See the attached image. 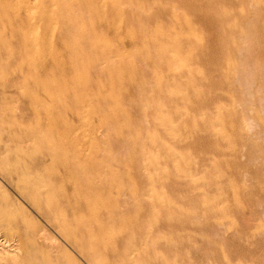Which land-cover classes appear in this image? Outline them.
Segmentation results:
<instances>
[{
	"label": "rangeland",
	"instance_id": "1",
	"mask_svg": "<svg viewBox=\"0 0 264 264\" xmlns=\"http://www.w3.org/2000/svg\"><path fill=\"white\" fill-rule=\"evenodd\" d=\"M32 1V2H31ZM34 1V2H33ZM39 1V4H40V2H42L40 5L38 4L37 5V2ZM45 0H0V11H4L3 13H0V21L2 20L3 21V23H2V21L0 22V39L2 40H0V44H2V46L0 45V54L2 55H4V56H1L0 57V82H1V84H0V106L2 105V108L0 107V111H2V112H0V114H2V115H0V121H1V119H2V122H0V131L2 132V134H0V136L2 135L3 137L2 138H0V155H1V153H2V155H1V157H0V163L2 164V163H4V164H2V166H3V169H1L0 168V258H3L4 259V261H3V259H1L2 260V263L3 264H7V262H8V264H29L30 262V264H37V263H39V264H93V261H92V259L94 258V260H96L97 259V261H98V259L99 258H101V259H99V261L101 260V262L99 263V264H108V263H110L111 264V261H112V264H122L123 262V264H125L126 262V264H130V262H131V264H144V262H142V261H145V263L146 264H264V81H262V80H264V63L262 64L261 63V61L262 62H264V59L262 60V56H263V58H264V51H263V49H264V47H260V44L261 45H263L264 46V18H263V16H264V0H261L260 2L259 1H257L256 3H255V1L254 0H242L243 2H241V0H193V1H191V0H152V2H151V0H136L137 1V3H136V1L135 0H131V3H133L134 1V3L131 5V3H129L130 2V0H116V2L114 1V3L112 4V3H110L112 0H91L90 2H88L87 0H84L85 2H83V0H72V2H71V0L69 1V0H48V1H45ZM60 1V2H59ZM64 1V2H63ZM66 1V2H65ZM67 1H69V2H67ZM121 2V4L122 3H124L125 1L127 2V3H129L130 5H129V7H128V4L127 3H124V4H116V3H118V2ZM139 1V2H138ZM156 1V3L158 4H156V3H154ZM158 1V2H157ZM168 1H170L171 2V4H170V2H168ZM179 1V2H178ZM205 1V2H204ZM217 3H216V2ZM220 1V2H219ZM225 1V2H224ZM237 3H236V2ZM248 1V4H249V6H248V8H247V6L245 5V4H247L246 2ZM249 1H250V3H249ZM51 2V3H50ZM60 4H59V3ZM62 2V3H61ZM75 2H77V3H79L80 2V4H77L76 3V5H75ZM87 2V3H86ZM96 2V3H95ZM97 2L99 3V5L97 4ZM140 2H142L143 4H141ZM149 2V3H148ZM160 2V3H159ZM175 2V3H174ZM182 2H183V4H182ZM185 2V3H184ZM188 3V5H187V3ZM200 2V3H199ZM208 2H210L208 5H207V3ZM228 2V4H225V3H227ZM239 2V3H238ZM2 3V4H1ZM7 3V4H6ZM9 3H11V4H9ZM25 3V4H24ZM70 3H71V5H70ZM84 3H86V4H84ZM88 3H90L89 5H88ZM163 3H164V5H163ZM180 3V4H179ZM233 3V4H232ZM237 5H236V4ZM254 3V5H252ZM17 4V5H16ZM49 6H48V5ZM73 4V5H72ZM82 4H84V5H82ZM94 4V5H93ZM115 4V5H114ZM126 4V5H125ZM137 4V5H136ZM139 4V5H138ZM140 4H141V6H142V9H141V6H140ZM153 4V5H152ZM175 4V5H174ZM185 4V5H184ZM201 4V5H200ZM215 4H217V5H215ZM223 4V6H221ZM241 4H243V6L241 5ZM247 4V5H248ZM251 4V5H250ZM2 5H3V8H2ZM8 5H9V8H8ZM18 5H20V6H18ZM30 5V6H29ZM34 5V6H33ZM35 5H36V7H35ZM45 5H47V7H48V9H47V7L45 6ZM58 5V6H57ZM60 5V6H59ZM63 5V6H62ZM67 5V6H66ZM70 5V6H69ZM85 5H86V7H85ZM102 5V6H101ZM112 5V6H111ZM115 7H114V6ZM135 5V6H134ZM146 5V6H145ZM167 5L168 6H170V7H167ZM172 5H174L173 7H172ZM185 6L184 8H183V6ZM186 5H187V8H186ZM190 5V6H189ZM193 5V6H192ZM213 5L215 6V7H213ZM226 5H229V6H226ZM233 5V6H232ZM234 5H235V7L236 8H233L234 7ZM240 5V9H238V10H240L241 11V9H243L241 12L240 11H237V7ZM257 5H259V6H257V7H260V9H258L256 6ZM262 5V6H261ZM13 6H15V7H13ZM17 6V7H16ZM23 6H25V7H27L26 8V10H24L25 12H23V10H21V9H24L23 8ZM43 6V7H42ZM71 6H73L70 10L68 9V7L70 8ZM76 6H77V8L78 9H76ZM81 6H82V8H81ZM85 8H84V7ZM96 6V7H95ZM100 6V7H99ZM109 6H110V8H109ZM117 6V7H116ZM121 6V7H120ZM131 6V7H130ZM132 6H133V8H132ZM137 6V7H136ZM138 6H140V7H138ZM144 6H145V8L147 9H145L144 8ZM149 6V7H148ZM154 6V7H153ZM157 8H156V7ZM182 6V7H181ZM197 7V8H195V7ZM202 8H201V7ZM208 6V7H207ZM45 8V9H42V8ZM60 7V8H59ZM80 7V8H79ZM91 7H93V8H91ZM99 9H98V8ZM115 8V9H112V8ZM118 7H120V9H118ZM152 7V8H151ZM161 7V8H160ZM164 7V8H163ZM192 7H194V8H192ZM207 7V8H206ZM210 7V8H209ZM214 8V9H212V8ZM218 7H219V9L220 8H224V9H221L220 11H219V9H218ZM230 7H232V8H229ZM253 7V8H252ZM255 7H256V9H255ZM13 10H11V9ZM30 8V9H29ZM59 8V9H58ZM62 8H64V9H62ZM65 8H66V11H65ZM90 8V9H89ZM122 8V9H121ZM144 8V9H143ZM172 8V9H171ZM186 8V9H185ZM189 8H190V10H189ZM199 8V9H198ZM204 8H206V10L204 9ZM210 9V12H209V9ZM218 10H217V9ZM227 8V9H226ZM239 8V7H238ZM3 9V10H2ZM41 9V10H40ZM51 9V10H50ZM59 11H58V10ZM73 9H74V11H73ZM81 9V10H80ZM84 9H86V10H84ZM94 9H95V11H94ZM98 9V10H97ZM102 9H103V11H102ZM109 9H111V10H109ZM118 9V10H117ZM124 9V10H123ZM133 9V10H132ZM143 10V11H147L146 13H144L143 11H141V10ZM149 9V10H148ZM157 9V10H156ZM161 10V11H163V12H161V11H158V10ZM167 11L168 10V12L170 13V15H172L171 17H170V15H169V13H165V11ZM187 9L189 10V11H191L190 13H189V11H188V13H186V11H187ZM196 9H198L197 11H196ZM202 9V10H201ZM203 9H204V11H203ZM216 9V10H215ZM226 9V10H225ZM233 9V11H232V13L229 15V13L231 12V10ZM245 9H247V10H245ZM254 9V10H253ZM5 10H6V12H5ZM9 10V11H8ZM21 10V11H20ZM49 10V11H48ZM60 10H64L65 11V15L63 14V12L64 11H60ZM70 12H69V11ZM76 10V11H75ZM77 10H79V12L81 13V15H79V13L77 12ZM83 10H84V13H82L83 12ZM89 10V11H88ZM90 10L92 11V12H90ZM112 10H114L113 11V14H112ZM129 12L128 14H126L127 12ZM158 12V13H156V11ZM170 10V11H169ZM178 10V11H177ZM180 10V11H179ZM186 10V11H185ZM216 12H215V11ZM252 10V11H251ZM261 10H263V12H261ZM51 11V12H50ZM82 11V12H81ZM87 11H88V14H87ZM105 11V12H104ZM111 12V14H110V12ZM116 11L118 12L117 13V15L119 16V15H121V17L119 16H117L116 14H114V12L116 13ZM119 11H120V14H119ZM123 11H124V13H123ZM138 11L140 12V13H138ZM149 11H152V12H155L156 14H153L152 12H149ZM172 11H174L173 13H172ZM176 11V12H175ZM248 11V13H246V12ZM256 11H257V13H256ZM8 12H9V14H8ZM10 12H11V14H10ZM19 12H22V13H20L19 14ZM36 12V13H35ZM38 12V13H37ZM40 12V13H39ZM45 12V13H44ZM47 12H48V14H49V16H48V14H47ZM59 12H61V13H58ZM68 12V13H67ZM85 12H86V14H85ZM98 12V13H97ZM100 12V13H99ZM107 12H108V14H107ZM137 14H136V13ZM180 12V13H179ZM199 12H200V14H199ZM201 12H204L205 13V15H204V13H202V15H201ZM207 12V13H206ZM213 12V13H212ZM227 13V15L225 14V16H224V14H221V13ZM240 13L241 14V16H243V17H240L238 14H236V13ZM245 12V13H244ZM44 13V14H43ZM56 13H57V15H56ZM73 13H75V14H72ZM77 13V14H76ZM91 13L93 14L92 16H94V17H92L91 16ZM98 15V17L100 18H98L97 17V15ZM132 15H131V14ZM152 14L151 15V17H150V15L149 14ZM162 15H161V14ZM172 13V14H171ZM175 13V14H174ZM178 13H179V15H178ZM195 13H197V14H195ZM210 13H211V15H210ZM234 13L236 14V15H234ZM251 13V14H250ZM259 13H262V14H260L259 15ZM1 14H3V15H1ZM6 14L8 15V16H6ZM28 14V15H27ZM41 14H42V16H41ZM52 14V15H51ZM96 16H95V15ZM143 16H142V15ZM177 14V15H176ZM186 14V15H185ZM195 14V15H194ZM218 14H220V15H218ZM248 14V15H247ZM251 16H250V15ZM254 14V15H253ZM256 14V15H255ZM11 15V16H10ZM17 15V16H16ZM20 15V16H19ZM21 15H23V16H21ZM50 15H51V17L53 16V19L50 17ZM78 15V18H76V16ZM86 15H89V16H86ZM110 15H111V17H110ZM112 15H113V17H112ZM125 15H128L127 17L125 16ZM134 15V16H133ZM144 15H148L149 17H147V16H144ZM154 15V16H153ZM156 15V16H155ZM174 15V16H173ZM183 17H182V16ZM196 16V18L194 17V16ZM203 15L204 16H206V18L204 19V18H202L203 17ZM216 15H218V17H219V19L220 20H223V21H221V23H223L222 25H221V23H220V21H218L219 19L218 18H216L217 16ZM231 15L232 16H234V18H235V16L237 17L236 19H233L234 21H235V23L233 22V20H232V18H231ZM261 15H262V17H261ZM4 16V17H3ZM7 18H6V17ZM10 16V17H9ZM28 16H32L31 17V19H32V21H31V19H30V17H28ZM47 16V17H46ZM54 16H55V18H54ZM58 16H59V19H58ZM60 16H61V18H60ZM69 16V17H68ZM70 16H72V18H73V22H76V23H72V18L70 17ZM79 16H80V19H79ZM88 17V18H92L91 20L93 21V19L94 18H96V19H94V21L93 22H95L96 24H97V26H98V22H99V26L101 25L100 23H102V25H101V27H95V23L93 24V22H91V20L89 19V22L87 21L88 19L87 18H83V20L81 19L82 17ZM91 16V17H90ZM103 18H102V17ZM138 16H139V18H138ZM167 16H169V17H167ZM199 16V17H198ZM200 16H201V18H200ZM211 16V17H210ZM213 16H214V18H216V20L213 18ZM230 17V19H228L227 17ZM244 16H245V19H244ZM246 16H248V17H246ZM252 16H254V17H252ZM20 17V18H19ZM23 19H22V18ZM45 17V18H44ZM50 17V18H49ZM64 17V18H63ZM67 17V18H66ZM107 17H108V20H107ZM115 17H116V19L117 18H119V19H117L118 20V22L116 21V19H115ZM124 17L126 18L125 20H124ZM157 19H156V18ZM165 18V20H164V18ZM178 17H182V18H180V20L182 21H180L179 19H177ZM250 17V18H249ZM257 17V18H256ZM261 17V18H260ZM3 18H4V20L6 19L7 21H4L3 20ZM12 20H11V19ZM14 18V19H13ZM25 18H27L26 20L27 21H25ZM36 18V19H35ZM69 18V19H68ZM75 18V19H74ZM112 18V19H111ZM136 19L135 21H133V19ZM143 19L144 20V22H143V20L142 21H139V20H141V19ZM154 18V19H153ZM158 18H160V20L162 21H160V20H158ZM168 18V19H167ZM190 18V19H189ZM211 18L213 19V20H211ZM222 18V19H221ZM228 20H227V19ZM238 18H240L239 20H238ZM249 18V19H248ZM256 18V20H254V19ZM258 18H260V19H258ZM8 19H10V20H8ZM28 19H29V21H28ZM39 19H43L42 21H39ZM45 19V20H44ZM63 19V20H62ZM66 21H65V20ZM71 22H68V20ZM77 19V21H75ZM87 19V20H86ZM102 19L105 21V26H104V21H102ZM114 19H115V23H114ZM129 19H131V20H129ZM139 19V20H138ZM173 19V20H172ZM185 19H186V21H185ZM192 19V20H191ZM195 19V20H194ZM203 19H204V21H203ZM227 21H226V20ZM246 19H247V21H246ZM252 19L254 20V22L252 21ZM14 20L18 23V22H20V23H18V25H17V23L16 22H14ZM46 20H48V22L46 21ZM49 20H52V22H50ZM57 20V21H56ZM98 20V21H97ZM127 20H129V21H127ZM167 20V21H166ZM232 21V23H234L233 25L231 24V21ZM244 20V21H243ZM9 21V22H8ZM60 21V22H59ZM61 21H63V22H61ZM80 21H82L83 23H81ZM85 21H87V22H85ZM108 21V22H107ZM125 21H127V22H125ZM147 21H150V24H148L147 25ZM154 23H156V24H160V23H162L163 24V22H164V24H163V26H162V24H160L159 26L158 25H156V24H154ZM157 21V22H156ZM159 21H160V23H159ZM169 21H170V23L171 24H169ZM178 21V22H177ZM184 21L186 22V23H184ZM191 21V22H190ZM196 23H195V22ZM208 21H209V23L211 24H216L215 26L214 25H210L209 23H208ZM211 21V22H210ZM228 21H230V22H228ZM239 21H243L242 23H240ZM246 21V22H245ZM9 24H7V23ZM11 22V23H10ZM25 22H27V25H28V23L30 24L29 26H27V25H25L26 23ZM32 22H33V24H32ZM39 22V23H38ZM45 22V23H44ZM47 22V23H46ZM50 22V23H49ZM85 22V23H84ZM133 22V23H132ZM135 22V23H134ZM177 22V23H176ZM191 24H190V23ZM213 22H217V23H213ZM225 22H227V23H225ZM239 22V23H238ZM256 22H259L258 24L256 23ZM263 22V23H262ZM2 23V24H1ZM22 23V24H21ZM51 23H53V24H51ZM78 23H80V25L78 24ZM88 25H87V24ZM91 23V24H90ZM114 23V24H113ZM126 23H128V25L126 24ZM131 23V24H130ZM137 23V24H136ZM138 23H140V24H138ZM144 24L145 25V27H144V31H143V29H142V24ZM166 23H168V25L170 26L168 29L166 28L167 27V25H166ZM181 24V26H180V24ZM185 25V26H188V28L189 29H185L184 31H183V28L185 27L183 24ZM230 23V24H229ZM237 23V24H236ZM252 23V24H251ZM261 23H262V25H261ZM6 24V25H5ZM42 24H43V26H42ZM63 24H64V27H62L63 26ZM69 24L71 25L70 27H69ZM107 24V25H106ZM112 24V25H111ZM126 24V25H125ZM174 24H175V26H177V24H178V27H176V28H173V27H175L174 26ZM194 24H196V25H194ZM198 24H200V28H195L196 26L198 27ZM207 24L208 25H210V26H207ZM217 24L219 25V26H217ZM225 24V25H224ZM247 24V26H245V25ZM250 24V25H249ZM3 25V26H2ZM4 25H5V27H6V29H5V27H4ZM18 27H17V26ZM32 25V26H31ZM60 25V26H59ZM66 25H67V28L68 29H65L66 28ZM78 25H79V28H78ZM91 27H90V26ZM94 27H93V26ZM123 25H125L126 26V28L127 29H125L124 28V26ZM129 25H130V27H129ZM135 25V26H134ZM137 25V26H136ZM150 25V27H148L147 28V26H149ZM154 25V26H153ZM173 25V26H172ZM183 25V26H182ZM221 25V26H220ZM224 25V26H223ZM226 25H228V26H226ZM231 25V26H230ZM237 25H238V28H237ZM256 25V26H255ZM262 27H261V26ZM13 26V27H12ZM31 26V27H30ZM88 26L90 27V28H88ZM108 26H110V27H108ZM113 28H112V27ZM115 26H117L116 28H115ZM195 26V27H194ZM211 26H213V28L211 27ZM245 26V27H244ZM249 26V27H248ZM250 26H251V28H250ZM257 26H259V28H257ZM8 27V28H7ZM11 29H10V28ZM25 27V28H24ZM47 27H49V28H47ZM51 27H52V30H51ZM61 27V28H60ZM87 28V29H85V28ZM102 27H106V28H102ZM129 27V28H128ZM138 27H139V29H138ZM156 27V28H155ZM164 27V28H163ZM217 27V28H216ZM226 27H231V28H229V29H227ZM247 27V28H246ZM253 27L254 28H256L254 31L256 32V33H258L257 35L259 36V34H260V37H261V35H262V37L260 38L259 37V39H258V36L257 35H255V32L254 31H252V29H253ZM17 28V29H16ZM22 28V29H21ZM23 28L24 29H26V32L23 30ZM29 28V29H28ZM31 28V29H30ZM33 28V29H32ZM44 28H46V29H44ZM59 28V29H58ZM76 28H78L79 29V31L80 32H78V29H76ZM98 29L100 32H101V34H100V32H97L96 31V29ZM109 28L110 29H113V30H109ZM132 28H134L133 29V31H131V29ZM151 28V29H150ZM153 28H154V30H153ZM158 28H160V29H162V31L160 30V29H158ZM179 28V29H178ZM187 28V27H186ZM218 28H220V29H218ZM236 28V29H235ZM262 30H261V29ZM6 30V31H4V30ZM21 29V30H20ZM35 29V30H34ZM50 29V33L48 34V31H46V30H49ZM61 29V30H60ZM65 29V30H64ZM88 29H90V33L91 34H89V32H88ZM92 29H93V32H92ZM102 29H103V32H102ZM107 29H108V31H107ZM115 29H116V31H115ZM121 29H123L122 31H121ZM124 29H125V31H124ZM128 29H130V30H128ZM135 29H136V31H135ZM138 29V30H137ZM156 29H157V32H156ZM166 29L169 31L170 29V31L168 32V31H166ZM179 31H178V30ZM182 29V30H181ZM196 29V30H195ZM203 29V30H202ZM212 31V32H209L210 30ZM215 29V30H214ZM219 31L220 30V32L218 33V32H216L217 30ZM222 29V30H221ZM225 29H227V30H225ZM243 29V30H242ZM251 29V30H250ZM10 30V31H9ZM14 30V31H13ZM44 30V31H43ZM56 30H57V32H56ZM69 30H71V32H69V34H68V36H66L65 34H67L68 33V31ZM75 30V32L77 33V35H71L72 33L73 34H75L74 32H72V31H74ZM87 30V31H86ZM121 32H120V31ZM145 30L147 31V33L145 32ZM152 31L153 33H152V38L154 37V39H153V41H152V39H151V42H149V41H147V40H150L149 38L151 37V33H150V31ZM158 30H160L159 32H158ZM186 30H188L187 32H186ZM191 30V31H190ZM195 30V31H194ZM230 30H231V32H230ZM234 30V31H233ZM239 30V31H238ZM244 30H246V31H244ZM247 30L249 31V33L247 32ZM256 30H258V32L256 31ZM259 30H261V31H259ZM22 31V33H20ZM24 31V32H23ZM28 31H30V32H32L31 33V35L32 36H30L29 34H30V32L28 33ZM42 31V32H41ZM60 31V32H59ZM62 31H63V33H62ZM85 31V32H84ZM106 31V32H105ZM115 31V32H114ZM120 33H119V32ZM137 31H141V32H138L139 33V35H138V33H137ZM176 31V32H175ZM183 31V32H182ZM193 31V32H192ZM201 31V32H200ZM228 32V35H229V37L226 35L227 33L226 32ZM242 31H243V33H242ZM2 32H6V33H3L2 34ZM10 32V33H9ZM12 32H14V34L12 33ZM16 32H17V34H16ZM59 32V33H58ZM86 35V37H85V35L83 34V33ZM94 32H95V34H94ZM111 32V33H110ZM112 32H113V34H112ZM117 32H118V34H120V36L117 34ZM163 32H164V34H163ZM173 32V33H172ZM186 32V33H185ZM194 34L195 32H196V34H197V37H194V39H193V34ZM203 32H205V33H203ZM222 32V33H221ZM234 32V34H232ZM237 32V33H236ZM245 32H247V34L249 35H247ZM251 32V33H250ZM254 32V33H253ZM26 35L27 34V36H25L24 34ZM56 33H57V36H56ZM65 33V34H64ZM79 33V34H78ZM106 35H105V34ZM107 33L109 34V35H107ZM140 33H142V34H144V35H142V34H140ZM157 33V34H156ZM162 34V36L163 35H165V33H167V36L165 37V38H168L167 40H163V39H165L164 38V36H163V38H161V34ZM172 33V34H171ZM175 33H176V35H175ZM189 35H188V34ZM201 33H203L202 34V36H203V39H202V36H200L201 35ZM211 33V34H210ZM240 33V34H239ZM262 33V34H261ZM5 34V35H4ZM81 34V35H80ZM93 35V37L95 38V39H93V38H91L92 36H88V35ZM111 34V35H110ZM125 34H126V37H124L125 36ZM127 34H129V35H127ZM138 36H137V35ZM160 34V35H159ZM169 34V35H168ZM190 34H191V37H190ZM214 34V35H213ZM216 34H217V36H216ZM242 34V35H241ZM251 34H254V35H252V37L250 36ZM1 35H3L4 37H2ZM6 35H7V37H6ZM12 35H14L13 37H12ZM18 35H20V36H18ZM29 35V36H28ZM45 35V36H44ZM46 35H48V37L46 36ZM58 35H59V37H58ZM84 37H83V36ZM101 35V36H100ZM103 35L105 36L104 37V39H103ZM112 35H114V37H112ZM118 35V36H117ZM123 35V36H122ZM133 35V36H132ZM142 35V36H141ZM149 35H150V37H149ZM172 35V36H171ZM180 35H181V37H180ZM185 35H187V37L185 36ZM195 35V34H194ZM223 38V39H221V37ZM236 36V37H234V36ZM247 35V36H246ZM9 36H11V37H9ZM35 38H34V37ZM65 37V38H63V37ZM79 36H81V37H83V38H80L81 40H78V38H79ZM99 36V37H98ZM107 36H109L110 38H112L111 40L109 39V37H107ZM136 36V37H135ZM157 36V37H156ZM171 38H173V39H169L170 37ZM174 36L176 37V38H174ZM189 36V37H188ZM196 36V35H195ZM242 38H241V37ZM246 36V37H245ZM255 36V37H254ZM6 37V38H5ZM14 37H17V39L16 38H14ZM21 37H23V38H21ZM37 37V38H36ZM41 37V38H40ZM42 37H43V39H42ZM55 37L57 38V39H55ZM67 37L69 38V39H67ZM91 39H93V40H91ZM115 37H117V39L115 38ZM130 39H129V38ZM132 37H134V38H132ZM145 37V41H142L143 40V38ZM160 37V39H158ZM179 37V38H178ZM182 37H184V38H182ZM204 37H205V39H206V41H205V39H204ZM215 37H216V39H215ZM220 37V38H219ZM233 37V39L232 40H234V38H235V41H232L231 40V42H229L230 41V39ZM239 37V38H238ZM250 39H249V38ZM255 38V40H252V39H254ZM6 39V41H5V39ZM9 40H8V39ZM18 38H20V39H18ZM26 38L28 39V41L26 40ZM34 38V39H33ZM59 38H61V39H59ZM63 38V39H62ZM125 38V39H124ZM140 38H141V41H140ZM146 38H148L147 40H146ZM182 38V39H181ZM187 39V42H185V40ZM224 38H225V40H226V42H229V44H234L233 46H235V47H238V46H240L239 48H235L234 49V47L232 46V45H228V43H225L224 41ZM248 39V41H254V42H248L247 41V39ZM34 41V43L32 42V40ZM37 39H38V41H37ZM40 39V40H39ZM53 39H55V41L53 40ZM71 39V40H70ZM76 39V40H75ZM83 39V40H82ZM106 39V40H105ZM115 40L116 42L114 43V42H112V40ZM120 39V40H119ZM121 39H123L124 41L125 40H127V41H125L126 43V45L125 44H123V40H121ZM129 39V40H128ZM177 39H179L178 41H177ZM190 39V42L188 41ZM193 39V40H192ZM198 39H200V40H202V41H200V43H199V41H198ZM228 39H229V41H228ZM241 39H243V40H245V41H243V40H241ZM258 39V40H257ZM262 41H261V40ZM4 40V41H3ZM11 43V45L9 46V42ZM31 42H30V41ZM57 40H58V42H57ZM88 41L89 42V44L88 43H86L85 41ZM95 40V41H94ZM109 40V41H108ZM132 40V41H131ZM138 40V41H137ZM162 40H163V42H162ZM177 41V42H175V41ZM182 40V41H181ZM195 40H197V41H195ZM208 40V41H207ZM215 40V41H214ZM219 41V42H217V41ZM220 40H222L223 42H221ZM21 41V43H19ZM23 41L25 42L24 43V45H23ZM45 41V42H44ZM48 41H49V45H50V47H49V45H48V47H47V44H48ZM62 41H64V42H62ZM71 41V42H70ZM73 41V42H72ZM75 41V42H74ZM77 41H79V42H77ZM92 41H94L95 42V45H94V42H92ZM97 41H99V42H97ZM110 41L112 42V44L110 43ZM119 41H120V43H121V46L119 45L120 43H119ZM135 41V42H134ZM157 41H158V43H157ZM159 41H161V42H159ZM184 41V42H183ZM196 42L195 44L196 45H194V43H192V42ZM203 41H204V43H203ZM4 42V43H3ZM7 42H8V44H7ZM91 42V43H90ZM137 42H138V44H137ZM154 43V45H152L151 46V43ZM164 42H168V43H164ZM174 42V44H172ZM179 42H180V44H179ZM215 42V43H214ZM233 42H235V43H233ZM240 42V43H239ZM257 42V43H256ZM6 43V44H5ZM65 44V45H61V44ZM79 43H82V44H80L79 45ZM83 43H85V45L83 44ZM104 43L106 44V46L104 45ZM119 43V44H118ZM131 43L133 44V45H131ZM148 43H150V44H148ZM162 43V44H161ZM169 43H170V45H169ZM185 43V44H184ZM189 43H190V45H189ZM198 43V44H197ZM209 44V45H211L210 47L211 48H209V47H206L207 45L206 44ZM219 43H220V47H219ZM224 43V44H223ZM238 43H239V45H238ZM242 43H245V44H242ZM249 43H250V45H251V47H253V49H255L254 51H253V49L250 47V45H249ZM252 43H254V44H252ZM36 45V46H34V45ZM76 46V44L78 45V47L76 46V48H75V46ZM99 45L98 47L101 49V45L103 46V47H107L106 49H104L103 47H102V49L100 50L96 45ZM108 44V45H107ZM119 45V48H118V45ZM129 44V45H128ZM139 44H141V45H139ZM142 44H143V47H142ZM145 44V45H144ZM156 44V45H155ZM165 44V45H164ZM175 47L176 46V44H177V46H179V47H177V48H173V46ZM187 44V45H186ZM193 44V46H195L194 47V49L193 48H191L192 45ZM213 44V45H212ZM222 44V45H221ZM248 45L249 46V48H251L252 49V51L251 50H248L249 48L247 47V46H244V45ZM257 44V45H256ZM7 45H8V47H7ZM13 45V46H12ZM14 45H15V47H14ZM19 45L21 46L22 45V47H19ZM32 46V47H30V46ZM71 45H73L72 47H71ZM90 45H92V46H90ZM138 45H139V47H138ZM149 45V46H148ZM197 45H198V47H197ZM199 45H201V50H200V47H199ZM202 45H203V47L204 48H202ZM208 45V46H209ZM225 45H227L226 46V48L224 47ZM238 45V46H237ZM256 45V46H255ZM28 46V47H27ZM44 46V47H43ZM54 46V47H53ZM68 46V47H67ZM97 48H96V47ZM111 46H114V47H111ZM125 46V47H124ZM128 46H131V48L130 47H128ZM146 46V47H145ZM165 47V49H163L162 47ZM186 46H187V48L189 49V51H188V54H189V56H187L188 54H186L185 53V50L187 51L188 49L186 48ZM189 46V47H188ZM222 46H223V48L224 49H222ZM242 46V47H241ZM260 47V48H258V47ZM3 47H5V48H3ZM7 47V48H6ZM12 48V51L11 52H14V50H15V52L17 51V48H18V52L19 53H21L20 55H19V53L17 54V52L16 53H11L8 49H11ZM14 47V48H13ZM23 47H24V49H23ZM34 47H36V48H34ZM43 47V48H42ZM83 47V48H82ZM86 47H88V49L86 48ZM89 47H90V49H89ZM96 49H95V48ZM113 49V52L114 51H116L117 49H118V51H116V52H110V51H112V49ZM125 48V50H124V48ZM142 47V48H141ZM147 47H148V50H147ZM150 47H151V49H152V51H151V49H150ZM153 47V48H152ZM159 47V48H158ZM214 47H218V48H215V50H217V51H215L214 50ZM244 47V48H243ZM245 47H247L246 49L248 50V52H247V50L245 49ZM257 47V48H256ZM19 48H21V49H19ZM26 48H28V49H26ZM42 50H41V49ZM49 49V50H47V49ZM54 48H56L55 49V52H54ZM63 48V49H62ZM66 48L67 49H70V51H68V50H66ZM77 48L79 49V50H77ZM92 48V49H91ZM144 48V49H143ZM166 48H168V49H166ZM186 48V49H185ZM196 48V49H195ZM197 48H198V51H197ZM231 48V49H230ZM243 48V49H242ZM3 49V50H2ZM14 49V50H13ZM33 49V50H32ZM62 49V51H60V50ZM97 51L98 50V53H96L95 52V54H96V56L95 57H93L94 55V51L95 50ZM121 49H123V50H121ZM131 49V51H129ZM137 49V50H136ZM139 49H140V51H139ZM153 49H154V51H155V53H153ZM156 49V50H155ZM158 49H160L159 51H158ZM177 49V50H176ZM180 49V50H179ZM193 49V50H192ZM202 49L204 50L203 52H204V55H206L205 57H203L202 56ZM207 49H209V50H207ZM211 49V50H210ZM213 49V50H212ZM222 49V50H221ZM232 49H234V51H236V52H234V51H231ZM244 49H245V51H244ZM262 51H261V50ZM8 50V51H7ZM22 51L23 53L25 52L26 53V55L24 54L23 55V57H25V58H27V59H23L22 58V52H20V51ZM57 50H59V51H57ZM77 50V51H76ZM81 50V51H80ZM82 50H85V51H87L86 53H85V51H82ZM91 50V51H90ZM103 50V51H102ZM104 50H106V52H107V50H109V52H107V54H104V53H106ZM135 50V51H134ZM142 50V51H141ZM145 52H144V51ZM165 52V54H167V55H165L164 53H163V51ZM207 50V51H206ZM227 50H229V51H227ZM257 50H259V52H257ZM2 51H6L5 53L4 52H2ZM28 51H31V52H33V54L32 53H29ZM34 51H35V53H34ZM43 51V52H42ZM46 52V54H45V52ZM53 51V52H52ZM64 51V52H63ZM72 51V52H71ZM74 51V52H73ZM75 51H76V53L78 52V51H80V53L82 54V56H85V58L84 57H81L80 55V53H78V54H76L75 53ZM93 51V52H92ZM100 51V52H99ZM102 51V52H101ZM123 51V52H122ZM134 51V52H133ZM137 51V52H136ZM139 51V52H138ZM173 53V51H174V54H172L171 52ZM192 51H194V52H192ZM200 51L202 52V53H200ZM212 51V52H211ZM214 51V52H213ZM220 51V52H219ZM222 51V52H221ZM224 51H226V52H224ZM231 51V52H230ZM239 52V54H240V52H241V54H242V56H241V54L239 55H237V53ZM41 52V53H40ZM48 52V53H47ZM57 52V53H56ZM65 52H66V54H65ZM88 52L90 53L91 52V55H88ZM121 52H122V54H121ZM144 52V53H143ZM152 53L150 56L149 55H147L146 53ZM157 52V53H156ZM159 52H161L160 54L162 55V56H160L159 55ZM178 52H180V54L178 53ZM183 52V54H181ZM189 52H191V53H189ZM218 54H217V53ZM245 52H246V54H245ZM249 52H251V53H249ZM252 52H253V54L254 55H252ZM9 53V54H8ZM10 53H11V55H10ZM39 53V55H37ZM43 53V54H42ZM62 53V54H61ZM69 53V54H68ZM100 53H102L101 55H100ZM116 53V54H115ZM125 53V54H124ZM135 53V54H134ZM140 53H143V54H141V57L139 56H137V54H140ZM148 53V54H149ZM175 53H177L178 55H175ZM198 53V54H197ZM208 53V54H207ZM210 53H211V55H212V58H211V56H209L210 55ZM223 53V54H222ZM233 53V54H232ZM236 53V54H235ZM249 55H248V54ZM257 53H258V55L261 53V55H260V57H258V55H257ZM6 54H7V56L9 57V59H8V57H6ZM13 54V55H12ZM28 54V55H27ZM48 54V55H47ZM54 54V55H53ZM66 56H64V55ZM74 56H73V55ZM76 54V55H75ZM80 54V55H79ZM86 54V55H85ZM97 54H98V56H100V59H99V57L97 56ZM103 54H104V56H103ZM110 54V55H109ZM112 54H113V56H112ZM116 55V57H117V59H116V57H115V55ZM131 54V55H130ZM158 54V56L159 57H157L156 55ZM164 54V55H163ZM220 54V55H219ZM230 54H231V56H230ZM263 54V55H262ZM33 55H37V56H33ZM45 55H46V57H45ZM63 55V56H62ZM108 57H107V56ZM126 55V56H125ZM128 55V56H127ZM129 55H130V57L132 58V60H131V58H129ZM134 55H136V56H134ZM147 56V58H148V60L150 61L151 60V62L149 63V61L146 59V57H144V56ZM152 55H154V56H152ZM182 55V56H181ZM196 56V57H194V56ZM200 55V56H199ZM215 55H216V58H215ZM233 55V56H232ZM251 55V56H250ZM257 57H256V56ZM16 56H18L17 58L14 57ZM21 56V57H20ZM72 56V57H71ZM77 56H79V57H77ZM89 56V57H88ZM105 58H107V59H103L102 61L103 62H101V59L103 58V57ZM123 56H125V57H123ZM134 56V57H133ZM142 56H143V58H145V59H143L142 58ZM155 59V62H153L154 61V59L152 58V57ZM166 58H165V57ZM169 56H171V59L169 58ZM181 56V57H180ZM186 56V57H185ZM226 58H224V57ZM229 56V57H228ZM236 56V57H235ZM246 56V58H243V57H245ZM248 56V57H247ZM254 58H253V57ZM21 59H20V58ZM30 57H32V58H30ZM35 57V58H34ZM53 57V58H52ZM69 57V58H68ZM112 57V58H111ZM114 57V58H113ZM137 59H136V58ZM156 57L158 58V59H156ZM160 57H162V58H160ZM189 59H188V58ZM191 57H192V59H191ZM215 59H214V58ZM220 59V61L218 60V58ZM222 57V58H221ZM231 57H233V59L231 58ZM235 57V58H234ZM250 57H252V59H250ZM6 58H7V60H6ZM13 60H11V59ZM17 59V62H15L16 60H14V59ZM52 58V59H51ZM63 58H65V59H63ZM72 58H74L75 60H78V62L76 63L75 62V60H73ZM82 58V59H81ZM93 58V62H92V60L91 59ZM122 58V59H121ZM133 58H135L136 59V61H137V63H135V64H137V65H134V63H133V60H135V59H133ZM177 58V59H176ZM184 58V59H183ZM204 58V59H203ZM207 58V59H206ZM237 58H238V60H237ZM247 58H249V59H247ZM260 60H259V59ZM4 59V60H3ZM24 60V62H23V60ZM31 59V61H29ZM39 61H38V60ZM41 59H43V60H41ZM47 59H49V60H47ZM87 59V60H86ZM124 59V60H123ZM126 59H128V60H126ZM142 59H143V62H142ZM160 59H162V61L161 62H163V63H161V64H163L162 65V67H161V65H160ZM165 59V62H167V60L169 59V61H168V65L170 66V64H171V61H173L172 62V64L174 65L175 63H177L175 66H173L172 64H171V66L170 67H168L167 66V64L165 65V63H164V60ZM179 59V60H178ZM187 59H188V61L189 62H186L187 61ZM195 59H196V61H195ZM203 59V60H202ZM208 59H210V60H208ZM224 61V62H222V60ZM242 59V60H241ZM245 59H247V60H245ZM258 59V60H257ZM6 60V61H5ZM26 60H27V62L29 61V63L27 64V66H26ZM33 60H34V62H33ZM35 60H37V61H35ZM46 60H47V62H46ZM86 60V61H85ZM91 60V61H90ZM95 60V61H94ZM96 60L99 62V63H95L96 62ZM100 60V61H99ZM107 60H110V61H107ZM113 60V61H112ZM116 60V61H115ZM125 60H126V62L128 61V65H127V63H125ZM129 60H131V61H129ZM139 60V61H138ZM145 60V61H144ZM158 60V61H157ZM177 60V61H176ZM183 60V61H182ZM198 60H201V64L198 62ZM207 60L208 61H212V62H208L207 63ZM216 60V61H215ZM235 60V61H234ZM238 62H237V61ZM241 60V61H240ZM247 61L246 63L244 62V61ZM251 60V62H249ZM254 60H256V61H254ZM21 61L23 62V63H21ZM48 61H50V62H48ZM55 62V63H52V62ZM58 61V62H57ZM74 61V62H73ZM124 61V62H123ZM135 61V62H136ZM157 61V62H156ZM228 61H229V63H228ZM261 63H259V62ZM39 62V63H38ZM64 62H66V63H64ZM82 62V63H81ZM86 62L88 63V62H90V66L88 65V64H86ZM91 62H92V64H95L94 65V67L95 68H93V66H92V64H91ZM108 62V64H106V63ZM110 62V63H109ZM117 62H119V63H117ZM125 63V65L123 66V64ZM139 62V63H138ZM153 62V63H152ZM184 62V63H183ZM194 64H193V63ZM196 62V63H195ZM202 62H206L205 63V65H204V63H202ZM214 62L216 63V64H214ZM221 62V63H220ZM226 62V63H225ZM235 63V64H231V63ZM240 62L242 63L241 64V66H240ZM243 62H244V64H243ZM252 62H254V64L252 63ZM256 62H258V63H256ZM35 63H37V64H35ZM47 64V66H46V64ZM64 63V64H63ZM81 63V64H80ZM84 63V64H83ZM101 63H105V66H102L101 65ZM111 63H115V64H111ZM132 63V64H131ZM146 63V64H145ZM192 63V64H191ZM209 63H210V65L211 66H209ZM212 63V64H211ZM220 63V65H218ZM227 63H228V65H227ZM251 63V64H250ZM256 63V64H255ZM9 64V65H8ZM31 64V65H30ZM34 64H35V66H34ZM44 64V65H43ZM52 64V65H51ZM55 64H58V67H57V65H55ZM66 64V65H65ZM73 67H71L70 65ZM78 64V65H77ZM82 64L84 65V66H82ZM121 64H122V66H121ZM138 64H139V66H138ZM150 64V65H149ZM154 64H156L155 66H154ZM157 64H159L158 66H157ZM197 64V65H196ZM200 64V65H199ZM238 64H239V68H237L238 67ZM247 64H249L248 66H247ZM3 65V66H2ZM18 65V66H17ZM20 65V66H19ZM33 65V66H32ZM37 65V66H36ZM41 65V66H40ZM49 65V66H48ZM60 65H62L63 66V68H62V66H60ZM88 65V66H87ZM98 65H101V66H98ZM104 65V64H103ZM108 65V66H107ZM121 66V69H119V70H117L116 68H118L119 66ZM130 65V66H129ZM133 67H132V66ZM144 67H143V66ZM152 65V66H151ZM178 65H181V69H180V66H178ZM189 65V66H188ZM212 65H213V67H212ZM223 65H224V67H223ZM231 65V66H230ZM236 66V67H233V66ZM261 66L260 68H262L263 67V70L262 69H259L257 66ZM6 66V67H5ZM9 66V67H8ZM25 66V67H24ZM28 66H30V67H28ZM53 66V67H52ZM54 66H56V67H54ZM60 66V67H59ZM78 66V67H77ZM80 66H82L81 67V69L83 68V70H80ZM110 66V67H109ZM116 66H118V67H116ZM128 66V67H127ZM141 68V70L138 68ZM148 66H150L149 68H148ZM164 66H166V70L168 69V71H165L164 69ZM182 66H184L183 68H185L184 70H183V68H182ZM188 66V67H187ZM195 66H196V69H194L195 68ZM202 66V67H201ZM213 68V69H211L210 70V68ZM219 66H222V67H219ZM227 68H226V67ZM228 66H230L229 68H228ZM247 66V69L245 68ZM251 66H256L255 68L254 67H251ZM14 68V69H11V68ZM16 67V68H15ZM20 67V68H19ZM31 67H33V69L31 68ZM48 67H50V68H48ZM70 67V68H69ZM88 67H92L91 69L89 68V70H88ZM96 67H99L98 69L96 68ZM104 67L105 68H107V69H104ZM112 67H116L115 69H113ZM123 67V68H122ZM125 67H127V68H125ZM130 67V71H127V69ZM138 68V69H136V68ZM143 67V68H142ZM153 67V69H151ZM157 67H159L158 69H156V71H158L157 73H159V74H155L156 73V71L154 70L155 68H157ZM176 67V70L178 71V73H179V75L182 77V78H180L181 80H183V81H181L180 79H179V75L177 76V74L178 73H176V70H174V68ZM190 67V68H189ZM199 67H201L202 68V71H200L201 70V68L199 69ZM203 67H204V69H203ZM206 67V68H205ZM233 67V71H232V68ZM243 67V68H242ZM250 67L251 68H253L251 71H250ZM2 68H4V69H2ZM17 68H19V69H17ZM23 68V69H22ZM28 68V69H27ZM38 68V69H37ZM53 68H55V69H53ZM59 68V69H58ZM75 68H76V70H79L78 72L75 70ZM85 68V69H84ZM101 68V69H100ZM111 68V69H110ZM124 68H125V71H124ZM145 68V69H144ZM171 68V70L169 71V69ZM178 68V69H177ZM186 68H188V69H186ZM193 68V69H192ZM198 68V69H197ZM216 69V71L217 72H215V69ZM217 68H219L218 70H217ZM229 71H227L226 69ZM242 68V69H241ZM11 69V70H10ZM23 71H22V70ZM40 69V70H39ZM93 69V70H92ZM104 69V70H103ZM151 69V70H150ZM179 69H180V71H179ZM192 69V70H191ZM221 69V70H220ZM223 69V70H222ZM231 69V70H230ZM237 69V70H236ZM240 69V70H239ZM7 70H10L9 72L7 71ZM34 70V71H33ZM52 71L51 73H53L52 75H51V73H50V71ZM56 70L58 71V72H56ZM75 70V71H74ZM91 70V71H90ZM100 70L104 73V74H102V72H101V74H100ZM107 70H108V74H109V71H110V73H111V75H108L107 74ZM112 70H116L117 71V73H116V71H113L112 72ZM123 70V71H122ZM129 70V69H128ZM136 70H140L141 72H143L144 71V73H142L141 74V72H136ZM152 70H153V72H152ZM161 70V71H160ZM173 70V71H172ZM182 70H183V75L184 76H182ZM195 70V71H194ZM199 70V71H198ZM206 72H208V73H206ZM226 70V71H225ZM247 72H245V71ZM253 70H254V72H253ZM257 70V71H256ZM260 70V71H259ZM3 71H7V73L9 74H7L6 75V73H3ZM14 71H16V72H14ZM18 71H19V73H18ZM22 73H21V72ZM31 72V74L30 73H28V74H26L27 72ZM42 71V72H41ZM46 71H47V73L48 74H46ZM90 72V73H87V72ZM120 71H122V72H120ZM135 71V72H134ZM164 71V72H163ZM187 71V72H186ZM188 71H190V73L188 72ZM248 71H250V73L248 72ZM257 73H256V72ZM259 71V72H258ZM262 71H263V73H262ZM2 72V73H1ZM14 74H13V73ZM24 72H25V74H26V76H25V74H24ZM34 72V73H33ZM37 72H38V77H37ZM45 72V73H44ZM54 72H55V74H54ZM59 72H61L60 74H59ZM81 72H84V73H81ZM98 72H99V74H98ZM125 74H124V73ZM130 72V73H129ZM151 72V73H150ZM168 72V73H167ZM173 72L174 73H176V74H174V76H176V77H174L173 76ZM184 72H185V74H184ZM199 72V73H198ZM213 72H215V73H213ZM227 75V74H229L230 76H231V74H232V76L233 77H229V76H226L225 75V77H223V75H224V73ZM239 72V73H238ZM240 72H242V74L244 73L245 75H243L244 77H246V79L244 78V77H241V74H240ZM252 72V73H251ZM10 73H12V74H10ZM41 73H43V74H41ZM63 73V74H62ZM76 73V74H75ZM77 73H78V75H77ZM80 73V74H79ZM116 73V74H115ZM126 73H128V74H126ZM131 73H133V76H130V75H132ZM135 73H137L139 76H143L144 75V77H140V78H138L139 76L137 75L136 76V74ZM163 73H165V74H163ZM169 73H171L170 75L173 77H170L168 74ZM191 73H193V74H191ZM200 73L201 74H204V75H201L200 76V78H199V75H200ZM210 73V74H209ZM211 73L213 74L212 76L214 77V75L216 76V77H222L223 78V80L221 81V79L222 78H218V79H220V80H216L215 78L216 77H214V82H216V83H218V84H216V86H215V83L213 84V83H211L210 84V82H211V80L213 81V78H212V76H211ZM217 73V74H216ZM234 73H235V75H234ZM249 73V74H248ZM255 73L256 74H258V73H260L259 75H255ZM21 74V75H20ZM24 74V76H22ZM34 75L35 74V76L37 77V78H35V77H31V75ZM50 74V75H49ZM75 74V75H74ZM85 74V75H84ZM88 74V78L86 77V75ZM98 74V75H97ZM117 74H119V75H117ZM121 74H122V76H121ZM163 74V75H162ZM222 74V75H221ZM252 74V76H253V78H251L252 76H250ZM254 74V75H253ZM29 77H28V76ZM41 75V76H40ZM46 75V76H45ZM56 75V76H55ZM82 75V76H81ZM93 75V76H92ZM108 75V76H107ZM114 75H116V77L114 76ZM125 75H129V76H127V77H125ZM155 75V79H156V81H159V79H160V81H159V84H158V82L156 83V81H154L155 79H152L151 77L152 76H154ZM157 75V76H156ZM168 75V76H167ZM190 76L191 77V79H190V77H188V76ZM194 75V76H193ZM197 75V76H196ZM218 75V76H217ZM221 75V76H220ZM249 76V78H248V76ZM2 76H4V77H2ZM10 76V77H9ZM48 76V77H47ZM55 78H54V77ZM78 76V77H77ZM99 76V77H98ZM114 77V79H111L112 77ZM121 77V79L123 80H121L120 81V78L119 77ZM151 76V77H150ZM160 77L159 79L157 78V77ZM205 76V77H204ZM237 76V77H236ZM239 76H240V78H239ZM22 79H20V78ZM28 77V78H27ZM43 79H45V81L43 80V82H47V85H44V83L42 82V78ZM57 77H60V78H57ZM72 77H73V79H72ZM74 77L76 78L77 77V80L75 79L74 80ZM98 79H97V78ZM108 77V78H107ZM166 77V78H165ZM168 77V78H167ZM178 77V78H177ZM185 77V78H184ZM193 77V78H192ZM235 77V78H234ZM5 78V79H4ZM7 78V79H6ZM46 78H47V80H46ZM63 79V80H60V79ZM68 78V79H67ZM84 78V79H83ZM119 78V79H118ZM126 78V79H125ZM132 78V80H129V79H131ZM154 78V77H153ZM165 78V79H164ZM169 78H170V81H169ZM207 78H211V79H207ZM228 78L230 79V80H228ZM231 78H234V79H232L231 80ZM236 78H239V80L237 81L236 80ZM1 79H4L3 81L1 80ZM8 79H9V81H8ZM14 79V80H13ZM26 81H25V80ZM27 79H28V81H27ZM32 79H34L33 81H32ZM35 79H36V82H38V83H36L35 82ZM51 79H53V81H50L49 82V80H51ZM67 79V80H66ZM69 79H71V80H69ZM85 79H88V80H85ZM105 79V80H104ZM108 79V81L109 82H111V84L112 85H110V83L108 84V81H106ZM136 79V80H135ZM147 79V80H146ZM167 79H168V81H167ZM177 81H176V80ZM185 79V80H184ZM189 79H190V81H189ZM202 79V80H201ZM204 79H206V81L204 80ZM225 79L227 80V81H225ZM240 79H243L242 81H240ZM66 80V81H65ZM83 80V83H81V81ZM94 81V84H93V82H91L90 83V81ZM101 80V81H100ZM115 80V81H114ZM126 80L128 81V84L126 83L125 84V82H126ZM142 80H143V82H142ZM146 82H145V81ZM153 80V83H151V81ZM161 80H162V82H161ZM171 80H173V81H171ZM178 80H180L181 82L179 83V81ZM209 81V84H208V81ZM244 80L246 81V82H244ZM250 80H252V81H250ZM6 83H5V82ZM8 81V82H7ZM19 81H21V82H19ZM77 81H78V83H77ZM88 82V84H87V82ZM95 81H100L99 83L98 82H95ZM102 81L104 82V83H102ZM107 82V84H106V82ZM112 81H113V83H112ZM118 82V84H117V82ZM139 81V82H138ZM164 81H166V82H164ZM184 81L186 82V84H188L189 85V83H190V85L187 87V86H185L184 87V85H185V83H184ZM188 81V82H187ZM192 81L194 82V83H192ZM198 82V83H196V82ZM200 81H203V84L204 85H202V83H199ZM207 82V83H205V82ZM219 81V82H218ZM220 81H221V83H220ZM224 81V82H223ZM228 81H229V83H228ZM230 81H231V83H230ZM237 81V82H236ZM250 81V82H249ZM259 81H260V85H259ZM24 82H26V83H24V85H23V83ZM30 82L31 83H33V84H30ZM35 82V83H34ZM42 82V83H41ZM49 82V83H48ZM59 82H60V85H57V84H59ZM67 84H66V83ZM86 82V83H85ZM120 82H121V84H122V87H121V84H120ZM123 82V83H122ZM132 83V85H133V88L131 87V84L130 83ZM167 82H169L170 83V86H171V82H173V84H172V86H171V90H172V92H170L171 90L169 89V87L167 88V86H168V83ZM174 82H175V86L176 87H178V85H179V88H175V86H174ZM178 82V84H176ZM225 82H227L228 83V85H227V83H225ZM235 82V83H234ZM245 83V84H243V83ZM248 82V83H247ZM251 82H253V84H251ZM262 82V83H261ZM5 85H4V84ZM20 83V84H19ZM57 83V84H56ZM69 83V84H68ZM82 84V85H80V84ZM85 83V84H84ZM99 85H98V84ZM135 83V84H134ZM140 83H142V84H140ZM146 85H145V84ZM162 83V84H161ZM232 83H233V85H232ZM236 83H237V85L238 86H236ZM19 86H18V85ZM23 86H22V85ZM35 84V85H34ZM41 84H43V86L41 85ZM53 85V86H50V85ZM62 84H65V86L64 85H62ZM90 84V85H89ZM97 84V85H96ZM102 84V85H101ZM104 84V85H103ZM140 84V85H139ZM149 84V85H148ZM165 84V85H164ZM196 84V85H195ZM200 84V85H199ZM207 86H206V85ZM230 84V85H229ZM248 84V85H247ZM17 85V86H16ZM26 85V86H25ZM29 85H31V86H29ZM36 85H37V88H36ZM41 85V86H40ZM57 86V87H55V86ZM79 85V86H78ZM87 85H89L88 87H87ZM92 85V87H90ZM115 85H117V87H115V89L113 88V86H115ZM126 85V86H125ZM128 85V86H127ZM135 85H138V86H135ZM155 85H156V90H155ZM182 85V86H181ZM209 85H210V87H209ZM222 86V88H221V86ZM224 85V86H223ZM225 85H226V87H225ZM245 86V88H244V86ZM262 85V86H261ZM6 86V87H5ZM29 86V87H28ZM34 86V87H33ZM52 89V95H50L51 94V89L49 88V87ZM61 86H63L64 88H63V90H62V87ZM66 86H67V88H66ZM71 86V87H70ZM81 86H83V87H81ZM86 86V87H85ZM98 88H97V87ZM100 86H104V87H101V88H99ZM110 86V87H109ZM112 86V87H111ZM118 86H120V88H121V94H120V89H119V87ZM129 86H130V88H129ZM148 86V87H147ZM164 86H165V88H166V91H165V88H164ZM198 86H200V87H198ZM205 86V87H204ZM211 86H214L215 88H218V89H215L214 87H211ZM218 86V87H217ZM230 87V88H228L227 89V87ZM243 86V87H242ZM261 86V87H260ZM23 87V88H22ZM24 87H25V89H24ZM26 87H28V88H26ZM43 87H44V89L45 88H48V89H43ZM68 87H70V88H68ZM72 87H73V89H72ZM128 88V89H126V88ZM134 87H136V90H135V88ZM151 87V88H150ZM158 87H159V90L161 91V93L159 92V90H157L158 89ZM180 87L182 88L181 89V92L179 93V92H177V90H179L180 89ZM203 87V88H202ZM206 87H208L207 88V90H206ZM226 88V89H224V88ZM250 87V88H249ZM259 89H261V90H259ZM17 88V89H16ZM22 89V91H23V89H24V91L22 92L21 91V89ZM57 88H58V90H57ZM76 88V89H75ZM89 89V91L87 90V89ZM104 88H106V89H108V91L106 90V89H104ZM111 88V89H110ZM124 88V89H123ZM140 88V89H139ZM148 88V89H147ZM154 88V89H153ZM175 88V89H174ZM185 90H184V89ZM194 88V89H193ZM198 88H199V90H198ZM200 88H202L203 90H204V93L205 92H208V94L207 93H205L206 94V96H205V94H202L203 93V90L202 89H200ZM210 88V89H209ZM237 88H239V89H237ZM243 88V90H241V89ZM247 88H249V92L247 91ZM35 89V90H34ZM39 89V90H38ZM42 89V90H41ZM70 89V90H69ZM80 89V90H79ZM83 89V90H82ZM85 89V90H84ZM95 91V90H97L98 92H94L93 90ZM118 89H119V91H118ZM123 89V90H122ZM142 89V90H141ZM153 89V90H152ZM191 89H193V90H195V91H193V90H191ZM211 89H213V90H211ZM215 89V90H214ZM224 89V91H222ZM257 89H258V91H257ZM30 90V91H29ZM54 90H56V92L54 91ZM76 90V91H75ZM92 90V91H91ZM101 90V91H100ZM104 91V93H102L103 91ZM106 90V91H105ZM111 90L113 91V92H111ZM114 90H116V92H114ZM134 90H135V92H134ZM146 90H147V92H146ZM151 90V91H150ZM163 90V91H162ZM184 90V91H183ZM189 90V92L192 94V95H189L190 93L189 92H186V91H188ZM211 91L210 93H211V95H210V93H209V91ZM221 90V91H220ZM231 90V91H230ZM25 91H28V92H26L25 93ZM35 91V92H34ZM43 91V92H42ZM47 91H49V94H48V92ZM69 91V92H68ZM79 91V92H78ZM119 93H118V92ZM125 91V92H124ZM143 91V92H142ZM149 91L151 92V93H149ZM198 93H197V92ZM200 91H202V93L200 92ZM218 91V93H216ZM226 91V92H225ZM229 91V92H228ZM4 92H6L5 94L7 95H5L4 94ZM13 92V93H12ZM18 92H22L21 94H19ZM54 92H55V94H54ZM67 92V93H66ZM70 92H72V93H70ZM74 92V93H73ZM84 92H86L85 94H84ZM87 92H88V98H87V100H88V102H87V100H85V98L87 97ZM95 93V95H96V97H94L95 95H94V93ZM108 92H110V93H108ZM153 92H154V94H153ZM157 94H156V93ZM159 92V93H158ZM183 92H186V93H184L183 95L181 94V93H183ZM225 92V93H224ZM230 92H231V94H230ZM235 92H236V94H235ZM239 92V93H238ZM243 92V93H242ZM245 92V93H244ZM248 92V93H247ZM31 93H33V94H31ZM35 93H37V94H35ZM43 95H42V94ZM47 93V94H46ZM79 93H81V94H79ZM83 93V94H82ZM90 93H92L93 95H91ZM99 94L98 95V99H100L99 101H98V99H97V94ZM100 93H101V95H100ZM108 93V94H107ZM122 93L124 94V95H122ZM144 93H145V95H144ZM146 93H147V96L149 97V95H150V99H152V100H150L149 98H147V96H146ZM164 93V94H163ZM175 93V96L173 97V99H171L172 98V96L173 95H169V99H168V97L166 96V95H168V94H174ZM176 93L177 94H180V95H177V97L178 96H180V97H178V99H180V100H178L177 99V97H176ZM197 93V94H196ZM200 93V94H199ZM218 95H216V94ZM246 93H247V95H246ZM254 93V94H253ZM26 94V95H25ZM63 96H62V95ZM106 94V95H105ZM128 94V96H126V95ZM135 94L136 95H138V96H135ZM164 95L163 96V98L162 97H160V95ZM196 96H195V95ZM202 94V95H201ZM215 94V95H214ZM232 94H234V96H236V97H234ZM240 94V95H242V96H240L242 99H240V97L238 96V95ZM244 94V95H243ZM36 95V96H35ZM40 95V98L38 97V96ZM46 97H45V96ZM55 95V96H54ZM58 95V96H57ZM62 97V100L60 99L61 97ZM65 95L67 96V97H65ZM72 95H74V96H72ZM76 95V96H75ZM82 97L81 99L79 98L80 96ZM85 95V96H84ZM105 95V96H104ZM120 95V97H121V99H120V97L118 98V96ZM132 95H134V96H132ZM140 95V96H139ZM144 95V96H143ZM155 95L157 96V99H156V97H155ZM189 95V96H188ZM199 95V96H198ZM204 95V97L205 98H203V97H201V96H203ZM222 95L224 96V98H222ZM231 95V96H230ZM260 95V96H259ZM33 96H35V97H33ZM48 96V97H47ZM54 96V97H53ZM79 96V97H78ZM89 96H90V98H89ZM101 96V97H100ZM109 96V97H108ZM117 96V97H116ZM126 96V97H125ZM182 96H184V97H188V101H186L187 100V97H186V99L184 98V97H182ZM198 96V97H197ZM216 96H217V98L218 97H220V98H218L219 100H221V101H219L218 99H216ZM231 98V101L229 100L228 102H227V99H230L229 97ZM6 97V98H5ZM24 97H26V98H24ZM29 97V98H28ZM30 97L32 98L33 97V99H32V101H31V99H30ZM43 97H45V98H43ZM56 97V98H55ZM58 97H60L59 99H58ZM65 97V98H64ZM100 97V98H99ZM104 97V98H103ZM110 97H112V98H110ZM195 97H197V98H195ZM211 97H215V98H212L211 99ZM226 97V98H225ZM244 97V98H243ZM28 98V99H27ZM43 98V99H42ZM50 98H53V99H51L50 100ZM54 98H55V101H53L54 100ZM84 98V99H83ZM93 98V99H92ZM108 98H110V100L108 99ZM120 99V100H122V101H120L119 103L120 104H118V99ZM123 98H125V99H123ZM128 98H130V99H132V100H128ZM135 98H137L138 100L136 101V99ZM145 98V99H144ZM156 99V100H154V99ZM160 99V101H159V99ZM185 99V101H186V103H185V101L184 100H182V99ZM190 98V99H189ZM193 98H194V100H193ZM200 98H202V99H200ZM237 98V99H236ZM246 98H248V99H246ZM257 98H258V100H257ZM3 99V101H5L6 99L8 100V102H7V100L5 101V102H7V103H4L3 101L1 102V100ZM34 99H36V101L34 100ZM37 99H39V101L37 102ZM48 101L47 103H46V100ZM58 99V100H57ZM76 99L78 100V101H76ZM90 99V100H89ZM97 99V100H96ZM114 99V100H113ZM115 99H116V101H115ZM144 99V104H145V100H146V102L148 103H146L145 105L143 104V101L141 102V100H143ZM171 99V100H170ZM178 100V102L176 101V100ZM192 99V100H191ZM197 99H200V100H197ZM209 100V102H208V100ZM214 99H215V101H214ZM224 99H226V100H224ZM234 99V100H233ZM28 100H30L29 102H28ZM35 102H34V101ZM65 100V101H64ZM81 100H84V103L86 102V104H84L83 103V101H81ZM92 100V101H91ZM105 100V101H104ZM125 100H126V102H125ZM135 100V101H134ZM151 101V103H150V101ZM163 100V101H162ZM172 100H175V101H172ZM201 100H203V101H201ZM224 100V101H223ZM239 101V103H238V101ZM245 100V101H244ZM259 100H261L260 102H259ZM60 101H61V103H60ZM79 101H81V103H82V105H81V103L79 102ZM91 101V102H90ZM96 101V102H95ZM98 101V102H97ZM107 101V102H106ZM110 101V102H109ZM114 101V102H113ZM123 101H124V103H123ZM158 103H157V102ZM169 101V102H168ZM179 101H183V102H179ZM190 101V102H189ZM193 101H194V105H193ZM196 101H197V103L199 102V104H197V105H195L196 104ZM200 101H201V103H200ZM211 101V102H210ZM214 101V104H215V102H216V105L217 106H220V108H221V104H222V108H223V110H222V108L219 110V108H217V106L216 107H214V105H213V102ZM223 101V102H222ZM242 101H243V103H242ZM31 102H32V104H34V105H32L31 104ZM37 102V103H36ZM45 102V103H44ZM51 102H53V104L51 103ZM56 102H58V103H56ZM64 102V103H63ZM79 103L80 105H78L77 103ZM109 102V103H108ZM112 102V103H111ZM133 102H136L135 104L133 103ZM138 102V103H137ZM140 102V103H139ZM153 102H155V103H153ZM163 102V103H162ZM171 102V103H170ZM173 102V103H172ZM175 102H177V106L175 107V106H173L174 104H175ZM208 102V103H207ZM217 102H219V104L217 103ZM227 103V105H226V103ZM232 103L231 105L229 104V103ZM235 102V103H234ZM237 102V103H236ZM247 104H246V103ZM2 103H4V104H2ZM49 103V104H48ZM51 103V104H50ZM62 103H63V106H61L62 105ZM90 103H91V105H93L94 106V108H95V110L93 109V106L91 107V105H90ZM96 103V105H94ZM98 103H103L102 105L101 104H98ZM108 103V104H107ZM123 103V104H122ZM131 103H133V104H131ZM160 103V104H159ZM164 103H166V104H164ZM168 103V104H167ZM185 103V105H183ZM190 103V104H189ZM192 103V104H191ZM212 103V104H211ZM221 103V104H220ZM242 103V104H241ZM245 103V104H244ZM35 104H37V106L39 107H37ZM39 104V105H38ZM40 104H43V105H40ZM56 104H57V106L60 108V109H55V108H58L57 106H56ZM89 104V105H88ZM111 104L113 105L114 104V106L116 107V110H117V112H115L116 110H115V107L114 106H111ZM116 104V105H115ZM130 104H131V106H130ZM140 104V105H139ZM165 105V108L163 107L164 105ZM171 104V105H170ZM192 107L191 108V111L190 110H187V108L189 109L190 107H189V105ZM205 106H204V105ZM210 104H211V106H210ZM224 104H225V106H224ZM234 104V105H233ZM236 104V105H235ZM244 104V105H243ZM7 105H9V106H12L11 108L12 109H9V107L7 106ZM32 105V106H31ZM46 105H48V106H46ZM55 107L54 109L55 110H58V111H56L55 112V110L53 109V107ZM77 105H78V107H77ZM88 107H87V106ZM99 105H101V107L103 106V105H105L106 106V108H113L112 110L110 109H108L109 111H107V109L106 108H104V106L101 108ZM109 105V106H108ZM134 105H135V107H134ZM139 105V106H138ZM143 105V106H142ZM156 105H157V107H156ZM160 105V106H159ZM163 105V106H162ZM167 105V106H166ZM169 105V106H168ZM182 107H181V106ZM201 105V106H200ZM229 105V106H228ZM239 105V106H238ZM7 108H5V107ZM34 106V107H33ZM42 106V107H41ZM81 106V107H80ZM83 106V107H82ZM99 106V107H98ZM127 106V107H126ZM147 106V107H146ZM154 106L156 107V108H154ZM162 106V107H161ZM193 106L196 108V110L194 109V111L192 110L193 109ZM198 106L201 108H203V106H204V108L206 109H200V108H198ZM213 106V107H212ZM231 106V107H230ZM232 106H237L238 107V109H237V107L235 108L236 110H234L233 108L234 107H232ZM244 106V107H243ZM22 107V108H21ZM31 107V108H30ZM44 107H46V109L48 110H46V109H44ZM84 107H86V108H84ZM97 107V108H96ZM131 107H133V108H131ZM143 107H144V109H143ZM158 107H161L162 109H164L165 111H167V112H169V115L167 116V117H165L166 116V114H168L167 112H164V114H165V116H163L164 114L162 113V111H164V110H161V109H159ZM166 107H167V109H166ZM173 107V108H172ZM174 107H175V109H174ZM187 107V108H186ZM46 110L48 113H46V112H43L44 110ZM50 108H52V109H50ZM81 108H82V110H81ZM136 108V109H135ZM139 108H142L141 109V111L139 110ZM177 108V109H176ZM179 108H182L181 110L179 109ZM188 111L187 113H186V110ZM213 111V112H216V113H213L212 111H210V109ZM219 110V112H217L218 110ZM229 108V109H228ZM240 108H241V110H240ZM5 109V110H4ZM34 109V112H32V110ZM35 109H36V111H35ZM38 109V110H37ZM88 109V110H87ZM102 109V111H100ZM122 111H121V110ZM138 109V110H137ZM160 110L161 111V116H160V114H159V112H157V114H156V111H154V110ZM200 109V110H199ZM225 109L227 110V112L228 113H230V114H228L226 111H225ZM233 109V110H232ZM242 109H244V111L242 112ZM10 110H12L13 111V114H11L12 113V111H10ZM43 110V111H42ZM51 110V111H50ZM78 110H80L79 111V113H76V112H78ZM104 110H105V113H103L104 112ZM114 110V111H113ZM128 110V111H127ZM130 110V111H129ZM137 110V111H136ZM147 110V111H146ZM176 110V111H175ZM179 110V111H178ZM198 110V112H196ZM217 110V111H216ZM221 110L225 113V115H224V113L223 112H221ZM238 110V112L236 113V111ZM241 112H240V111ZM259 110V111H258ZM4 111V112H3ZM8 111H9V113H8ZM39 111V112H38ZM115 112L114 113V116H113V112ZM120 111V112H119ZM125 111V112H124ZM143 111V112H142ZM175 111V112H174ZM180 111H182V112H180ZM235 111V112H234ZM18 112L20 113V114H18ZM35 112H37L36 114H35ZM43 112V113H42ZM50 112H52L51 114H50ZM86 112V113H85ZM92 114H91V113ZM99 112H101V114L99 113ZM111 112V113H110ZM122 112H124V113H122ZM129 112V113H128ZM139 112V113H138ZM146 112V113H145ZM176 112H178L177 113V115H176ZM179 112H180V114H179ZM191 112H193V113H191ZM200 112H201V115H203L204 113L206 114H204L203 116H199L200 115ZM204 112V113H203ZM220 112L223 114H220ZM233 112V113H232ZM259 112V113H258ZM8 116H6L5 114ZM34 113V114H33ZM38 113H41V114H38ZM45 113V114H44ZM63 113V114H62ZM82 113V114H81ZM84 113V114H83ZM98 113H99V115L101 116V117H99V115H98ZM108 113V114H107ZM117 113V114H116ZM121 113V114H120ZM141 113V116L143 117V118H145V119H147L146 121H145V119H144V122H143V119L141 118V119H139L141 116L139 115ZM143 113V114H142ZM172 113H173V115L175 114V118H174V116L172 115ZM184 113H186V118L183 116V115H185ZM197 113V114H196ZM203 113V114H202ZM213 113V117H212V115H210V114H212ZM217 113H218V115H217ZM239 113H241V115H242V117L243 118H241L240 116V114ZM245 113V115L243 116V114ZM4 114V115H3ZM54 114V115H53ZM58 114V115H57ZM78 114V115H77ZM86 114V115H85ZM106 115V117H104L103 115ZM123 114H124V116L125 117H127V118H124V116H123ZM147 114V115H146ZM150 114V115H149ZM154 114V115H153ZM159 114V115H158ZM191 114V115H190ZM197 116H196V115ZM211 116V119L213 120H209V118H208V116L209 115ZM215 114V115H214ZM226 114H228V115H226ZM233 114V115H232ZM234 114H235V116H237L236 118H234ZM260 115L259 117H258V115ZM13 115H15V116H13ZM38 115H39V117H38ZM55 115H57V117H54ZM63 115V116H62ZM80 115H81V118H80ZM92 115V116H91ZM115 115H117V118L115 119ZM129 115V116H128ZM155 115H156V117H155ZM158 115V116H157ZM181 115V116H180ZM13 118V120H12V118ZM36 116V117H35ZM41 116V117H40ZM49 117V120L47 119L48 117ZM96 116V117H95ZM108 116V117H107ZM119 116H121V117H119ZM132 116V117H131ZM144 116H146V117H144ZM163 116V117H162ZM171 116V117H170ZM177 116V117H176ZM178 116H180V117H178ZM190 116V117H189ZM194 116V117H193ZM207 116V117H206ZM222 118H224V119H222ZM231 117V120H230V117ZM3 117V118H2ZM6 119H5V118ZM43 117V118H42ZM58 117H60V119L62 120V122H61V120H59V118ZM79 117V118H78ZM82 117H83V120H82ZM111 117V118H110ZM113 117H114V120H110V119H113ZM129 117V118H128ZM138 117V118H137ZM152 117V118H151ZM160 119H159V118ZM161 117H162V119H161ZM170 117V118H169ZM199 117H200V120H199ZM203 117V118H202ZM220 117V118H219ZM233 117V118H232ZM240 117V118H239ZM261 117V118H260ZM10 118V119H9ZM18 118V119H17ZM35 118H39V120H37L36 119V121H34V119ZM56 118H58V119H56ZM91 118V119H90ZM96 118H97V120H96ZM102 118H103V120H102ZM105 118V119H104ZM124 119V120H122V119ZM136 120H135V119ZM163 118H164V122H163V124H166V126L165 125H163V124H161V126H162V129L164 130V129H166L165 131H162V129H161V126H159L160 125V123H162V120H163ZM172 118H174L172 121H171V119ZM186 120H185V119ZM191 120L190 122H189V120ZM191 118V119H190ZM194 118V119H193ZM205 118V119H204ZM214 118H218L217 120L215 119V121H214ZM226 118V119H225ZM257 118H259V119H261V121L259 120V119H257ZM6 121H5V120ZM46 119H47V121H46ZM50 119H51V121H50ZM81 119V120H80ZM94 121H93V120ZM100 119V120H99ZM109 119V121H106V120H108ZM120 119H121V121H120ZM129 119H132V121L131 120H129ZM167 119H170V121L168 120V122H167ZM175 119H179V120H177V121H175ZM182 119V120H181ZM184 119V120H183ZM203 119H204V121H203ZM208 121H207V120ZM229 121H228V120ZM241 119V120H240ZM245 119V120H244ZM4 120V121H3ZM19 120V121H18ZM21 120L23 121L22 123H24L25 124V126H26V124H27V126H28V128L29 127H31V128H29L30 130H32V134L30 133L31 131H29L28 130V128L27 127H25L24 126V124H22L21 123ZM45 120V121H44ZM79 120V121H78ZM89 120H90V122H89ZM99 120V121H98ZM119 120V121H118ZM128 120V121H127ZM135 120V121H134ZM138 120V121H137ZM156 120H159V121H156ZM161 120V121H160ZM188 120V121H187ZM194 120H195V123L197 124V126H196V124L195 123H193L194 122ZM198 120V121H197ZM219 120V121H218ZM238 120V121H237ZM12 124H10L9 122ZM12 121H13V123H14V125H13V123H12ZM20 122L21 124H17L16 125V123L17 122ZM54 121H55V123H54ZM57 121V122H56ZM89 123H88V122ZM112 121V122H111ZM114 121V122H113ZM115 121H116V123H115ZM122 121H123V123L125 124H123L122 123ZM130 121V122H129ZM157 122V124H155L154 125V123H156ZM187 121V123L186 124H184L183 125V123H185ZM217 121H218V124L220 125V126H218L217 127ZM241 121H244V122H241ZM251 121V122H250ZM6 122V123H5ZM46 122V123H45ZM48 122H49V124H48ZM59 122V123H58ZM61 122V123H60ZM80 122V123H79ZM88 123V124H86V123ZM100 122H101V124H100ZM102 122H107L109 125L112 123L113 125H108L107 126V124L106 125H104ZM117 122H119V123H117ZM142 122H143V125H142ZM153 122V123H152ZM172 122L174 123V125L172 124ZM201 122H204V124H205V127L204 126H202V124L203 123H201ZM209 122H211V124L209 123ZM216 122V123H215ZM228 122H230V123H228ZM235 122V123H234ZM241 124V123H243V124H241V127H240V125H239V123ZM2 123H4V126L6 127V128H8V130H10L13 126V130L11 129L10 131L11 132H13L14 133V136H13V133H9L10 131H8L5 127H3V124ZM8 123V124H7ZM32 123V124H31ZM35 123V124H34ZM40 123V124H39ZM44 123V124H43ZM51 123V124H50ZM85 123V124H84ZM97 123H99V124H97ZM128 123V125H126ZM133 124V126H132V124ZM137 123H138V126L140 125L141 126V128H138V126H137ZM141 123V124H140ZM146 123H149V124H146ZM176 123V124H175ZM178 123V124H177ZM179 123H182V125L181 126H179ZM191 124V128H192V130H191V128H190V126H189V124ZM208 123V124H207ZM212 123H213V125H212ZM214 123L216 124V126L215 127H213L214 126ZM220 123H222V125L220 124ZM224 123V124H223ZM225 123H227V128L230 130H226V125H225ZM10 124V125H9ZM31 124V125H30ZM41 124H43L42 126H45V127H43V128H41L42 126H41ZM48 124V125H47ZM57 126H56V125ZM61 124V125H60ZM64 124H65V126H64ZM85 126H84V125ZM103 124V125H102ZM134 124H136V125H134ZM171 124V125H170ZM187 124H188V126L189 127H186L187 126ZM236 124H238V125H236ZM246 124V125H245ZM15 125L17 126V128L15 127ZM55 126V128H54V126ZM78 125H79V127H78ZM91 125V126H90ZM116 127H115V126ZM129 125H131L133 128H134V126L136 127V129L135 130H133V128L131 127V126H129ZM144 125H146V126H149V127H145ZM158 127H157V126ZM186 125V126H185ZM199 125V126H198ZM201 125V126H200ZM208 125V126H207ZM230 125V126H229ZM249 125H250V127H249ZM23 126V127H22ZM33 126V127H32ZM39 126H41V127H39ZM50 126H52L51 128H50ZM60 126V127H59ZM66 126H67V128H66ZM111 126H114V128H112ZM125 128H124V127ZM129 126V127H128ZM153 126L155 127V128H153ZM169 126H171V128H170V130H169V128L168 127ZM175 126V128L173 129V127ZM178 126H179V128H178ZM193 126H194V130H193ZM3 127V128H2ZM19 127V128H18ZM20 127H21V129H20ZM25 127V128H24ZM37 127H39V128H37ZM62 127V128H61ZM65 127V128H64ZM93 128V130H92V128ZM112 129H111V128ZM119 127H122V128H120L119 129ZM143 127H145V128H147V130L148 131H150V132H148L147 130H145V128L143 129ZM167 127V128H166ZM196 127V128H195ZM201 127H203L204 129H206L207 130V127H208V129H209V134H207L208 133V130L206 131V130H203V129H201ZM213 128V130H212V128ZM222 127V128H221ZM225 127V128H224ZM233 127H235V128H233ZM244 127V128H243ZM10 128V129H9ZM15 128V129H14ZM44 128H46V130H47V132H46V130L44 129ZM108 128V129H107ZM115 128H117V129H115ZM132 128V129H131ZM149 128V129H148ZM152 128V129H151ZM180 128H182L183 129V134L181 133L182 132V129H180ZM186 128V129H185ZM190 128V129H189ZM217 128V129H216ZM221 128V129H220ZM223 128H224V130H225V132L223 133ZM2 129V130H1ZM5 129V130H4ZM19 129H20V132H19ZM26 129H27V132L26 133H28V134H26L25 135V131H26ZM34 129H39L38 131H36V130H34ZM43 129V130H42ZM59 129H61V130H59ZM83 129H84V131H83ZM91 129V130H90ZM118 129H119V131H120V133H117V131H118ZM123 129H126V131H124ZM139 129V130H138ZM156 130V132H155V130ZM171 129L173 130V131H171ZM180 129V130H179ZM188 129L190 130V131H193V132H190V131H188ZM197 129V130H196ZM198 129H200V130H198ZM211 129V130H210ZM237 129V130H236ZM240 129V130H239ZM5 132H4V131ZM7 130V131H6ZM17 130V131H16ZM24 130V131H23ZM34 130V131H33ZM41 130V131H40ZM48 130H49V132H48ZM88 130V131H87ZM90 130V131H89ZM105 130V131H104ZM106 130H108L107 132H106ZM115 130V131H114ZM127 130H128V132H127ZM129 130L131 131V132H129ZM203 130V131H202ZM214 130H216V133H215V131ZM220 131V133H218L219 131ZM22 131L24 132V133H22ZM52 131H54V133H52ZM61 131V132H60ZM84 132L83 134H81L82 132ZM118 131V132H119ZM126 132V134H128V133H130V135H131V137H130V135L128 134V135H126L124 132ZM133 131V132H132ZM136 131H137V133H136ZM141 131V132H140ZM143 131H145V132H143ZM147 131V132H146ZM153 131V133L151 134V132ZM160 131H162V132H164V133H162V134H164V135H170L169 137L171 138L172 137V141L170 140V138L167 136V138H166V136H164V135H161V132ZM174 131H176L177 133L179 132V133H181V134H177L176 132H174ZM188 133H190V134H188ZM195 131V132H194ZM196 131H197V133H196ZM202 132V133H199V134H201V135H199L198 134V132ZM211 131H213L214 133H211ZM239 131V133H237ZM0 132V133H1ZM18 132H19V135H18ZM44 132V133H43ZM57 132V133H56ZM61 134H60V133ZM74 132V133H73ZM93 132V133H92ZM101 132H103L102 134H101ZM110 132H111V134L112 135H110ZM122 132V133H121ZM136 133V135H134V136H132V133L133 134H135ZM159 132V133H158ZM169 133V134H166V133ZM170 132H171V134H170ZM207 132V133H206ZM228 132H232V133H227ZM243 132V133H242ZM55 133H56V135H55ZM63 133H64V135H63ZM95 133H96V135H95ZM113 133L114 134H116L114 137H113ZM142 133V134H141ZM146 133V134H145ZM155 133V134H154ZM175 133V134H174ZM193 133H195V134H193ZM203 133H205V134H203ZM210 133H211V135H210ZM222 133V134H221ZM233 133H237L236 134V136H235V134H233ZM241 133V134H240ZM9 134H10V136H9ZM11 134H12V136H11ZM17 134V139L15 138V135ZM20 134H22V136L20 137ZM37 134V135H36ZM40 134H42V136L44 135V137H45V139H44V137H42ZM60 136V137H58V135ZM68 135V137L66 136V135ZM87 134H89L90 136H88ZM120 134V135H119ZM123 136H122V135ZM139 136H138V135ZM141 134V135H140ZM151 136H150V135ZM185 134V135H184ZM196 134H198V135H196ZM204 136H203V135ZM216 135V137L218 136V138L217 139H215L216 137H215V135ZM224 134V135H223ZM239 134V135H238ZM5 135H7V136H5ZM23 135H25V137H26V140L28 139V138H30V139H28V141L26 142V140L24 139L25 137L23 136ZM29 135H30V137H29ZM34 135H36V137L34 136ZM48 135V136H47ZM52 136V135H54V136H52V137H50V136ZM62 135V136H61ZM74 135H76V136H74ZM77 135H79L78 137H77ZM104 135H105V137H104ZM126 135V136H125ZM148 135V136H147ZM153 135V136H152ZM161 137H160V136ZM181 135V136H180ZM187 135H188V137H187ZM190 135V136H189ZM208 135V136H207ZM224 136V137H222V136ZM226 135V136H225ZM5 136V137H4ZM34 136V137H33ZM41 136V137H40ZM70 136V137H69ZM73 136V137H72ZM83 136H84V138H83ZM109 136V137H108ZM121 136V137H120ZM128 136H129V140H128ZM141 136V137H140ZM142 136L144 137H146V138H142ZM154 136H157L156 137V139L158 140H155V139H153V138H155ZM174 136H175V138L177 139V142H178V147L176 148V146H177V143H176V140H175V138H174ZM186 136V138H184ZM193 136V138H191ZM200 136V137H199ZM212 138H211V137ZM228 136V137H227ZM232 136H234V138L232 137ZM238 136L240 137L239 139L240 140H238ZM241 136H243V137H241ZM21 139V141H24L25 142V144H24V142H21L20 143V139ZM24 137V138H23ZM40 137V138H39ZM49 137H50V139H52L53 138V140H54V138L56 137V139L53 141H49L48 139H49ZM65 137H67V139L65 138ZM75 137V138H74ZM76 137H77V139H76ZM81 137V138H80ZM108 137V138H107ZM110 137H111V139H112V142H111V144H110V141H111V139H110ZM113 137V138H112ZM120 137V138H119ZM123 137H127L126 139H123ZM132 137H134V138H132ZM149 137V138H148ZM160 137V138H159ZM181 137V138H180ZM196 137V138H195ZM205 137H207V138H205ZM209 137L211 138L210 139V141H213V142H210V141H208L209 140ZM227 137V138H226ZM11 138V139H10ZM23 138V139H22ZM33 140H32V139ZM60 138V139H59ZM73 138H74V140H73ZM87 138H92V139H90L91 140V142H90V140L89 139H87ZM106 138V139H105ZM116 138L118 139V140H116ZM137 138V139H136ZM138 138H140V139H138ZM162 138V139H161ZM178 138H180V139H178ZM187 138L189 139L188 141H187ZM199 138H200V140H199ZM214 138V139H213ZM221 138H224V140L223 139H221ZM235 138H236V141H238V142H236V141H234L235 140ZM243 138H245V139H243ZM2 139H4V140H2ZM6 139V140H5ZM16 139V140H15ZM39 139V140H38ZM61 139H63V140H61ZM97 141H96V140ZM99 139H100V142H99ZM105 139V140H104ZM113 139H114V142H113ZM134 141H133V140ZM144 139H145V142H144ZM157 143L158 142V145L156 144V146H154V144H155V142L153 141V140ZM160 139H161V141H160ZM163 139H165L164 141H162ZM190 139H193L194 141H195V143L196 144H198V145H194V143H187V142H192ZM197 139H198V141H199V143L198 142H196L197 141ZM205 140V142H204V140ZM221 139V141H219ZM16 141V142H14V141ZM19 142H18V141ZM36 140V141H35ZM46 140H48V141H46ZM58 142H57V141ZM69 140V141H68ZM79 140H81V141H83L85 144H83L81 141H79ZM107 140V141H106ZM109 140V141H108ZM128 140V141H127ZM132 141L130 144H129V141ZM135 140H137V141H135ZM146 140H147V142H146ZM149 140H150V143H149ZM168 140H170V142L171 143H167V142H169ZM179 140L181 141L182 140V142H179ZM202 140H203V142H204V144H203V142H202ZM215 140V141H214ZM218 140V141H217ZM233 140V141H232ZM241 140L243 141V145L242 144H240V143H242L241 142ZM10 141V142H9ZM30 141V142H29ZM33 141H35V144H33ZM38 141H40L39 143H38ZM60 141V142H59ZM61 141L63 142V144L65 145V146H63V144L61 145ZM68 141V142H67ZM94 141V142H93ZM122 141V143L121 144H119L120 142ZM124 141V142H123ZM125 141H127V142H125ZM173 141H175V144H172V143H174ZM185 141V142H184ZM207 141V142H206ZM219 143V142H221V143H219V145H223V141H224V147L222 146V148H220L221 149V151H224V153H222L217 147H218V144H217V142ZM4 142V144H2ZM6 142V143H5ZM12 142H13V144H12ZM19 144H18V143ZM44 144H43V143ZM56 142V143H55ZM65 142H66V144H65ZM72 142V143H71ZM92 142H93V144H92ZM99 142V143H98ZM104 142V143H103ZM106 142H108V144H109V149H108V144H106ZM134 142V143H133ZM136 142V143H135ZM141 142H142V147L140 148V145H141ZM154 144H153V143ZM159 142H163V143H159ZM184 142V143H183ZM208 142L210 143V144H208ZM215 142V144L214 145H212V143H214ZM226 142H228L227 143V145H226ZM231 142H232V144H231ZM234 142H235V144H234ZM11 145H9V144ZM37 143V144H36ZM40 143H42V144H40ZM54 143V144H53ZM69 143H70V145H69ZM74 143V144H73ZM76 143V144H75ZM77 143H78V145H77ZM123 143H125V144H123ZM127 143V144H126ZM133 143V144H132ZM144 143H145V145H144ZM146 143L148 144L147 146H146ZM169 147V148H171V149H169L167 146L165 147V144ZM186 143V144H185ZM205 143L207 144V146H209L210 147V145H211V147L213 146V148L212 149H210L209 147H208V149H210V151L208 150V149H204V147H202V145H204L205 146ZM245 143H247V144H245ZM253 143V144H252ZM15 144H16V146H15ZM26 145V146H23V145ZM27 144H29V145H27ZM32 146H31V145ZM48 145V147H47V145ZM56 144V145H55ZM58 144V145H57ZM60 144V145H59ZM72 144V145H71ZM80 144V145H79ZM82 144V145H81ZM87 144V145H86ZM103 144V145H102ZM113 144H116V145H118V147L115 145L114 147H113ZM128 144H129V147H127L128 146ZM138 144H140V145H138ZM151 144V145H150ZM159 144L162 146V147H160L161 149H159L158 148V146H159ZM163 144V145H162ZM194 145L193 147L192 146H190V145ZM199 144H202V145H199ZM230 144V145H229ZM234 144V145H233ZM245 144V145H244ZM250 144H252L251 146H250ZM9 147V148H12V150L11 149H9L7 146ZM37 145H39V146H37ZM43 145H44V147H43ZM45 145H46V147H47V149H49L48 151L46 150V147H45ZM84 145V147L85 148H83V147H81V146H83ZM89 145H90V148H89ZM94 145H95V147H94ZM112 145V146H111ZM122 145L124 146V148L122 147ZM132 145V146H131ZM136 145V146H135ZM170 145V146H169ZM173 145L175 146V147H173ZM183 146L184 147V149H183V147H182V149L183 150H180V151H178V149H179V147H180V149H181V146ZM184 145H186V146H184ZM236 145H241L242 147H239V146H236ZM254 145H255V147L257 148V150L255 149V147H254ZM3 146V147H2ZM33 146H35V147H33ZM52 146V148H50V147ZM59 146V147H58ZM68 146H70V148L72 149H70V148H68L67 149V147ZM75 146V147H74ZM93 146V147H92ZM104 146V148H105V150H104V148H102ZM106 146H107V148H106ZM121 146V147H120ZM134 146L136 147V149H134ZM137 146H139V148L137 147ZM188 146V147H187ZM200 146V147H199ZM225 146H226V148H228V147H231V148H228V150L229 151H227L226 150V148H225ZM251 147V149H250V147ZM14 147H15V150H17L18 149V151H15L14 150ZM25 147H27V148H25ZM30 147H32V148H34V149H32V148H30ZM39 147V148H38ZM41 147V148H40ZM65 147V148H64ZM80 147V148H79ZM111 147H112V149H111ZM149 147V148H148ZM151 147H153V148H151ZM185 147H187V148H185ZM193 149H192V148ZM194 147H196V148H194ZM198 147V148H197ZM235 148L236 149V147H237V151L238 152H236V150L235 149H233V148ZM254 147V148H253ZM3 148H4V151H3ZM21 148H24V149H21V153H20V149ZM38 148V149H37ZM54 148V149H53ZM63 149V151H62V149ZM78 149L77 151L76 150H74V149ZM93 148V150H91ZM100 148V149H99ZM142 148H144L143 149V151H145V148H146V151H145V153L144 152H142ZM155 148H156V152L154 151L155 150ZM158 148V149H157ZM199 148L202 150V152H201V150H199ZM206 148V147H205ZM224 148H225V150H224ZM245 148V149H244ZM253 148V149H252ZM260 150H259V149ZM26 149H27V151H29V152H26ZM29 149V150H28ZM30 149H32L31 151H30ZM40 149V151H38ZM43 149H44V151H43ZM52 149V150H51ZM56 149V150H55ZM69 149H70V151H69ZM95 149V150H94ZM103 151H105V152H102V150ZM107 149H108V151H107ZM116 150V153L115 152H113L114 150ZM117 149H118V151H117ZM121 149V150H120ZM127 149V150H126ZM139 150V152H138V150ZM149 151H148V150ZM151 149V150H150ZM164 149H166L165 150V153H164ZM175 149H176V151H175ZM189 149V150H188ZM195 149V150H194ZM196 149H197V151L200 153V156H199V153L196 151ZM255 149V150H254ZM3 152H6V153H3ZM6 150V151H5ZM10 150V154L8 153V151ZM23 150H24V152L26 153V155H24V152H23ZM34 150V151H33ZM35 150H37V152H35ZM86 150H87V152H86ZM97 150V151H96ZM99 150V151H98ZM110 150V151H109ZM111 150H112V152H111ZM129 150H130V153H128L127 154V152H129ZM136 151L137 153H135V152H132V151ZM160 150H162L163 151V153H162V151L160 152ZM185 150H188L187 151V154H186V151ZM205 150V151H204ZM208 150V151H207ZM213 150H214V152H216V153H214L213 155H209V154H212V152H213ZM218 150V151H217ZM231 150V151H230ZM235 150V151H234ZM249 150H252V152L250 151L249 152ZM254 150V151H253ZM43 151V152H42ZM45 151H47V153H48V155H47V153L45 152ZM74 151V152H73ZM95 151V152H94ZM158 151V152H157ZM168 151V152H167ZM172 151H174V153H175V155H173L174 153L172 152ZM183 153H182V152ZM189 151H191V152H189ZM256 151V152H255ZM57 152H58V156L56 155L57 154ZM71 153V155L72 154H74V156L72 155H70V153ZM95 153V154H93V153ZM110 154H109V153ZM126 154H125V153ZM150 152V153H149ZM152 152H153V154L154 155H152ZM161 154H160V153ZM180 152V153H179ZM194 152V153H193ZM197 152V154H195ZM205 152H206V154H205ZM208 152H210L209 154H208ZM227 152H229L230 153V155L231 154H233L234 152H236V154H233V155H226L227 154ZM11 153H12V155H11ZM19 153V154H18ZM22 153H23V155H22ZM42 153V156H40L39 154H41ZM45 153V154H44ZM62 153V154H61ZM84 153V154H83ZM87 153H89V154H87ZM103 153V154H102ZM106 153V154H105ZM124 153V154H123ZM155 153H156V155L157 156H155ZM158 153V154H157ZM171 153V154H170ZM173 153V154H172ZM202 153V154H201ZM218 153H220L219 154V156L217 157V154ZM228 153V154H229ZM9 154V155H8ZM32 155L31 157L29 156V155ZM35 154V155H34ZM39 156H38V155ZM82 154H83V157H82ZM92 154H93V156H92ZM97 154H98V156H97ZM102 156H101V155ZM115 154V155H114ZM120 154H122V155H125L124 157V159H123V157L122 158H120L121 157V155ZM131 154H133V155H131ZM138 154V155H137ZM143 154V156L141 157V155ZM150 154H151V156H150ZM160 154V155H159ZM165 154L167 155L168 154V156L170 155V159H169V157L168 156H166V158H165ZM178 154V156L176 157V155ZM184 154V155H183ZM191 154H193V155H191ZM221 154L223 155L224 154V156H221ZM254 156H253V155ZM9 156V159L7 158V156ZM16 155V157L18 158H14V156ZM44 155V156H43ZM49 155L51 156V155H54L53 157H50V158H52L51 160H48V159H50L49 158ZM70 155V156H69ZM81 155V156H80ZM99 155H100V157H99ZM104 155V156H103ZM114 156V157H112V156ZM129 155H131L132 157H136V155H137V157L135 158V160H134V158H132L131 156L130 157H127V156H129ZM181 155V156H180ZM190 155V156H189ZM207 155H209V156H207ZM216 155V157H214ZM235 155H236V157H235ZM251 155V156H250ZM12 156H13V158H14V160H12L13 158H12ZM21 156H23V158L21 157ZM31 159V160H33L32 162L30 161V159L28 158V157ZM70 158H68V157ZM90 156L92 157V159H93V161L91 160V158H90ZM116 156V157H115ZM117 156H119V157H117ZM150 157L151 159H152V161H151V159L150 158H146V157ZM153 156V157H152ZM184 156V157H183ZM186 156L188 157V158H186ZM194 158H193V157ZM197 156V157H196ZM205 156H207L206 158H205ZM213 156V157H212ZM221 156V157H220ZM232 156H234L233 158H232ZM253 156V157H252ZM3 157V158H2ZM24 157H26V158H24ZM35 157V158H34ZM66 157V158H65ZM78 157V158H77ZM80 157V158H79ZM84 157H86V158H84ZM96 157V158H95ZM139 157L141 158V159H139ZM158 157L159 158V160H158V158H157V161H156V158ZM163 157H164V159H163ZM174 157V158H173ZM179 157H181V158H179ZM198 157H200V158H198ZM203 157H204V161H203ZM225 157H228L227 159L228 160H226V158ZM231 157V158H230ZM21 158V159H20ZM28 158V159H27ZM37 158V159H36ZM54 158V159H53ZM90 158V159H89ZM95 158V159H94ZM102 158V159H101ZM110 158V159H109ZM130 160H129V159ZM155 158V159H154ZM160 158H162V159H160ZM177 158H179V160L177 159ZM191 158H193V160L191 159ZM211 158H213V159H211ZM219 158L222 160V162H224V163H222L221 161H219ZM223 158V159H222ZM11 159V160H10ZM20 159V160H19ZM24 159V160H23ZM25 159H27V160H25ZM57 159H59V160H57ZM76 159V160H75ZM82 159V160H81ZM87 159H89V162L87 161ZM106 159H107V161H106ZM112 159V160H111ZM115 159V160H114ZM117 159H118V162H117ZM122 159V160H121ZM138 159V161H136ZM146 159V160H145ZM181 159V160H180ZM184 161H183V160ZM192 161H191V160ZM200 159V160H199ZM202 159V160H201ZM206 159H208V160H206ZM230 159V160H229ZM233 159H235V160H233V162L231 163V161ZM5 160V161H4ZM6 160H7V162H6ZM12 161V163L11 162H9L8 163V161ZM53 160V161H52ZM61 160H62V162H61ZM63 160H65V161H63ZM75 160V161H74ZM99 160H101V161H99ZM111 160V161H110ZM120 160H121V162H120ZM128 160V165L126 164V163H122V162H124V161H127ZM140 160V161H139ZM148 160V161H147ZM154 160V161H153ZM166 160H168V161H166ZM171 160H172V163H171ZM189 160H190V162H189ZM212 160H214L213 162H212V164H209V162L211 163V161ZM18 161V162H17ZM21 162V165H23V166H20V162ZM25 163H24V162ZM36 161V162H35ZM52 161V162H51ZM73 161V162H72ZM76 161H78L77 163H76ZM79 161H82V162H80V164H83L82 165V167H85V168H82V167H80L81 165L79 164ZM84 161V162H83ZM86 161V162H85ZM97 163V165H96V163ZM106 161V162H105ZM142 161V162H141ZM149 161H151V163L149 162ZM159 161L162 163H159ZM175 161H177L178 163H176ZM182 161V162H181ZM188 161V162H187ZM197 161V162H196ZM208 161V162H207ZM225 161H227V162H225ZM14 162H16V164L14 165ZM34 162V163H33ZM46 164V166L44 167V163ZM57 162V163H56ZM60 162V163H59ZM100 162V165H102V166H104V167H102V166H100L98 163ZM102 162V163H101ZM112 162V163H111ZM115 162V163H114ZM131 164H130V163ZM135 162V163H134ZM154 162V163H153ZM155 162L157 163L156 164V166H155ZM168 162V163H167ZM184 162V164H181V163H183ZM186 162V163H185ZM200 164H199V163ZM203 162H204V164H203ZM207 162V163H206ZM218 163V164H216V163ZM7 163V164H6ZM13 165V166H11V164ZM17 163H18V165H17ZM29 163V164H28ZM37 163V164H36ZM52 163V164H51ZM54 163V164H53ZM59 163V164H58ZM62 163V164H61ZM67 163V164H66ZM71 163V164H70ZM73 163V164H72ZM111 163V164H110ZM121 163V164H120ZM138 163V164H137ZM140 163V164H139ZM145 163H148V164H145ZM158 163H159V165H158ZM166 163V164H165ZM170 163V164H169ZM180 163V164H179ZM193 163V164H192ZM195 163V164H194ZM231 163V164H230ZM1 164H0V166H1ZM31 164V165H30ZM35 164H36V166H35ZM57 164V165H56ZM64 164V165H63ZM70 164V165H69ZM75 164V165H74ZM77 164V165H76ZM90 164H92V166H90ZM94 164V165H93ZM126 164V165H125ZM143 164H144V167H142L143 166ZM149 164H150V166H149ZM5 165H7V167H5L4 168V166ZM34 165V166H33ZM51 165V166H50ZM61 165H63V167L61 166ZM74 165V166H73ZM86 165V166H85ZM88 165V166H87ZM100 166V168H99V166ZM123 165V166H122ZM131 167H130V166ZM142 165V166H141ZM163 165H165V166H163ZM176 165V166H175ZM177 165H178V167H180V169H178V167H177ZM14 166H16V167H14ZM18 166H20L22 169H25V171L27 170V172L25 173V172H22L23 170L21 169V168H19ZM24 166H28L31 170H35L36 168L35 167H37V169H39V171L37 172L38 173V175H37V173L35 174V172H33V171H30L29 169H28V167L26 168V167H24ZM41 166V167H40ZM43 166V167H42ZM48 166H50V167H48ZM77 166V167H76ZM93 166H96V169L98 168V170H96L95 169V167H93ZM127 166H128V168H127ZM146 166V167H145ZM155 166V167H154ZM173 166H175V167H177V168H174ZM9 167V168H8ZM12 167H13V169H12ZM32 167V168H31ZM41 169H40V168ZM67 167V168H66ZM90 167V168H89ZM91 167H93V168H91ZM109 167V168H108ZM140 167H142V168H144L143 170L145 171L144 173H143V171H141L142 169L140 168ZM159 167V168H158ZM162 167H165V169H163L162 168V170H160ZM14 168H15V171H14ZM35 168V169H34ZM51 168V169H50ZM52 168H53V170L55 171H52ZM66 168V169H65ZM89 170H88V169ZM102 168H104L103 170L105 171V172H103V170H102ZM126 168V169H125ZM132 168V170H130V169ZM155 169V171H153V174H152V171L151 170H149V169ZM156 168H158V170H156ZM208 168V169H207ZM7 169H9L8 171H5V170H7ZM43 169H45V170H43ZM46 169H47V171H46ZM77 169V170H76ZM78 169H80V170H78ZM93 169H95V170H93ZM99 169L100 170H102V171H99ZM108 169V170H107ZM4 170V171H3ZM11 170V171H10ZM13 170V171H12ZM19 170V171H18ZM72 170V171H71ZM83 170H84V172H83ZM86 170V171H85ZM111 170V171H110ZM128 170V171H127ZM178 172H177V171ZM180 170V171H179ZM21 171V172H20ZM52 173H51V172ZM64 171V172H63ZM67 171V172H66ZM75 171H77V172H75ZM81 171V172H80ZM88 171V172H87ZM97 171V172H96ZM125 171V172H124ZM147 171V172H146ZM156 171H158V173L159 174H157V172ZM161 171H162V174H161ZM165 171V172H164ZM181 171L183 172L182 173V175L180 174L181 173ZM2 172V173H1ZM13 172H15L14 174H13ZM46 173V174H48V175H46L45 174V176L47 177V178H45V176L44 175H42V173ZM73 172V173H72ZM87 174H86V173ZM92 174V176H91V174ZM102 172V173H101ZM110 172V173H109ZM132 172V173H131ZM155 172H156V174H155ZM8 173H9V175H8ZM11 173V174H10ZM25 173V174H24ZM27 173H28V175H27ZM29 173H31V175H29ZM43 173V174H44ZM53 174L52 175V177H51V174ZM59 173V174H58ZM65 173H66V176H65ZM77 173V174H76ZM82 173H85V175H82ZM100 173V174H99ZM105 175H104V174ZM115 173V174H114ZM118 173V174H117ZM146 173V174H145ZM179 173V174H178ZM15 174H16V176L17 177H15ZM56 174H57V176H58V178H57V176H56ZM62 175V177H61V175ZM71 174V175H70ZM89 174V175H88ZM103 176H102V175ZM108 174H109V176H108ZM114 174V175H113ZM150 174H151V176H150ZM156 175V177H155V175ZM183 174H184V176H183ZM185 174H186V176H185ZM12 175V176H11ZM23 175H24V179H23ZM33 175H34V177H33ZM41 175V176H40ZM55 175V176H54ZM64 175V176H63ZM68 175H69V177H68ZM75 175V176H74ZM78 175H79V177L80 178H78V179H75V178H77L78 177ZM86 175H88V177L89 176H91L92 178H94V179H91L90 177H89V179H88V177H86ZM96 175V176H95ZM99 175V176H98ZM106 175L108 176L107 178H106ZM119 177H118V176ZM7 176V177H6ZM9 176V177H8ZM10 176H11V178H10ZM14 176V177H13ZM29 176V177H28ZM75 178H74V177ZM85 176V177H84ZM101 176H102V178H101ZM113 176H116L115 177V179H114V177ZM158 176V177H157ZM171 176V177H170ZM22 177V178H21ZM43 177V178H42ZM59 177H60V179L61 180H63L62 181V183H59V181H60V179H59ZM71 177V178H70ZM73 177V178H72ZM100 177V178H99ZM119 178V180H118V178ZM18 178H21V179H18ZM36 178V179H35ZM38 178H41L42 180H44L42 183H44V185L42 186V185H39V183L41 184V179H38ZM53 178H55V179H53ZM85 179V181H87V182H84L83 180ZM86 178L88 179V180H86ZM154 178V180H155V182L153 183V180H151V179H153ZM159 178H160V180H159ZM12 179V180H11ZM18 179V180H17ZM29 179H32V180H30V183H29V180L27 181V180ZM35 179V180H34ZM45 179H48V180H46L45 181ZM49 179H52L54 182H52L53 184H51V181L52 180H49ZM59 179V180H58ZM67 179V180H66ZM68 179H71V180H73L74 179V181H71V180H68ZM81 179V180H80ZM97 181H96V180ZM106 179V180H105ZM148 179V180H147ZM210 179V180H209ZM37 180V181H36ZM77 180V183L75 182ZM79 180H80V182H79ZM105 181V183H104V181ZM193 180L195 181V180H197V181H195L194 182V184H192L193 183ZM21 183H20V182ZM40 181V182H39ZM56 181H58V183H56ZM65 181V182H64ZM92 181H94L93 183H95L94 185H96L94 188L96 189H94L93 188V183L91 184L90 182H92ZM99 181V182H98ZM101 181H103L102 183H101ZM112 181H114V184H113V182ZM116 181V182H115ZM118 181V182H117ZM120 181V182H119ZM158 181V182H157ZM22 182L23 183H25L26 184V182H27V184H26V186L28 187H26L25 188V185L24 184H22ZM38 182V183H37ZM46 182V183H45ZM70 182V183H69ZM71 182H72V184H71ZM134 182V183H133ZM149 184V187L147 188V183ZM158 184H157V183ZM20 183V184H19ZM67 183V184H66ZM80 183V184H79ZM83 183L85 184V185H83ZM107 183V185L109 186H107L106 185V187H108V189L104 186V184H106ZM115 183H116V185H115ZM121 183V184H120ZM190 183V184H189ZM18 184V185H17ZM21 184H22V186H21ZM31 184H33V185H31ZM34 184H37L38 185V187H37V185H34ZM46 184V185H45ZM50 184L51 185H53V188L50 186ZM56 184H58L57 186H56ZM65 184V185H64ZM73 184H75L76 186H74V187H76V188H73V190H72V188L71 187H73ZM88 184H89V186H88ZM111 184L113 185V186H111ZM49 185V186H48ZM63 185V186H62ZM78 185V186H77ZM98 185V186H97ZM123 185H124V187H123ZM132 185V187L130 188V186ZM133 185H136V187L135 186H133ZM153 185H155V186H153ZM2 186V187H1ZM15 186H17V187H15ZM20 186H21V188H20ZM34 186H35V188H34ZM61 186V187H60ZM84 186V187H83ZM86 186V187H85ZM101 186H103V188L101 189L100 187ZM126 186H128L127 188H126ZM145 186V187H144ZM151 186V187H150ZM156 186H157V188L158 189H156ZM160 188H159V187ZM18 187H19V189H18ZM22 187H24V188H22ZM31 187V188H30ZM48 187V188H47ZM55 187H58L57 189V191H55ZM68 187V188H67ZM79 187V188H78ZM80 187H82L83 189H80ZM90 187H91V189L93 190V194L94 193H97V194H92V193H89L90 191L92 192V190L90 189ZM97 187H99V188H97ZM143 187V189H141ZM155 187V188H154ZM2 188H4V189H2ZM43 188V189H42ZM59 188H60V190H59ZM66 188V189H65ZM87 188H89L88 189V191H86V189ZM137 189V191H138V193L139 192H143V196L145 197V199H144V197L141 195V193H139L140 195H141V197H140V195L137 193V191H136V189ZM139 188V189H138ZM162 188V190H160ZM22 189H25L26 190V192H25V190H22ZM29 189H31V190H33L32 192L31 191H29ZM40 189V191H38ZM80 189V191L78 192V190ZM100 189V190H99ZM107 189V190H106ZM118 189V190H117ZM119 189H120V191H119ZM123 189H124V192H122L123 191ZM126 189H127V191H126ZM140 189H141V191H140ZM145 189H148L147 190V192H145L144 193V191H146ZM152 191H151V190ZM7 192H6V191ZM50 190V191H49ZM82 190V191H81ZM29 193H28V192ZM36 191V192H35ZM49 192V193H47V192ZM59 191H61V192H59ZM65 192V194H63L64 192ZM97 191H100V194L97 192ZM106 191V192H105ZM112 191V192H111ZM131 191V192H130ZM133 191H135V193H137V194H135V193H133ZM150 191L152 192V194L150 193ZM156 191H157V193H156ZM159 191V192H158ZM22 192V193H21ZM37 192H38V195H40V196H36V194H37ZM41 192H43V193H41ZM52 192V193H51ZM54 192V193H53ZM56 192L58 193V194H56ZM74 192V193H73ZM77 192V193H76ZM109 192H111V193H109ZM117 192V193H116ZM120 192V193H119ZM131 193V194H129V193ZM166 194H165V193ZM25 193V194H24ZM36 193V194H35ZM71 193V194H70ZM76 193V195L77 196H79L78 197V199H77V197L76 198H74L75 196L73 195V194H75ZM83 193L85 194V193H87V194H85V195H83ZM104 193H105V196H104ZM159 193V194H158ZM161 193H163V194H161ZM31 194V196H29ZM33 194V195H32ZM41 194H42V196H41ZM48 194V197H46V195ZM56 196H55V195ZM61 194V195H60ZM63 194V195H62ZM90 194V195H89ZM135 194V195H134ZM149 195V197L148 196H146V195ZM155 194V195H154ZM8 195H10L9 197H8ZM25 195V196H24ZM26 195H28V197L30 198H28ZM51 195H54V196H52V198H51ZM57 195H59V196H57ZM69 195V196H68ZM71 195H72V197H71ZM89 195V196H88ZM98 195H99V197H98ZM101 195V196H100ZM112 195V196H111ZM139 195V196H138ZM150 195H153L152 196V198H151V196ZM158 195H160V196H162V197H159ZM164 195V196H163ZM167 195V196H166ZM33 196H35V197H37V198H35V197H33ZM44 196V201H43V199L41 198V197H43ZM64 196V197H63ZM85 196V197H84ZM88 196V197H87ZM113 196H114V198H113ZM136 197V198H133V197ZM24 197H27V199L26 198H24ZM38 197H39V200H37L38 199ZM46 197V198H45ZM57 197V198H56ZM59 197H60V199H59ZM64 199V198H66V200H67V203H66V201L64 202L63 200H62V198ZM81 197H82V201H80V203H79V201L78 200H80L81 199ZM91 197V198H90ZM102 197V199H100ZM110 197V198H109ZM118 197V198H117ZM140 198V200H139V198ZM167 197V198H166ZM34 198V199H33ZM41 198V199H40ZM47 198H48V200L51 202L53 199H54V201H52L53 202V204H50V202L47 200ZM67 198H69V200L67 199ZM84 198H86V199H84ZM93 198L96 200V198H97V200L98 201H92L93 200ZM106 198V199H105ZM133 198V199H132ZM158 198H160V199H158ZM165 198H166V200H165ZM55 199H57V200H59V201H57V203H55L56 201H55ZM71 199H73V200H71ZM89 199V200H88ZM110 199V200H109ZM111 199H113V203H112V200ZM141 199H142V202H141ZM146 199H148L147 201H149L148 202V204L147 203H144V202H146L145 200ZM158 201H157V200ZM107 201V203H106V201ZM133 200H134V202L136 203H132L133 202ZM136 200L138 201V203L136 202ZM204 200V201H203ZM42 201V202H41ZM46 201V202H45ZM48 201V202H47ZM89 202V203H87V202ZM115 201V202H114ZM132 201V202H131ZM140 201V202H139ZM154 202V204L152 205V203ZM166 201H168V202H166ZM35 202V203H34ZM51 202V203H52ZM62 202V203H61ZM78 202V203H77ZM100 204H98V203ZM105 202V203H104ZM117 202H118V204L120 205V206H118V204H117ZM46 203V204H45ZM62 204V205H65V206H62V205H57V204ZM69 203H70V205H69ZM97 205H95V204ZM115 203H116V205H115ZM167 203V204H166ZM171 203V204H170ZM33 204V205H32ZM50 204V205H49ZM81 204V205H80ZM83 204H84V206H83ZM89 204H90V207H89ZM110 204H112V205H110ZM147 204V205H146ZM40 205V206H39ZM41 205H43L42 207H41ZM53 205V206H52ZM57 205V206H56ZM78 205V206H77ZM80 205V206H79ZM94 207H93V206ZM114 205V206H113ZM134 205V207H132ZM139 205V207H137ZM140 205H142V207L140 206ZM150 205H152V206H150ZM169 205H172V206H170L169 207ZM37 206V207H36ZM47 206V207H46ZM52 206V207H51ZM74 206L76 207V210L74 209L73 210V208H74ZM100 207V209H99V207ZM111 206V207H110ZM116 206V207H115ZM145 206V207H144ZM150 208H149V207ZM153 206H155L154 208H156V209H152V207ZM56 207L57 208H59V210L58 209H56ZM66 207H67V209H66ZM98 207V208H97ZM107 207H109V208H107ZM36 208H40L39 210H40V212H39V210L38 209H36ZM44 208H46V209H44ZM53 208V209H52ZM80 208V209H79ZM97 208V209H96ZM105 208H106V211H103L102 209H104L105 210ZM144 208V209H143ZM50 209L53 211L54 209H55V213H56V215H59L60 217L63 215V216H65V214H66V216H68V218H69V222L67 221L68 220V218L65 216V218L66 219H64V217L62 218H60V217H58V216H56L55 214H54V211L53 212H51L50 211ZM84 209V211H80V210H83ZM85 209L87 210V212L85 211ZM92 209V210H91ZM99 209V210H98ZM108 209V210H107ZM119 210V213L121 214V217H119V213H118V210ZM139 209H141L140 210V212H141V216H140V212L138 211ZM43 210V211H42ZM47 210L48 211H50L51 213H53V214H51L50 212L48 213L47 212ZM67 210V211H66ZM144 210V211H143ZM155 210V211H154ZM81 213H80V212ZM98 211V212H97ZM108 211V212H107ZM113 211H114V213H113ZM136 211V212H135ZM145 212V213H143V212ZM42 212H45L46 214H47V216H49L50 214L53 216H49L50 218H49V220H48V218H47V216H46V214H42ZM65 212V213H64ZM74 212V213H73ZM103 212V213H102ZM104 212H106V213H108V214H106V213H104ZM133 212V213H132ZM138 212V213H137ZM154 213V216H153V220H152V218H150V217H152L151 216V214L152 213ZM158 212V213H157ZM166 212V213H165ZM58 213V214H57ZM76 213H77V216H75L76 215ZM113 213V214H112ZM116 213H117V215H116ZM127 213H129V214H127ZM131 213H132V215H131ZM134 213L136 214V215H134ZM71 214V215H70ZM78 214L80 215V216H78ZM85 215V217H84V215ZM89 214V215H88ZM100 214H102L101 216L103 217V221H104V223H101V220H102V217L100 216ZM106 214V215H105ZM110 214H112V215H110ZM122 214H123V216H122ZM139 214V215H138ZM156 214H157V216H156ZM159 214V215H158ZM75 217H74V216ZM90 215H92V216H90ZM108 215V219H107V217H105V216H107ZM109 215L111 216V217H109ZM115 215V216H114ZM153 215V214H152ZM46 216V217H45ZM74 218H72V217ZM83 216V217H82ZM88 218H87V217ZM118 216V217H117ZM133 216V217H132ZM134 216H135V218H134ZM55 217H58V218H55ZM71 217V218H70ZM78 217V218H77ZM81 217V218H80ZM96 217H98V218H96ZM139 217V218H138ZM149 217V218H148ZM53 218H54V220H53ZM77 218V219H76ZM94 218H96L95 220L97 221H95L94 220ZM111 218V219H110ZM115 219V220H113V221H111L112 219ZM127 218V221H125V219ZM137 218V219H136ZM62 219H64V221H66V222H63V220L61 221ZM71 219H72V221H71ZM79 219V220H78ZM81 219V220H80ZM93 219V220H92ZM101 219V220H100ZM117 219L119 220V221H117ZM121 219V220H120ZM129 219L131 220V221H133V222H130L129 221ZM135 219H136V221H135ZM141 219V221H139ZM143 219H144V221H143ZM145 219L147 220V221H145ZM149 219H151L152 220V222H151V220H149ZM157 221H156V220ZM60 222H62V223H60ZM74 220H77V221H75L74 222ZM88 220V221H87ZM107 220V221H106ZM156 221V223H155V221ZM79 221V222H78ZM81 221H82V223L84 224V227H83V225H80L81 224ZM93 221H94V223H93ZM98 221H100V222H98ZM102 221V222H103ZM115 221H116V223H115ZM128 221H129V223H131V224H129L128 223ZM139 221V222H138ZM149 221L151 222V223H149ZM54 222V223H53ZM57 222H59V224H60V226H62L63 227V229L65 228H67L66 229V232H67V234L70 236L71 235V237H69V236H64V235H62V233H61V231H60V229L62 228H60V226H58V223ZM76 222H77V224H76ZM111 223L113 226H114V224H115V227H112L111 226V224H108V223ZM125 222V224L126 225H124V224H122V223H124ZM64 223H66V224H64ZM85 223H87V225L89 224V226H86L85 225ZM99 223V224H98ZM133 223V224H132ZM137 223H139V225H137ZM153 223V224H152ZM155 223V224H154ZM55 224V225H54ZM74 224V225H73ZM91 224H92V226H91ZM95 224V226H93ZM103 224V225H102ZM117 224V225H116ZM120 224V225H119ZM137 226H139V227H135L136 225ZM145 224V225H144ZM64 225V226H63ZM76 225H77V227H76ZM100 225H101V227H100ZM110 225V226H109ZM121 225H123V226H121ZM128 225H131V226H133V227H129ZM142 225V226H141ZM147 225V226H146ZM153 225V226H152ZM69 226H70V229H69V231H68V228H69ZM78 226H81V227H78ZM97 226V227H96ZM99 226V227H98ZM105 226H107V227H105ZM117 226H119V227H117ZM146 226V227H145ZM89 227H93V228H88ZM135 227V228H134ZM141 227V228H140ZM147 227H149V228H147ZM33 228H35V229H33ZM57 228V229H56ZM74 228V229H73ZM80 228H81V230L84 228V233L81 235L82 237L85 235H87V239L85 238V236L82 238L81 236H80V234L78 233V232H83V231H79L80 230ZM88 229V230H86V229ZM110 228V229H109ZM112 228H113V231L111 232V230H112ZM114 228L116 229V231H114ZM118 228L122 231H120V230H118ZM128 230H127V229ZM137 228V229H136ZM143 228H144V230L145 229H147V231L145 232L146 233V235H145V233L144 232H140L138 229H142L143 230ZM64 229V230H65ZM76 229V230H75ZM92 229V232L90 231ZM94 229V230H93ZM96 229H98V230H96ZM149 229V230H148ZM150 229H151V231H152V233H150L151 231H150ZM78 230V231H77ZM96 230V231H95ZM101 230H103L104 231V233H100V231ZM124 230V231H123ZM139 231V232H137V231ZM141 230V231H142ZM58 231H59V233H58ZM90 232V233H88V232ZM95 231V232H94ZM119 231V232H118ZM125 231H127L128 232V234L127 235H131V236H133V238L132 237H130L131 239L129 240L128 238H126L127 237V235L125 236L124 234V237H122L123 235H122V233H125ZM134 231V232H133ZM148 231H150L149 233H148ZM70 232H71V234H70ZM99 234H98V233ZM117 232V233H116ZM154 232V233H153ZM89 235H88V234ZM94 233V234H93ZM109 233H110V235H109ZM130 233H135V234H130ZM139 233V234H138ZM141 233H144V234H141ZM40 234H42V235H40ZM60 234V235H59ZM114 234V235H113ZM143 235V237L141 236V235ZM148 234H149V238H147L146 236H148ZM152 234V235H151ZM62 235V236H61ZM77 235H79V236H77ZM113 235V236H112ZM119 235H121V237L119 236ZM135 235V236H134ZM139 235V236H138ZM144 235H145V237H144ZM157 236V238H158V240H156L157 238H156V236ZM5 236V237H4ZM64 236V237H63ZM90 236H93V237H91L90 238ZM97 237V239H96V237ZM99 236V237H98ZM102 236V237H101ZM105 236V237H104ZM110 236V237H109ZM115 236V237H114ZM151 236H152V238H153V240H152V238H151ZM154 236V237H153ZM12 237H13V239H12ZM42 237V238H41ZM48 237V238H47ZM65 238L66 237V240L65 239H63V238ZM70 239H69V238ZM77 237L79 238L80 237V239L78 240L77 239ZM100 237H101V239L103 238V240H101L100 239ZM107 237V238H106ZM111 238V239H109V238ZM113 237L115 238V239H113ZM120 237V238H119ZM129 237V236H128ZM138 237H139V239H138ZM90 238V240H88ZM121 238L123 239V240H121ZM141 238V239H140ZM145 238V239H144ZM147 238V239H146ZM155 238V239H154ZM6 239H8V241H6ZM16 239V242L14 241ZM43 239V240H42ZM48 240V242H47V240ZM50 239H52V240H50ZM54 239V240H53ZM61 239H63V240H61ZM83 239V240H82ZM85 239V240H84ZM105 239V240H104ZM117 239H119V240H117ZM128 239V240H127ZM136 239H138V241L136 240ZM4 240V241H3ZM10 240V241H9ZM18 240H20L22 243H20V241H18ZM46 240V241H45ZM69 240L70 241H72V242H69ZM78 242H77V241ZM110 240V241H109ZM149 240H151V241H149ZM155 240V241H154ZM49 241H52V242H49ZM54 241H56L57 243H55L54 244ZM68 241V242H67ZM74 241V242H73ZM84 241H86V242H84ZM90 241V242H89ZM93 241V244L91 243ZM95 241H96V243H98L97 244V246H96V244H95ZM99 241V242H98ZM101 241H103V243L101 242ZM114 241H116V242H114ZM120 241V242H119ZM131 241V242H130ZM142 241V242H141ZM144 241H146V242H148L147 244L146 243H144ZM2 242V243H1ZM14 242L15 243H17L16 245H14V247H11V246H13V244H14ZM43 242V243H42ZM77 242V243H76ZM106 244H109V247L110 248H112V249H110L109 247H108V245H106ZM121 242H123V244L121 243ZM127 242H129V243H127ZM155 243V244H151V243ZM5 243V244H4ZM11 243V244H10ZM47 243V244H46ZM62 243H63V245H62ZM71 243V244H70ZM74 243H75V245H74ZM101 243V244H100ZM113 243V244H112ZM116 243H118L119 244V246L117 245L116 246ZM137 243V244H136ZM182 243V244H181ZM3 244V245H2ZM76 244H78V245H76ZM115 244V245H114ZM132 244V245H131ZM136 244V245H135ZM142 244H145V245H147L146 246V251H144V248H141V246H142ZM148 244H149V246H148ZM9 245H10V247H9ZM43 245V246H42ZM51 245V246H50ZM80 245H81V248H80ZM92 245V246H91ZM99 245V246H98ZM102 245H106V246H103V247H101ZM123 245H125L126 246V248L123 246ZM131 245V246H130ZM145 245L144 246H142V247H145ZM151 245V246H150ZM23 246H24V249H25V251H23ZM44 246H46V247H44ZM55 246H56V248H55ZM60 246H61V248H60ZM74 246H76V248L74 247ZM77 246H78V248H77ZM82 246L85 248V247H87V249L85 248V249H83L82 248ZM52 247V248H51ZM98 247H100V248H98ZM114 247H118L117 248V250H115V256L114 255H112L113 253H114V249H116V248H114ZM128 247V248H127ZM137 247H138V249H137ZM149 247V248H148ZM11 248H14V249H11ZM21 250H19V249ZM46 248H48V249H46ZM93 249L91 252H90V250L89 249ZM102 248V250H100ZM107 249V251H108V257H109V259L105 256V257H103L104 255H107V253H105L104 252V250L106 251V249ZM120 248V249H119ZM122 248H123V250H122ZM133 248L135 249L134 251L135 252H132L133 251ZM152 248V250H150ZM157 249L156 251L154 250V249ZM5 249H7V250H5ZM8 249H9V251H8ZM17 249V250H16ZM37 249V250H36ZM55 249V250H54ZM61 249V250H60ZM79 249H81V250H79ZM97 250L98 249V251H95V250ZM104 249V250H103ZM119 249V250H118ZM124 249H125V251H124ZM127 249H128V251H127ZM141 251H140V250ZM149 249V250H148ZM6 251V254H3V253H5V251ZM13 250V251H12ZM15 250H16V252H22V254H24V255H21L20 253H16L15 252ZM34 250H36V251H34ZM56 250H57V252L59 253H56ZM78 252H80V253H78ZM85 250H86V252H85ZM88 250V251H87ZM109 250H110V255H109ZM143 250V251H142ZM8 251V252H7ZM104 252L103 254H102V252ZM122 251H123V255H124V257H127L128 256V259L127 258H123V257H120L121 256V254H122ZM132 253H131V252ZM153 251H155V252H159V253H154ZM34 252V253H33ZM90 254V256L88 255V256H86L88 253ZM120 252V253H119ZM143 252V253H142ZM64 253H67L66 255L64 254ZM81 253H84V254H81ZM93 253V254H92ZM100 253V254H99ZM125 253H127V254H125ZM145 253V254H144ZM151 253V254H150ZM15 254V255H14ZM19 254V255H18ZM81 254V255H80ZM103 256H102V255ZM133 254V255H132ZM137 254H140L141 256H137ZM149 256H148V255ZM153 254H154V256H153ZM86 257H85V256ZM94 255H98L97 257H96V259H95V257H94ZM120 255V256H119ZM129 255H132L133 257H131V256H129ZM144 255V256H143ZM1 256H3V257H1ZM4 256H5V258H4ZM15 256H17V257H15ZM72 256V257H71ZM93 256V257H92ZM100 256V257H99ZM112 256V257H111ZM143 256V257H142ZM70 257V258H69ZM135 257H138V258H135ZM142 257V258H141ZM145 257H147V258H145ZM151 257H154V259H156V260H153V258H151ZM6 258H8L9 260H7ZM69 258V259H68ZM103 258L104 259H106L105 261L103 260ZM117 258V259H116ZM121 258H123V259H121ZM131 258V259H130ZM133 258V259H132ZM152 260H151V259ZM6 259V260H5ZM38 259H40V260H38ZM72 259V260H71ZM76 261H74V260ZM111 259V260H110ZM116 259V260H115ZM137 259V260H136ZM138 259H139V263H138ZM148 259L150 260V262L148 261ZM1 260H0V264H2L1 263ZM70 260V261H69ZM109 260V261H108ZM126 260V261H125ZM133 260H134V262H133ZM142 260V261H141ZM146 260H147V262H146ZM7 261V262H6ZM30 261V262H29ZM40 261V262H39ZM42 261H43V263H42ZM45 261V262H44ZM120 261V262H119ZM123 261V262H122ZM130 261V262H129ZM141 261V262H140ZM153 261V262H152ZM156 261V262H155ZM23 262V263H22ZM25 262V263H24ZM33 262H35V263H33ZM104 262V263H103ZM115 262V263H114ZM137 262V263H136ZM149 262V263H148ZM152 262V263H151Z\"/></svg>",
	"mask_w": 264,
	"mask_h": 264
},
{
	"label": "bare ground",
	"instance_id": "2",
	"mask_svg": "<svg viewBox=\"0 0 264 264\" xmlns=\"http://www.w3.org/2000/svg\"><path fill=\"white\" fill-rule=\"evenodd\" d=\"M2 1H3V0H2ZM6 1H7V0H6ZM8 1H9V0H8ZM10 1H11V0H10ZM28 1H29V0H28ZM40 1H41V0H40ZM45 1H48V0H45ZM45 1H44V2H45ZM49 1H50V0H49ZM57 1H58V0H57ZM69 1H70V0H69ZM69 1H67V2H69ZM87 1H88V0H87ZM90 1H91V0H89L88 2H90ZM95 1H96V0H95ZM100 1H101V0H100ZM114 1L116 2V0H112L110 3L113 4ZM117 1H118V0H117ZM121 1H122V0H121ZM123 1H124V0H123ZM132 1H133V0H132ZM135 1H136V0H135ZM135 1H134V2H135ZM144 1H145V0H144ZM148 1H149V0H148ZM161 1H162V0H161ZM170 1H171V0H170ZM170 1H168V2H170ZM176 1H177V0H176ZM186 1H187V0H186ZM191 1H193V0H191ZM196 1H197V0H196ZM200 1H201V0H200ZM210 1H211V0H210ZM221 1H222V0H221ZM227 1H228V0H227ZM231 1H232V0H231ZM245 1H246V0H245ZM245 1H244V2H245ZM250 1H251V0H250ZM250 1H249V3H250ZM254 1H255V3H256L257 1L260 2L261 0H257V1L254 0ZM31 2H32V1H31ZM33 2H34V1H33ZM59 2H60V1H59ZM59 2H58V3H59ZM63 2H64V1H63ZM65 2H66V1H65ZM71 2H72V0H71ZM83 2H85V1L83 0ZM134 2H133V3H134ZM138 2H139V1H138ZM145 2H146V1H145ZM149 2H150V1H149ZM149 2H148V3H149ZM151 2H152V0H151ZM157 2H158V1H157ZM162 2H163V1H162ZM178 2H179V1H178ZM204 2H205V1H204ZM211 2H212V1H211ZM215 2H216V1H215ZM217 2H218V1H217ZM217 2H216V3H217ZM219 2H220V1H219ZM224 2H225V1H224ZM228 2H229V1H228ZM228 2L225 3V4H228ZM235 2H236V1H235ZM241 2H243V1L241 0ZM244 2H243V3H244ZM41 3H42V2H40V4H41ZM50 3H51V2H50ZM61 3H62V2H61ZM76 3H77V2H75V5H76ZM86 3H87V2H86ZM86 3H84V4H86ZM95 3H96V2H95ZM124 3H127V2L125 1ZM124 3H122V4H124ZM129 3H131V0H130ZM129 3H127V4H128V7H129V5H130ZM133 3H131V5H132ZM136 3H137V1H136ZM140 3L143 4L142 2H140ZM154 3H156V1H155ZM159 3H160V2H159ZM174 3H175V2H174ZM184 3H185V2H184ZM186 3H187V2H186ZM199 3H200V2H199ZM209 3H210V2H208L207 5H208ZM229 3H230V2H229ZM236 3H237V2H236ZM236 3H235V4H236ZM238 3H239V2H238ZM246 3L248 4V1H247ZM1 4H2V3H1ZM6 4H7V3H6ZM9 4H11V3H9ZM24 4H25V3H24ZM38 4H39V1L37 2V5H38ZM40 4H39V5H40ZM42 4H43V3H42ZM42 4H41V5H42ZM59 4H60V3H59ZM77 4H80V2L77 3ZM84 4H82V5H84ZM89 4H90V3H88V5H89ZM97 4L99 5L98 2H97ZM116 4H121V2L119 1V2L116 3ZM122 4H121V5H122ZM141 4H140V6H141ZM156 4H157V3H156ZM170 4H171V2H170ZM179 4H180V3H179ZM182 4H183V2H182ZM232 4H233V3H232ZM247 4H245V5H246L247 8H248L249 4H248V5H247ZM16 5H17V4H16ZM47 5H48V4H47ZM47 5H45V6L47 7ZM70 5H71V3H70ZM70 5H69V6H70ZM72 5H73V4H72ZM90 5H91V4H90ZM93 5H94V4H93ZM114 5H115V4H114ZM114 5H113V6H114ZM125 5H126V4H125ZM136 5H137V4H136ZM138 5H139V4H138ZM143 5H144V4H143ZM152 5H153V4H152ZM157 5H158V4H157ZM163 5H164V3H163ZM174 5H175V4H174ZM174 5H172V7H173ZM184 5H185V4H184ZM187 5H188V3H187ZM187 5H186V8H187ZM200 5H201V4H200ZM215 5H217V4H215ZM236 5H237V4H236ZM241 5L243 6V4H241ZM250 5H251V4H250ZM252 5H254V3H253ZM18 6H20V5H18ZM29 6H30V5H29ZM33 6H34V5H33ZM48 6H49V5H48ZM57 6H58V5H57ZM59 6H60V5H59ZM62 6H63V5H62ZM66 6H67V5H66ZM101 6H102V5H101ZM111 6H112V5H111ZM134 6H135V5H134ZM140 6H138V7H140ZM145 6H146V5H145ZM145 6H144V8H145ZM182 6H183V5H182ZM182 6H181V7H182ZM189 6H190V5H189ZM192 6H193V5H192ZM208 6H209V5H208ZM208 6H207V7H208ZM221 6H223V4H222ZM226 6H229V5H226ZM232 6H233V5H232ZM242 6H241V7H242ZM255 6H256V5H255ZM257 6H259V5H257ZM257 6H256V7H257ZM261 6H262V5H261ZM263 6H264V5H263ZM13 7H15V6H13ZM16 7H17V6H16ZM24 7H25V6H23V8H24ZM35 7H36V5H35ZM42 7H43V6H42ZM42 7H41V8H42ZM72 7H73V6H71L70 8L68 7V9L70 10ZM83 7H84V6H83ZM85 7H86V5H85ZM85 7H84V8H85ZM95 7H96V6H95ZM99 7H100V6H99ZM114 7H115V6H114ZM114 7H113L112 9H115ZM116 7H117V6H116ZM120 7H121V6H120ZM120 7H118V9H120ZM130 7H131V6H130ZM136 7H137V6H136ZM148 7H149V6H148ZM153 7H154V6H153ZM155 7H156V6H155ZM167 7H170V6L167 5ZM184 7H185V6H183V8H184ZM194 7H195V6H194ZM194 7H192V8H194ZM200 7H201V6H200ZM207 7H206V8H207ZM213 7H215V6L213 5ZM238 7H239V8H238ZM238 7H237V11H240V10H238V9L241 8L240 5H239ZM256 7H255V9H256ZM2 8H3V5H2ZM8 8H9V5H8ZM26 8H27V7H25L24 9H21V10H23V12H25L24 10H26ZM59 8H60V7H59ZM59 8H58V9H59ZM79 8H80V7H79ZM81 8H82V6H81ZM91 8H93V7H91ZM97 8H98V7H97ZM109 8H110V6H109ZM132 8H133V6H132ZM144 8H143V9H144ZM151 8H152V7H151ZM156 8H157V7H156ZM160 8H161V7H160ZM163 8H164V7H163ZM186 8H185V9H186ZM195 8H197V7H195ZM201 8H202V7H201ZM206 8H204V9L206 10ZM209 8H210V7H209ZM209 8H208V9H209ZM211 8H212V7H211ZM224 8H225V7H224ZM224 8H220V9H219V7H218L219 11H220L221 9H224ZM228 8H229V7H228ZM230 8H232V7H230ZM230 8H229V9H230ZM233 8H236L235 5H234ZM242 8H243V7H242ZM252 8H253V7H252ZM257 8L260 9V7H257ZM10 9H11V8H10ZM12 9H13V8H12ZM12 9H11V10H12ZM29 9H30V8H29ZM42 9H45V8H42ZM47 9H48V7H47ZM58 9H57V10H58ZM62 9H64V8H62ZM76 9H78L77 6H76ZM82 9H83V8H82ZM89 9H90V8H89ZM98 9H99V8H98ZM98 9H97V10H98ZM118 9H117V10H118ZM121 9H122V8H121ZM133 9H134V8H133ZM133 9H132V10H133ZM141 9H142V6H141ZM141 9H140V10H141ZM145 9H146V8H145ZM171 9H172V8H171ZM198 9H199V8H198ZM198 9H196V11H197ZM204 9H203V11H204ZM212 9H214V8H212ZM216 9H217V8H216ZM216 9H215V10H216ZM218 9H217V10H218ZM226 9H227V8H226ZM226 9H225V10H226ZM243 9H244V8H243ZM243 9H241V11H242ZM2 10H3V9H2ZM21 10H20V11H21ZM40 10H41V9H40ZM50 10H51V9H50ZM69 10H68V11H69ZM80 10H81V9H80ZM84 10H86V9H84ZM84 10H83V12H82V11H81V12L84 13ZM109 10H111V9H109ZM123 10H124V9H123ZM146 10H147V9H146ZM148 10H149V9H148ZM156 10H157V9H156ZM156 10H155V11H156ZM163 10H164V9H163ZM189 10H190V8H189ZM189 10H188V9H187V11L185 10L186 13H188ZM201 10H202V9H201ZM215 10H214V11H215ZM245 10H247V9H245ZM253 10H254V9H253ZM256 10H257V9H256ZM8 11H9V10H8ZM12 11H13V10H12ZM48 11H49V10H48ZM58 11H59V10H58ZM60 11H64V10H60ZM65 11H66V8H65ZM65 11L63 12L64 15H65ZM73 11H74V9H73ZM75 11H76V10H75ZM88 11H89V10H88ZM88 11H87V14H88ZM92 11H93V10H92ZM92 11L90 10V12H92ZM94 11H95V9H94ZM102 11H103V9H102ZM113 11H114V10H112V14H113ZM125 11H126V10H125ZM141 11H143V10H141ZM158 11H161V10L159 9ZM164 11H165V10H164ZM169 11H170V10H169ZM177 11H178V10H177ZM179 11H180V10H179ZM232 11H233V9H232L231 12L229 13V15L232 13ZM241 11H240V12H241ZM243 11H244V10H243ZM251 11H252V10H251ZM3 12H4V11H0V13H3ZM5 12H6V10H5ZM50 12H51V11H50ZM69 12H70V11H69ZM77 12L79 13V15H81V13L79 12V10H77ZM104 12H105V11H104ZM109 12H110V11H109ZM126 12H127V11H126ZM143 12L146 13L147 11H143ZM149 12H152V11H149ZM161 12H163V11H161ZM173 12H174V11H172V13H173ZM175 12H176V11H175ZM190 12H191V11H189V13H190ZM197 12H198V11H197ZM209 12H210V9H209ZM215 12H216V11H215ZM245 12H246V11H245ZM245 12H244V13H245ZM261 12H263V10H261ZM20 13H22V12H19V14H20ZM35 13H36V12H35ZM37 13H38V12H37ZM39 13H40V12H39ZM44 13H45V12H44ZM44 13H43V14H44ZM57 13H58V12H57ZM57 13H56V15H57ZM59 13H61V12H59ZM59 13H58V14H59ZM67 13H68V12H67ZM97 13H98V12H97ZM99 13H100V12H99ZM117 13H118L117 11H116V13L114 12V14H116V15H117ZM123 13H124V11H123ZM128 13H129V12H127L126 14H128ZM135 13H136V12H135ZM138 13H140V12L138 11ZM152 13H153V14H156V13H158V12L156 11V13H155V12H152ZM165 13H166V14L169 13L168 10L165 11ZM172 13H171V14H172ZM179 13H180V12H179ZM179 13H178V15H179ZM189 13H188V14H189ZM202 13H204V12H201V15H202ZM206 13H207V12H206ZM212 13H213V12H212ZM235 13H236V12H235ZM235 13H234V15L238 14L240 17H243V16H241V14H240L239 12L236 13V14H235ZM246 13H248V11H247ZM256 13H257V11H256ZM8 14H9V12H8ZM10 14H11V12H10ZM47 14H48V12H47ZM49 14H50V13H49ZM49 14H48V16H49ZM71 14H72V13H71ZM73 14H75V13H73ZM73 14H72V15H73ZM76 14H77V13H76ZM85 14H86V12H85ZM95 14H96V13H95ZM95 14H94V15H95ZM107 14H108V12H107ZM110 14H111V12H110ZM119 14H120V11H119ZM130 14H131V13H130ZM136 14H137V13H136ZM160 14H161V13H160ZM162 14H163V13H162ZM162 14H161V15H162ZM174 14H175V13H174ZM195 14H197V13H195ZM195 14H194V15H195ZM199 14H200V12H199ZM221 14H224V13L222 12ZM225 14L227 15V13H225ZM225 14H224V16H225ZM250 14H251V13H250ZM250 14H249V15H250ZM257 14H258V13H257ZM260 14H262V13H259V15H260ZM1 15H3V14H1ZM27 15H28V14H27ZM51 15H52V14H51ZM51 15H50V17H51ZM92 15H93V14L91 13V16H92ZM96 15H97V14H96ZM96 15H95V16H96ZM131 15H132V14H131ZM141 15H142V14H141ZM149 15H150V17H151L152 14L150 13ZM169 15H170V13H169ZM176 15H177V14H176ZM185 15H186V14H185ZM194 15H193V16H194ZM197 15H198V14H197ZM204 15H205V13H204ZM204 15H203L202 18H204V17L206 18L207 15H206V16H204ZM210 15H211V13H210ZM218 15H220V14H218ZM218 15H216V16H217L216 18L219 19ZM247 15H248V14H247ZM253 15H254V14H253ZM255 15H256V14H255ZM6 16H8V15L6 14ZM6 16H5V17H6ZM10 16H11V15H10ZM10 16H9V17H10ZM16 16H17V15H16ZM19 16H20V15H19ZM21 16H23V15H21ZM41 16H42V14H41ZM86 16H89V15H86ZM91 16H90V17H91ZM117 16H118V15H117ZM119 16L121 17V15H119ZM119 16H118V17H119ZM125 16L127 17L128 15H125ZM133 16H134V15H133ZM142 16H143V15H142ZM144 16L149 17L148 15H144ZM153 16H154V15H153ZM155 16H156V15H155ZM171 16H172V15H170V17H171ZM173 16H174V15H173ZM181 16H182V15H181ZM183 16H184V15H183ZM183 16H182V17H183ZM211 16H212V15H211ZM211 16H210V17H211ZM220 16H221V15H220ZM250 16H251V15H250ZM1 17H2V16H1ZM1 17H0V18H1ZM3 17H4V16H3ZM28 17H30V16H28ZM31 17H32V16H31ZM31 17H30V19H31ZM42 17H43V16H42ZM46 17H47V16H46ZM50 17H49V18H50ZM68 17H69V16H68ZM70 17L72 18V16H70ZM92 17H94V16H92ZM97 17H98V15H97ZM101 17H102V16H101ZM110 17H111V15H110ZM112 17H113V15H112ZM128 17H129V16H128ZM167 17H169V16H167ZM182 17H178L177 19L180 20V18H182ZM194 17L196 18V16H194ZM198 17H199V16H198ZM207 17H208V16H207ZM226 17H227V16H226ZM232 17H233V18H232ZM246 17H248V16H246ZM252 17H254V16H252ZM261 17H262V15H261ZM261 17H260V18H261ZM6 18H7V17H6ZM19 18H20V17H19ZM21 18H22V17H21ZM32 18H33V17H32ZM44 18H45V17H44ZM51 18L53 19V16H52ZM54 18H55V16H54ZM60 18H61V16H60ZM63 18H64V17H63ZM66 18H67V17H66ZM76 18H78V15L76 16ZM83 18H84V19L87 18L88 20H87V19H86V20L89 22V19H90V18H88V17H84V16H83L81 19L83 20ZM98 18H99V17H98ZM102 18H103V17H102ZM138 18H139V16H138ZM155 18H156V17H155ZM163 18H164V17H163ZM200 18H201V16H200ZM205 18H204V19H205ZM213 18H214V16H213ZM216 18H214V19L216 20ZM227 18L230 19V17H227ZM227 18H226V19H227ZM231 18H232V20H233V19H236L237 17L235 16V18H234V16L231 15ZM249 18H250V17H249ZM249 18H248V19H249ZM256 18H257V17H256ZM256 18H255V19L253 18V19L256 20ZM260 18H258V19H260ZM263 18H264V16H263ZM10 19H11V18H10ZM10 19H8V20H10ZM13 19H14V18H13ZM22 19H23V18H22ZM26 19H27V18H25V21H27ZM35 19H36V18H35ZM58 19H59V16H58ZM68 19H69V18H68ZM68 19H67V20H68ZM74 19H75V18H74ZM79 19H80V16H79ZM91 19H92V18H91ZM91 19H90V20H91ZM94 19H96V18H94ZM94 19H93V21H94ZM99 19H100V18H99ZM111 19H112V18H111ZM115 19H116V17H115ZM115 19H114V23H115ZM117 19H119V18H117ZM117 19H116V21L118 22ZM125 19H126V18L124 17V20H125ZM140 19H141V18H140ZM153 19H154V18H153ZM156 19H157V18H156ZM167 19H168V18H167ZM189 19H190V18H189ZM204 19H203V21H204ZM206 19H207V18H206ZM221 19H222V18H221ZM226 19H225V20H226ZM228 19H227V20H228ZM239 19H240V18H238V20H239ZM244 19H245V16H244ZM253 19H252V21L254 22ZM3 20H4V18H3ZM11 20H12V19H11ZM42 20H43V19H39V21H42ZM44 20H45V19H44ZM62 20H63V19H62ZM64 20H65V19H64ZM107 20H108V17H107ZM129 20H131V19H129ZM129 20H127V21H129ZM135 20H136V19L134 18L133 21H135ZM138 20H139V19H138ZM142 20H143V19H141V20H139V21H142ZM158 20H160V18H158ZM164 20H165V18H164ZM172 20H173V19H172ZM191 20H192V19H191ZM194 20H195V19H194ZM211 20H213V19L211 18ZM227 20H226V21H227ZM1 21H2V20H1ZM1 21H0V22H1ZM4 21H7V20L5 19ZM28 21H29V19H28ZM31 21H32V19H31ZM46 21L48 22V20H46ZM49 21L52 22V20H49ZM56 21H57V20H56ZM65 21H66V20H65ZM75 21H77V19H76ZM87 21H85V22H87ZM93 21L91 20V22H93ZM97 21H98V20H97ZM102 21H104V20L102 19ZM127 21H125V22H127ZM160 21H161V20H160ZM160 21H159V23H160ZM166 21H167V20H166ZM180 21H181V20H180ZM185 21H186V19H185ZM185 21H184V23H186ZM216 21H217V20H216ZM218 21H220V23H221V21H223V20H220V19H219ZM230 21H231V20H230ZM230 21H228V22H230ZM235 21H236V20H235ZM235 21L233 20L234 23H235ZM243 21H244V20H243ZM243 21H239V22L242 23ZM246 21H247V19H246ZM246 21H245V22H246ZM8 22H9V21H8ZM14 22H16V21L14 20ZM47 22H46V23H47ZM50 22H49V23H50ZM59 22H60V21H59ZM61 22H63V21H61ZM68 22H70V21L68 20ZM77 22H78V21H77ZM80 22L83 23L82 21H80ZM85 22H84V23H85ZM107 22H108V21H107ZM143 22H144V20H143ZM145 22H146V21H145ZM145 22H144V23H145ZM147 22H148L147 25L150 24V21H147ZM152 22H153V21H152ZM156 22H157V21H156ZM161 22H162V21H161ZM177 22H178V21H177ZM177 22H176V23H177ZM181 22H182V21H181ZM190 22H191V21H190ZM190 22H189V23H190ZM194 22H195V21H194ZM204 22H205V21H204ZM210 22H211V21H210ZM236 22H237V21H236ZM239 22H238V23H239ZM247 22H248V21H247ZM2 23H3V21H2ZM2 23H1V24H2ZM6 23H7V22H6ZM10 23H11V22H10ZM16 23H17V22H16ZM18 23H20V22H18ZM18 23H17V25H18ZM25 23H26L25 25H27V22H25ZM29 23H30V22H29ZM29 23H28L27 26L30 25ZM38 23H39V22H38ZM44 23H45V22H44ZM63 23H64V22H63ZM65 23H66V22H65ZM65 23H64V24H65ZM70 23H71V22H70ZM72 23H76V22H73V18H72ZM94 23H95V22H93V24H94ZM114 23H113V24H114ZM132 23H133V22H132ZM134 23H135V22H134ZM153 23H154V22H153ZM195 23H196V22H195ZM208 23H209V21H208ZM213 23H217V22H213ZM223 23H224V22H223ZM223 23H221V25H222ZM225 23H227V22H225ZM234 23H232V21H231V24H232V25H233ZM256 23L258 24L259 22H256ZM262 23H263V22H262ZM262 23H261V25H262ZM7 24H8V23H7ZM21 24H22V23H21ZM32 24H33V22H32ZM51 24H53V23H51ZM64 24H63L62 27H64ZM76 24H77V23H76ZM78 24L80 25V23H78ZM86 24H87V23H86ZM90 24H91V23H90ZM100 24L102 25V23H100ZM126 24L128 25V23H126ZM126 24H125V25H126ZM130 24H131V23H130ZM136 24H137V23H136ZM138 24H140V23H138ZM141 24H142V23H141ZM154 24H156V23H154ZM160 24H162V23H160ZM160 24H159V25H160ZM163 24H164V22H163ZM163 24H162V26H163ZM169 24H171L170 21H169ZM179 24H180V23H179ZM182 24H183V23H182ZM190 24H191V23H190ZM209 24H210V23H209ZM229 24H230V23H229ZM236 24H237V23H236ZM251 24H252V23H251ZM5 25H6V24H5ZM5 25H4V27H5ZM8 25H9V24H8ZM17 25H16V26H17ZM79 25H78V28H79ZM87 25H88V24H87ZM101 25L99 26V22H98V26H97V24L95 23V27L97 26V27L99 28V27H101ZM106 25H107V24H106ZM111 25H112V24H111ZM125 25H123V26H124L125 29H127ZM156 25H158V24H156ZM159 25H158V26H159ZM166 25H167L166 28L168 29L170 26L168 25V23H166ZM183 25H184V24H183ZM183 25H182V26H183ZM194 25H196V24H194ZM210 25H214V26H215L216 24H212V23H211ZM210 25L207 24V26H210ZM221 25H220V26H221ZM224 25H225V24H224ZM224 25H223V26H224ZM234 25H235V24H234ZM244 25H245V24H244ZM249 25H250V24H249ZM258 25H259V24H258ZM261 25H260V26H261ZM2 26H3V25H2ZM18 26H19V25H18ZM18 26H17V27H18ZM31 26H32V25H31ZM31 26H30V27H31ZM42 26H43V24H42ZM59 26H60V25H59ZM70 26H71V25L69 24V27H70ZM80 26H81V25H80ZM89 26H90V25H89ZM89 26H88V28L91 27V26H90V27H89ZM92 26H93V25H92ZM102 26H103V25H102ZM104 26H105V21H104ZM134 26H135V25H134ZM136 26H137V25H136ZM153 26H154V25H153ZM160 26H161V25H160ZM172 26H173V25H172ZM174 26H175V24H174ZM180 26H181V24H180ZM184 26H185V25H184ZM199 26H200V24H198V27H197V26H196V27L194 26V27L197 29V28H200ZM217 26H219V25L217 24ZM226 26H228V25H226ZM230 26H231V25H230ZM235 26H236V25H235ZM245 26H247V24H246ZM245 26H244V27H245ZM255 26H256V25H255ZM0 27H1V26H0ZM12 27H13V26H12ZM93 27H94V26H93ZM97 27H96V28H97ZM108 27H110V26H108ZM111 27H112V26H111ZM116 27H117V26H115V28H116ZM129 27H130V25H129ZM129 27H128V28H129ZM144 27H145V25L142 24V29H143V31H144ZM148 27H150V25L147 26V28H148ZM176 27H178V24H177V26H175V27H173V28H176ZM186 27H187V28H186ZM211 27L213 28V26H211ZM248 27H249V26H248ZM261 27H262V26H261ZM7 28H8V27H7ZM9 28H10V27H9ZM24 28H25V27H24ZM24 28H23V30L26 32V29H24ZM47 28H49V27H47ZM60 28H61V27H60ZM70 28H71V27H70ZM78 28H76V29H78ZM84 28H85V27H84ZM96 28H95V29H96ZM102 28L104 29V28H106V27H102ZM112 28H113V27H112ZM155 28H156V27H155ZM163 28H164V27H163ZM216 28H217V27H216ZM226 28L229 29V28H231V27H229V28L226 27ZM237 28H238V25H237ZM246 28H247V27H246ZM250 28H251V26H250ZM257 28H259V26H257ZM263 28H264V27H263ZM263 28H262V29H263ZM5 29H6V27H5ZM10 29H11V28H10ZM16 29H17V28H16ZM21 29H22V28H21ZM21 29H20V30H21ZM28 29H29V28H28ZM30 29H31V28H30ZM32 29H33V28H32ZM44 29H46V28H44ZM58 29H59V28H58ZM65 29H68V28H67V25H66V28H65ZM65 29H64V30H65ZM85 29H87V28H85ZM103 29H102V32H103ZM125 29H124V31H125ZM133 29H134V28H132L131 31H133ZM138 29H139V27H138ZM138 29H137V30H138ZM150 29H151V28H150ZM158 29H160V28H158ZM167 29H166V31H168ZM178 29H179V28H178ZM178 29H177V30H178ZM185 29H189L188 26H185V27L183 28V31H184ZM196 29H195V30H196ZM218 29H220V28H218ZM227 29H225V30H227ZM235 29H236V28H235ZM255 29H256V28L253 27L252 31H254ZM260 29H261V28H260ZM262 29H261V30H262ZM3 30H4V29H3ZM34 30H35V29H34ZM51 30H52V27H51ZM60 30H61V29H60ZM109 30H113V29H110V28H109ZM122 30H123V29H121V31H122ZM128 30H130V29H128ZM153 30H154V28H153ZM160 30L162 31V29H160ZM160 30H158V32H159ZM170 30H171V29H170ZM170 30H169V31H170ZM181 30H182V29H181ZM195 30H194V31H195ZM202 30H203V29H202ZM209 30H210V29H209ZM214 30H215V29H214ZM216 30H217V29H216ZM221 30H222V29H221ZM242 30H243V29H242ZM250 30H251V29H250ZM261 30H259V31H261ZM0 31H1V30H0ZM4 31H6V30H4ZM9 31H10V30H9ZM13 31H14V30H13ZM24 31H23V32H24ZM43 31H44V30H43ZM46 31H48V34L50 33V32H49L50 29H49V30H46ZM67 31H68V30H67ZM86 31H87V30H86ZM96 31H97V32H100L98 29H96ZM107 31H108V29H107ZM115 31H116V29H115ZM115 31H114V32H115ZM119 31H120V30H119ZM119 31H118V32H119ZM121 31H120V32H121ZM135 31H136V29H135ZM149 31H150V30H149ZM169 31H168V32H169ZM178 31H179V30H178ZM183 31H182V32H183ZM187 31H188V30H186V32H187ZM190 31H191V30H190ZM233 31H234V30H233ZM238 31H239V30H238ZM244 31H246V30H244ZM256 31L258 32V30H256ZM29 32H30V31H28V33H29ZM41 32H42V31H41ZM56 32H57V30H56ZM59 32H60V31H59ZM59 32H58V33H59ZM69 32H71V30H69L67 34H65V33H64V34H65L66 36H68ZM72 32L75 33V34L72 33V34H71L72 36H73V35H74V36L77 35V33H76L77 31L75 32V30H74V31H72ZM78 32H80L79 29H78ZM84 32H85V31H84ZM88 32H89V34H91V33H90V29H88ZM92 32H93V29H92ZM105 32H106V31H105ZM108 32H109V31H108ZM118 32H117V34H118ZM120 32H119V33H120ZM122 32H123V31H122ZM138 32H141V31H137V33H138ZM145 32L147 33L146 30H145ZM156 32H157V29H156ZM175 32H176V31H175ZM186 32H185V33H186ZM192 32H193V31H192ZM192 32H191V33H192ZM200 32H201V31H200ZM209 32H212V31L210 30ZM216 32L219 33L220 30H219V31L217 30ZM225 32H226V31H225ZM230 32H231V30H230ZM247 32L249 33L248 30H247ZM247 32H245V33L247 34ZM254 32H255V31H254ZM254 32H253V33H254ZM3 33H6V32H2V34H3ZM9 33H10V32H9ZM12 33L14 34V32H12ZM20 33H22V31H21ZM31 33H32V32H30V34H29L30 36H32ZM62 33H63V31H62ZM82 33H83V32H82ZM110 33H111V32H110ZM150 33H151V37H150V35H149V37H150L149 39H150V40H147L148 38H146V40L149 41V42H151V39H152V41H153V39H154V37H155V36H154V37L152 38V33H153L152 31H150ZM172 33H173V32H172ZM172 33H171V34H172ZM203 33H205V32H203ZM203 33H201L200 36H202ZM221 33H222V32H221ZM226 33H227L226 35L229 37L228 32H226ZM236 33H237V32H236ZM242 33H243V31H242ZM250 33H251V32H250ZM16 34H17V32H16ZM23 34H24V33H23ZM78 34H79V33H78ZM83 34H84V33H83ZM85 34H86V33H85ZM85 34H84V35H85ZM94 34H95V32H94ZM94 34H93V35H94ZM100 34H101V32H100ZM104 34H105V33H104ZM112 34H113V32H112ZM140 34H142V33H140ZM156 34H157V33H156ZM160 34H161V33H160ZM160 34H159V35H160ZM163 34H164V32H163ZM187 34H188V33H187ZM192 34H193V33H192ZM194 34H195L196 36H195ZM194 34H193V36H192L193 39H194V37H197V34H198V33L196 34V32H195ZM210 34H211V33H210ZM232 34H234V32H233ZM239 34H240V33H239ZM257 34H258V33L255 32V35H257ZM261 34H262V33H261ZM263 34H264V33H263ZM4 35H5V34H4ZM24 35H25V34H24ZM29 35H28V36H29ZM69 35H70V34H69ZM80 35H81V34H80ZM87 35H88V34H87ZM93 35H88V36H92L91 38L95 39L96 37L94 38ZM105 35H106V34H105ZM107 35H109V34L107 33ZM110 35H111V34H110ZM118 35L120 36V34H118ZM118 35H117V36H118ZM127 35H129V34H127ZM136 35H137V34H136ZM138 35H139V33H138ZM138 35H137V36H138ZM142 35H144V34H142ZM142 35H141V36H142ZM165 35L167 36V33H165ZM165 35H163L164 38L166 37ZM168 35H169V34H168ZM175 35H176V33H175ZM177 35H178V34H177ZM177 35H176V36H177ZM188 35H189V34H188ZM213 35H214V34H213ZM241 35H242V34H241ZM247 35H248V34H247ZM247 35H246V36H247ZM252 35H254V34H251L250 36L252 37ZM1 36L4 37L3 35H1ZM13 36H14V35H12V37H13ZM18 36H20V35H18ZM25 36H27V34H26ZM44 36H45V35H44ZM46 36L48 37V35H46ZM56 36H57V33H56ZM66 36H65V37H66ZM74 36H73V37H74ZM77 36H78V35H77ZM82 36H83V35H82ZM100 36H101V35H100ZM122 36H123V35H122ZM132 36H133V35H132ZM144 36H145V35H144ZM163 36H162V34H161V38H163ZM171 36H172V35H171ZM185 36L187 37V35H185ZM216 36H217V34H216ZM219 36H220V35H219ZM233 36H234V35H233ZM246 36H245V37H246ZM248 36H249V35H248ZM257 36H258V35H257ZM6 37H7V35H6ZM6 37H5V38H6ZM9 37H11V36H9ZM33 37H34V36H33ZM58 37H59V35H58ZM62 37H63V36H62ZM65 37H63V38H65ZM83 37H84V36H83ZM83 37L79 36L78 40H81L80 38H83ZM85 37H86V35H85ZM98 37H99V36H98ZM104 37H105V36L103 35V39H104ZM107 37H109V36H107ZM112 37H114V35H112ZM124 37H126V34H125ZM135 37H136V36H135ZM156 37H157V36H156ZM169 37H170V36H169ZM180 37H181V35H180ZM188 37H189V36H188ZM190 37H191V34H190ZM192 37H191V38H192ZM217 37H218V36H217ZM220 37H221V36H220ZM220 37H219V38H220ZM234 37H236V36H234ZM240 37H241V36H240ZM254 37H255V36H254ZM254 37H253V38H254ZM259 37H260V34H259V36H258V39H259ZM261 37H262V35H261ZM261 37H260V38H261ZM5 38H4V39H5ZM14 38L17 39V37H14ZM21 38H23V37H21ZM34 38H35V37H34ZM34 38H33V39H34ZM36 38H37V37H36ZM40 38H41V37H40ZM63 38H62V39H63ZM89 38H90V37H89ZM91 38H90V39H91ZM115 38L117 39V37H115ZM128 38H129V37H128ZM132 38H134V37H132ZM174 38H176V37L174 36ZM178 38H179V37H178ZM182 38H184V37H182ZM182 38H181V39H182ZM238 38H239V37H238ZM241 38H242V37H241ZM248 38H249V37H248ZM262 38H263V37H262ZM7 39H8V38H7ZM18 39H20V38H18ZM23 39H24V38H23ZM42 39H43V37H42ZM44 39H45V38H44ZM44 39H43V40H44ZM55 39H57V38L55 37ZM55 39H53V40L55 41ZM59 39H61V38H59ZM65 39H66V38H65ZM67 39H69V38L67 37ZM83 39H84V38H83ZM83 39H82V40H83ZM93 39H91V40H93ZM96 39H97V38H96ZM109 39L111 40L112 38L109 37ZM124 39H125V38H124ZM129 39H130V38H129ZM129 39H128V40H129ZM144 39H145V37L143 38L142 41H145ZM158 39H160V37H159ZM167 39H168V38H165V39H163V40H167ZM169 39H173V38L170 37ZM185 39H186V38H185ZM193 39H192V40H193ZM202 39H203V36H202ZM204 39H205V37H204ZM215 39H216V37H215ZM221 39H223V38L221 37ZM232 39H233V37L230 39V41H229V39H228V41L231 42ZM246 39H247V38H246ZM249 39H250V38H249ZM258 39H257V40H258ZM0 40H1V39H0ZM8 40H9V39H8ZM8 40H7V41H8ZM24 40H25V39H24ZM26 40L28 41L27 38H26ZM31 40H32V39H31ZM39 40H40V39H39ZM70 40H71V39H70ZM75 40H76V39H75ZM105 40H106V39H105ZM119 40H120V39H119ZM121 40H123V39H121ZM154 40H155V39H154ZM160 40H161V39H160ZM163 40H162V42H163ZM178 40H179V39H177V41H178ZM199 40H200V39H198V41H199ZM224 40H225V38H224ZM241 40H243V39H241ZM252 40H255V38L252 39ZM252 40H251V41H252ZM260 40H261V39H260ZM262 40H263V39H262ZM262 40H261V41H262ZM1 41H2V40H1ZM3 41H4V40H3ZM5 41H6V39H5ZM29 41H30V40H29ZM37 41H38V39H37ZM84 41H85V40H84ZM94 41H95V40H94ZM94 41H92V42H94ZM108 41H109V40H108ZM125 41H127V40H125ZM125 41H124V40L122 41L123 44L126 43ZM131 41H132V40H131ZM137 41H138V40H137ZM140 41H141V38H140ZM174 41H175V40H174ZM177 41H175V42H177ZM181 41H182V40H181ZM188 41L190 42V39H189ZM195 41H197V40H195ZM195 41L192 42V43H194V45H196V44H195V43H196ZM198 41H197V42H198ZM200 41H202V40H200ZM200 41H199V43H200ZM205 41H206V39H205ZM207 41H208V40H207ZM214 41H215V40H214ZM216 41H217V40H216ZM220 41L223 42L222 40H220ZM232 41H235V38H234V40H232ZM243 41H245V40H243ZM247 41H248V39H247ZM251 41H248V42H251ZM8 42H9V41H8ZM8 42H7V44H8ZM30 42H31V41H30ZM32 42L34 43L33 40H32ZM44 42H45V41H44ZM57 42H58V40H57ZM62 42H64V41H62ZM70 42H71V41H70ZM72 42H73V41H72ZM74 42H75V41H74ZM77 42H79V41H77ZM85 42L89 44L88 41H85ZM97 42H99V41H97ZM112 42L115 43L116 41L113 39ZM112 42L110 41L111 44H112ZM117 42H118V41H117ZM117 42H116V43H117ZM134 42H135V41H134ZM145 42H146V41H145ZM159 42H161V41H159ZM183 42H184V41H183ZM185 42H187V39L185 40ZM217 42H219V41H217ZM224 42H225V43H228L229 46L232 45V44H229V42H226V40H225ZM235 42H236V41H235ZM235 42H233V43H235ZM245 42H246V41H245ZM252 42H254V41H252ZM3 43H4V42H3ZM9 43H10V42H9ZM19 43H21V41H20ZM24 43H25V42L23 41V45H24ZM90 43H91V42H90ZM119 43H120V41H119ZM119 43H118V44H119ZM157 43H158V41H157ZM164 43H168V42H164ZM203 43H204V41H203ZM214 43H215V42H214ZM231 43H232V42H231ZM239 43H240V42H239ZM239 43H238V45H239ZM256 43H257V42H256ZM5 44H6V43H5ZM21 44H22V43H21ZM49 44H50V43H49V41H48L47 47H48ZM80 44H82V43H79V45H80ZM83 44L85 45V43H83ZM118 44H117V45H118ZM126 44H127V43H126ZM126 44H125V45H126ZM137 44H138V42H137ZM148 44H150V43H148ZM161 44H162V43H161ZM172 44H174V42H173ZM172 44H171V45H172ZM179 44H180V42H179ZM184 44H185V43H184ZM197 44H198V43H197ZM209 44H210V43H209ZM209 44L207 43V44H206V45H207L206 47L211 48V47H210L211 45H209ZM223 44H224V43H223ZM235 44H236V43H235ZM242 44H245V43H242ZM252 44H254V43H252ZM0 45L2 46V44H0ZM10 45H11V43L9 44V46H10ZM33 45H34V44H33ZM61 45H65V44L62 43ZM73 45H74V44H73ZM73 45H71V47H72ZM94 45H95V42H94ZM99 45H100V44H99ZM99 45L97 44L96 46L98 47ZM104 45L106 46L105 43H104ZM107 45H108V44H107ZM119 45L121 46V43H120ZM119 45H118V48H119ZM128 45H129V44H128ZM131 45H133V44L131 43ZM139 45H141V44H139ZM139 45H138V47H139ZM144 45H145V44H144ZM152 45H154L153 42L151 43V46H152ZM155 45H156V44H155ZM164 45H165V44H164ZM169 45H170V43H169ZM180 45H181V44H180ZM186 45H187V44H186ZM189 45H190V43H189ZM208 45H209V46H208ZM212 45H213V44H212ZM221 45H222V44H221ZM233 45H234V44H233ZM233 45H232V46H233ZM238 45H237V46H238ZM249 45H250V43H249ZM256 45H257V44H256ZM256 45H255V46H256ZM12 46H13V45H12ZM29 46H30V45H29ZM34 46H36V45H34ZM74 46H75V45H74ZM74 46H73V47H74ZM76 46L78 47L77 44H76ZM76 46H75V48H76ZM90 46H92V45H90ZM96 46H95V47H96ZM148 46H149V45H148ZM172 46H173V45H172ZM176 46H177V44H176ZM176 46H175V47L173 46V48L175 49V48L179 47V46H177V47H176ZM191 46H192L191 48L194 49L195 46H193V44H192ZM223 46H224V45H223ZM223 46H222V49H224ZM226 46H227V45H225L224 47L226 48ZM244 46H247V47L249 48V46H248L247 44L244 45ZM7 47H8V45H7ZM7 47H6V48H7ZM14 47H15V45H14ZM14 47H13V48H14ZM16 47H17V46H16ZM16 47H15V48H16ZM19 47H22V45H21V46L19 45ZM27 47H28V46H27ZM30 47H32V46H30ZM43 47H44V46H43ZM43 47H42V48H43ZM49 47H50V45H49ZM49 47H48V48H49ZM53 47H54V46H53ZM67 47H68V46H67ZM73 47H72V48H73ZM95 47H94V48H95ZM97 47H96V48H97ZM102 47H103V46L101 45V49H102ZM111 47H114V46H111ZM111 47H110V48H111ZM124 47H125V46H124ZM124 47H123V48H124ZM128 47L131 48V46H128ZM142 47H143V44H142ZM142 47H141V48H142ZM145 47H146V46H145ZM188 47H189V46H188ZM197 47H198V45H197ZM199 47H200V50H201V45H199ZM219 47H220V43H219ZM230 47H231V46H230ZM233 47H234V49H235V48L237 49V48H239L240 46H238V47L233 46ZM241 47H242V46H241ZM247 47H245V49H246ZM250 47H251V45H250ZM253 47H254V46H253ZM253 47H251V48L253 49ZM257 47H258V46H257ZM257 47H256V48H257ZM260 47H264V46L260 44ZM260 47H258V48H260ZM3 48H5V47H3ZM8 48H9V47H8ZM10 48H11V47H10ZM34 48H36V47H34ZM82 48H83V47H82ZM86 48L88 49V47H86ZM96 48H95V49H96ZM98 48H99V47H98ZM103 48L106 49L107 47H103ZM114 48H115V47H114ZM116 48H117V47H116ZM116 48H115V49H116ZM152 48H153V47H152ZM158 48H159V47H158ZM162 48L165 49L164 46H163ZM186 48H187V46H186ZM186 48H185V49H186ZM202 48H204L203 45H202ZM215 48H218V47H214V50H215ZM220 48H221V47H220ZM227 48H228V47H227ZM227 48H226V49H227ZM231 48H232V47H231ZM231 48H230V49H231ZM243 48H244V47H243ZM243 48H242V49H243ZM251 48H249L248 50H251V51H252ZM19 49H21V48H19ZM23 49H24V47H23ZM26 49H28V48H26ZM40 49H41V48H40ZM46 49H47V48H46ZM55 49H56V48H54V52H55ZM62 49H63V48H62ZM62 49H61V50L59 49V50L62 51ZM89 49H90V47H89ZM91 49H92V48H91ZM95 49H94V50H95ZM99 49H100V48H99ZM101 49H100V50H101ZM111 49H112V48H111ZM143 49H144V48H143ZM150 49H151V47H150ZM166 49H168V48H166ZM187 49H188V48H187ZM193 49H192V50H193ZM195 49H196V48H195ZM222 49H221V50H222ZM234 49H232L231 51H234ZM236 49H235V50H236ZM239 49H240V48H239ZM245 49H244V51H245ZM2 50H3V49H2ZM8 50H9V51H10V50L12 51V48H11V49H8ZM8 50H7V51H8ZM13 50H14V49H13ZM15 50H16V49H15ZM15 50H14V52H11V51H10V52L13 53V54L17 52V54H18V53H19V52H18V48H17V51H16V52H15ZM21 50H22V49H21ZM32 50H33V49H32ZM41 50H42V49H41ZM47 50H49V49H47ZM59 50H57V51H59ZM66 50L70 51V49H67V48H66ZM77 50H79V49L77 48ZM77 50H76V51H77ZM121 50H123V49H121ZM124 50H125V48H124ZM126 50H127V49H126ZM126 50H125V51H126ZM136 50H137V49H136ZM147 50H148V47H147ZM155 50H156V49H155ZM159 50H160V49H158V51H159ZM168 50H169V49H168ZM176 50H177V49H176ZM179 50H180V49H179ZM207 50H209V49H207ZM207 50H206V51H207ZM210 50H211V49H210ZM212 50H213V49H212ZM246 50H247V49H246ZM248 50H247V52H248ZM254 50H255V49H253V51H254ZM260 50H261V49H260ZM19 51H20V50H19ZM76 51H75V53H76ZM80 51H81V50H80ZM80 51H78L76 54L80 53ZM82 51H85V50H82ZM90 51H91V50H90ZM102 51H103V50H102ZM102 51H101V52H102ZM104 51L106 52V50H104ZM116 51H118V49H117ZM116 51H114V52H116ZM129 51H131V49H130ZM134 51H135V50H134ZM134 51H133V52H134ZM139 51H140V49H139ZM139 51H138V52H139ZM141 51H142V50H141ZM143 51H144V50H143ZM151 51H152V49H151ZM160 51H161V50H160ZM162 51H163V50H162ZM188 51H189V49H188L187 51L185 50V53L188 54ZM197 51H198V48H197ZM203 51H204V50L202 49V52H203ZM215 51H217V50H215ZM227 51H229V50H227ZM231 51H230V52H231ZM261 51H262V50H261ZM263 51H264V49H263ZM2 52L5 53L6 51H2ZM20 52H22V51H20ZM28 52L33 54V52H31V51H28ZM42 52H43V51H42ZM44 52H45V51H44ZM52 52H53V51H52ZM63 52H64V51H63ZM71 52H72V51H71ZM73 52H74V51H73ZM86 52H87V51H85V53H86ZM92 52H93V51H92ZM95 52L98 53V50H97V51L95 50V51L93 52V53H94V54H93V55H94L93 57L96 56ZM99 52H100V51H99ZM107 52H109V50H107ZM107 52L104 53V54H107ZM110 52L112 53V52H113V49H112V51H110ZM114 52H113V53H114ZM122 52H123V51H122ZM122 52H121V54H122ZM136 52H137V51H136ZM144 52H145V51H144ZM144 52H143V53H144ZM170 52H171V51H170ZM192 52H194V51H192ZM202 52L200 51V53H202ZM211 52H212V51H211ZM213 52H214V51H213ZM219 52H220V51H219ZM221 52H222V51H221ZM224 52H226V51H224ZM234 52H236V51H234ZM237 52H238V51H237ZM241 52H242V51H241ZM241 52H240V54H241ZM257 52H259V50H257ZM11 53H10V55H11ZM22 53H23V52H22ZM34 53H35V51H34ZM40 53H41V52H40ZM47 53H48V52H47ZM56 53H57V52H56ZM116 53H117V52H116ZM116 53H115V54H116ZM143 53L137 54V56L139 55V56L141 57V54H143ZM148 53H149V52H148ZM148 53H146V54L149 55V56L152 54V53H151V54H150V53L148 54ZM153 53H155L154 49H153ZM156 53H157V52H156ZM160 53H161V52H159V55L162 56ZM163 53L165 54L164 51H163ZM171 53H172V52H171ZM178 53L180 54V52H178ZM189 53H191V52H189ZM216 53H217V52H216ZM226 53H227V52H226ZM249 53H251V52H249ZM8 54H9V53H8ZM13 54H12V55H13ZM20 54H21V53H19V55H20ZM24 54L26 55V53L24 52V53L21 55L22 58H23V59H27L28 57H27V58L23 57ZM42 54H43V53H42ZM45 54H46V52H45ZM61 54H62V53H61ZM65 54H66V52H65ZM68 54H69V53H68ZM76 54H75V55H76ZM80 54H81V53H80ZM80 54H79V55H80ZM101 54H102V53H100V55H101ZM104 54H103V56H104ZM115 54H114V55H115ZM124 54H125V53H124ZM134 54H135V53H134ZM164 54H163V55H164ZM172 54H174V51H173ZM181 54H183V52H182ZM197 54H198V53H197ZM207 54H208V53H207ZM217 54H218V53H217ZM222 54H223V53H222ZM232 54H233V53H232ZM235 54H236V53H235ZM238 54H239V52L237 53V55H238ZM240 54H239V55H240ZM242 54H243V53H242ZM242 54H241V56H242ZM245 54H246V52H245ZM247 54H248V53H247ZM14 55H15V54H14ZM27 55H28V54H27ZM37 55H39V53H38ZM37 55H33V56H37ZM47 55H48V54H47ZM53 55H54V54H53ZM63 55H64V54H63ZM63 55H62V56H63ZM72 55H73V54H72ZM85 55H86V54H85ZM88 55H91V52H90V53L88 52ZM109 55H110V54H109ZM130 55H131V54H130ZM130 55H129V58H131ZM165 55H167V54H165ZM175 55H178V54L175 53ZM183 55H184V54H183ZM203 55H204V52L202 53V56H203ZM212 55H213V54H212ZM212 55H211V53H210L209 56H211V58H212ZM219 55H220V54H219ZM243 55H244V54H243ZM248 55H249V54H248ZM252 55H254L253 52H252ZM257 55H258V53H257ZM260 55H261V53L258 55V57H260ZM262 55H263V54H262ZM1 56H4V55H3V54H2V55L0 54V57H1ZM21 56H20V57H21ZM64 56H65V55H64ZM73 56H74V55H73ZM80 56L85 58V56H82V54H81ZM97 56H98V54H97ZM103 56H102V57H103ZM106 56H107V55H106ZM112 56H113V54H112ZM125 56H126V55H125ZM125 56H123V57H125ZM127 56H128V55H127ZM134 56H136V55H134ZM134 56H133V57H134ZM137 56H136V57H137ZM139 56H138V57H139ZM143 56H144V55H143ZM143 56H142V58H143ZM152 56H154V55H152ZM152 56H151V57H152ZM156 56L159 57L158 54H157ZM181 56H182V55H181ZM181 56H180V57H181ZM187 56H189V54H188ZM193 56H194V55H193ZM199 56H200V55H199ZM205 56H206V55H204L203 57H205ZM230 56H231V54H230ZM232 56H233V55H232ZM250 56H251V55H250ZM255 56H256V55H255ZM6 57H8L7 54H6ZM13 57H14V56H13ZM15 57H16V56H15ZM15 57H14V58H15ZM17 57H18V56H17ZM17 57H16V58H17ZM20 57H19V58H20ZM45 57H46V55H45ZM65 57H66V56H65ZM71 57H72V56H71ZM77 57H79V56H77ZM88 57H89V56H88ZM98 57H99V59H100V56H98ZM107 57H108V56H107ZM115 57H116V55H115ZM136 57H135V58H136ZM144 57H146L147 60H148V58H149V57L147 58V56H144ZM154 57H155V56H154ZM157 57H156V59H158ZM164 57H165V56H164ZM185 57H186V56H185ZM189 57H190V56H189ZM194 57H196V56H194ZM223 57H224V56H223ZM228 57H229V56H228ZM235 57H236V56H235ZM235 57H234V58H235ZM247 57H248V56H247ZM252 57H253V56H252ZM252 57H250V59H252ZM256 57H257V56H256ZM14 58H13V59H14ZM30 58H32V57H30ZM34 58H35V57H34ZM52 58H53V57H52ZM52 58H51V59H52ZM68 58H69V57H68ZM79 58H80V57H79ZM111 58H112V57H111ZM113 58H114V57H113ZM125 58H126V57H125ZM135 58H133V59H135ZM152 58H153V57H152ZM160 58H162V57H160ZM165 58H166V57H165ZM169 58L171 59V56H169ZM187 58H188V57H187ZM213 58H214V57H213ZM215 58H216V55H215ZM215 58H214V59H215ZM217 58H218V57H217ZM221 58H222V57H221ZM224 58H225V57H224ZM231 58L233 59V57H231ZM243 58H246V56L243 57ZM253 58H254V57H253ZM8 59H9V57H8ZM10 59H11V58H10ZM20 59H21V58H20ZM23 59H22V60H23ZM28 59H29V58H28ZM32 59H33V58H32ZM63 59H65V58H63ZM72 59L75 60L74 58H72ZM81 59H82V58H81ZM90 59H91V58H90ZM103 59H107V58H106V57H105V58L103 57V58L101 59V62L104 61ZM116 59H117V57H116ZM121 59H122V58H121ZM136 59H137V58H136ZM136 59L133 60L134 65H137V64H135V63H137ZM143 59H145V58H143ZM143 59H142V62H143ZM149 59H150V58H149ZM153 59H154V58H153ZM176 59H177V58H176ZM183 59H184V58H183ZM188 59H189V58H188ZM188 59H187L186 62H189ZM191 59H192V57H191ZM203 59H204V58H203ZM203 59H202V60H203ZM206 59H207V58H206ZM225 59H226V58H225ZM247 59H249V58H247ZM247 59H245V60H247ZM258 59H259V58H258ZM258 59H257V60H258ZM263 59H264V58H263V56H262V60H263ZM3 60H4V59H3ZM6 60H7V58H6ZM6 60H5V61H6ZM11 60H12V59H11ZM14 60H16L15 62H17V59H14ZM37 60H38V59H37ZM37 60H35V61H37ZM41 60H43V59H41ZM47 60H49V59H47ZM47 60H46V62H47ZM86 60H87V59H86ZM86 60H85V61H86ZM91 60H92V62H93V58H92ZM91 60H90V61H91ZM102 60H103V61H102ZM123 60H124V59H123ZM126 60H128V59H126ZM126 60H125V63H127V65H128L130 62L128 63V61L126 62ZM131 60H132V58H131ZM131 60H129V61H131ZM178 60H179V59H178ZM208 60H210V59H208ZM208 60H207V63H208V62H212V61H208ZM218 60L220 61L219 58H218ZM221 60H222V59H221ZM237 60H238V58H237ZM237 60H236V61H237ZM241 60H242V59H241ZM241 60H240V61H241ZM259 60H260V59H259ZM0 61H1V60H0ZM12 61H13V60H12ZM29 61H31V59H30ZM29 61L27 62V60H26V62H25V63H26V66H27V64L29 63ZM38 61H39V60H38ZM76 61L78 62V60H75V62H76ZM94 61H95V60H94ZM99 61H100V60H99ZM107 61H110V60H107ZM112 61H113V60H112ZM115 61H116V60H115ZM135 61H136V62H135ZM138 61H139V60H138ZM144 61H145V60H144ZM148 61H149V60H148ZM157 61H158V60H157ZM157 61H156V62H157ZM161 61H162V59H160V65H161V67H162L163 64H161V63H163V62H161ZM163 61H164L165 65L167 64L168 67H170L171 64H172V62H173V61H171V64H170V66H169V65H168V61H169V59L167 60V62H165V59H164ZM176 61H177V60H176ZM182 61H183V60H182ZM195 61H196V59H195ZM199 61L201 62V60H198V62H199ZM215 61H216V60H215ZM234 61H235V60H234ZM238 61H239V60H238ZM238 61H237V62H238ZM243 61H244V60H243ZM254 61H256V60H254ZM23 62H24V60H23ZM23 62L21 61V63H23ZM33 62H34V60H33ZM48 62H50V61H48ZM57 62H58V61H57ZM73 62H74V61H73ZM77 62H76V63H77ZM92 62H91V64H92ZM123 62H124V61H123ZM150 62H151V60L149 61V63H150ZM153 62H155V59H154ZM153 62H152V63H153ZM200 62H199V63H200ZM222 62H224V61L222 60ZM244 62L246 63L247 61H244ZM244 62H243V64H244ZM249 62H251V60H250ZM258 62H259V61H258ZM258 62H256V63H258ZM38 63H39V62H38ZM52 63H55V62L53 61ZM64 63H66V62H64ZM64 63H63V64H64ZM81 63H82V62H81ZM81 63H80V64H81ZM95 63H99V62L96 60ZM105 63H106V62H105ZM105 63H101V65H102V66H105ZM109 63H110V62H109ZM117 63H119V62H117ZM121 63H122V62H121ZM125 63H124V64L122 63L123 66L125 65ZM138 63H139V62H138ZM183 63H184V62H183ZM192 63H193V62H192ZM192 63H191V64H192ZM195 63H196V62H195ZM202 63H204V62H202ZM205 63H206V62H205ZM205 63H204V65H205ZM216 63H217V62H216ZM216 63L214 62V64H216ZM220 63H221V62H220ZM220 63H219L218 65H220ZM225 63H226V62H225ZM228 63H229V61H228ZM228 63H227V65H228ZM247 63H248V62H247ZM252 63L254 64V62H252ZM256 63H255V64H256ZM259 63H260V62H259ZM261 63L263 64L264 62L261 61ZM261 63H260V64H261ZM35 64H37V63H35ZM35 64H34V66H35ZM45 64H46V63H45ZM83 64H84V63H83ZM83 64H82V66H84ZM86 64H88V65L90 66V62H88V63L86 62ZM103 64H104V65H103ZM106 64H108V62H107ZM111 64H115V63H111ZM122 64H121V66H122ZM131 64H132V63H131ZM145 64H146V63H145ZM176 64H177V63H175L174 65L172 64V65L175 66ZM193 64H194V63H193ZM200 64H201V63H200ZM200 64H199V65H200ZM211 64H212V63H211ZM229 64H230V63H229ZM231 64H235V63L232 62ZM241 64H242V63L240 62V66H241ZM250 64H251V63H250ZM8 65H9V64H8ZM30 65H31V64H30ZM43 65H44V64H43ZM51 65H52V64H51ZM55 65H57V67H58V64H55ZM65 65H66V64H65ZM69 65H70V64H69ZM77 65H78V64H77ZM88 65H87V66H88ZM94 65H95V64H92L93 68H95ZM101 65H98V66H101ZM149 65H150V64H149ZM155 65H156V64H154V66H155ZM158 65H159V64H157V66H158ZM196 65H197V64H196ZM201 65H202V64H201ZM235 65H236V64H235ZM248 65H249V64H247V66H248ZM2 66H3V65H2ZM17 66H18V65H17ZM19 66H20V65H19ZM32 66H33V65H32ZM36 66H37V65H36ZM40 66H41V65H40ZM46 66H47V64H46ZM48 66H49V65H48ZM60 66H62V65H60ZM60 66H59V67H60ZM70 66H71V65H70ZM82 66H80V70H83V68L81 69ZM107 66H108V65H107ZM118 66H119V65H118ZM118 66H116V67H118ZM121 66H119L118 68H116V67H115V68H116L117 70H119V69H121ZM125 66H126V65H125ZM129 66H130V65H129ZM131 66H132V65H131ZM138 66H139V64H138ZM138 66H137V67H138ZM142 66H143V65H142ZM144 66H145V65H144ZM144 66H143V67H144ZM151 66H152V65H151ZM178 66H180V69H181V65H178ZM188 66H189V65H188ZM188 66H187V67H188ZM205 66H206V65H205ZM209 66H211L210 63H209ZM209 66H208V67H209ZM230 66H231V65H230ZM230 66H228V68H229ZM232 66H233V65H232ZM247 66L245 67L246 69H247ZM256 66H257V65H256ZM256 66H255V67H256ZM263 66H264V65H263ZM5 67H6V66H5ZM8 67H9V66H8ZM24 67H25V66H24ZM28 67H30V66H28ZM52 67H53V66H52ZM54 67H56V66H54ZM71 67H72V66H71ZM73 67H74V66H73ZM73 67H72V68H73ZM77 67H78V66H77ZM109 67H110V66H109ZM127 67H128V66H127ZM127 67H125V68H127ZM132 67H133V66H132ZM143 67H142V68H143ZM149 67H150V66H148V68H149ZM183 67H184V66H182V68H183ZM201 67H202V66H201ZM201 67H199V69H200ZM212 67H213V65H212ZM212 67H211V68L209 67L210 70L213 69ZM219 67H222V66H219ZM223 67H224V65H223ZM225 67H226V66H225ZM233 67H236V66H233ZM233 67L231 68L232 71H233ZM251 67H254V66H251ZM251 67H250V71L253 69V68H251ZM255 67H254V68H255ZM257 67H258L259 69H262V70H263V67H262V68H260L261 66H257ZM15 68H16V67H15ZM19 68H20V67H19ZM19 68H17V69H19ZM31 68L33 69V67H31ZM48 68H50V67H48ZM62 68H63V66H62ZM69 68H70V67H69ZM89 68H90V67H88V70H89ZM91 68H92V67H91ZM91 68H90V69H91ZM96 68L98 69L99 67H96ZM112 68L115 69L114 67H112ZM122 68H123V67H122ZM125 68H124V71H125ZM135 68H136V67H135ZM138 68H139V67H138ZM138 68H136V69H138ZM158 68H159V67L155 68L154 70L156 71V69H158ZM164 68H165V69H164L165 71H168V69L166 70V66H164ZM189 68H190V67H189ZM205 68H206V67H205ZM226 68H227V67H226ZM226 68H225V69H226ZM237 68H239V64H238V67H237ZM242 68H243V67H242ZM242 68H241V69H242ZM2 69H4V68H2ZM11 69H14V68L12 67ZM11 69H10V70H11ZM22 69H23V68H22ZM22 69H21V70H22ZM27 69H28V68H27ZM37 69H38V68H37ZM50 69H51V68H50ZM53 69H55V68H53ZM58 69H59V68H58ZM84 69H85V68H84ZM100 69H101V68H100ZM104 69H107V68L104 67ZM104 69H103V70H104ZM110 69H111V68H110ZM128 69H129V70H128ZM128 69H127V71H130V70H131L130 67H129ZM139 69L141 70V68H139ZM144 69H145V68H144ZM151 69H153V67H152ZM151 69H150V70H151ZM177 69H178V68H177ZM180 69H179V71H180ZM184 69H185V68H183V70H184ZM186 69H188V68H186ZM192 69H193V68H192ZM192 69H191V70H192ZM194 69H196V66H195ZM197 69H198V68H197ZM203 69H204V67H203ZM214 69H215V68H214ZM218 69H219V68H217V70H218ZM231 69H230V70H231ZM10 70H7V71L9 72ZM39 70H40V69H39ZM75 70H76V68H75ZM75 70H74V71H75ZM92 70H93V69H92ZM98 70H99V69H98ZM103 70H102V71H103ZM140 70H136V72H138V71L141 72L142 70H141V71H140ZM158 70H159V69H158ZM170 70H171V68L169 69V71H170ZM174 70H176V67L174 68ZM183 70H182V76H184V75H183ZM220 70H221V69H220ZM222 70H223V69H222ZM226 70H227V69H226ZM226 70H225V71H226ZM236 70H237V69H236ZM239 70H240V69H239ZM7 71H6V72L3 71V73H6V75H7V74H8ZM22 71H23V70H22ZM33 71H34V70H33ZM49 71H50V70H49ZM76 71L78 72L79 70H76ZM90 71H91V70H90ZM102 71L100 70V74H101ZM113 71H116V70H112V72H113ZM122 71H123V70H122ZM122 71H120V72H122ZM160 71H161V70H160ZM172 71H173V70H172ZM194 71H195V70H194ZM198 71H199V70H198ZM200 71H202V68H201ZM204 71H205V70H204ZM218 71H219V70H218ZM227 71H228V70H227ZM244 71H245V70H244ZM250 71H248V72L250 73ZM256 71H257V70H256ZM256 71H255V72H256ZM259 71H260V70H259ZM259 71H258V72H259ZM14 72H16V71H14ZM20 72H21V71H20ZM41 72H42V71H41ZM51 72H52V71H50V73H51ZM56 72H58V71L56 70ZM134 72H135V71H134ZM152 72H153V70H152ZM157 72H158V71H156L155 74H159V73H160V72H159V73H157ZM163 72H164V71H163ZM180 72H181V71H180ZM186 72H187V71H186ZM188 72L190 73V71H188ZM205 72H206V71H205ZM215 72H217L216 69H215ZM215 72H213V73H215ZM228 72H229V71H228ZM245 72H246V71H245ZM253 72H254V70H253ZM1 73H2V72H1ZM12 73H13V72H12ZM12 73H10V74H12ZM18 73H19V71H18ZM21 73H22V72H21ZM28 73L31 74V72H29V71H28L26 74H28ZM33 73H34V72H33ZM44 73H45V72H44ZM60 73H61V72H59V74H60ZM81 73H84V72H81ZM87 73H90V72L88 71ZM104 73H105V72H104ZM104 73L102 72V74H104ZM113 73H114V72H113ZM116 73H117V71H116ZM116 73H115V74H116ZM123 73H124V72H123ZM129 73H130V72H129ZM142 73H144V71L141 72V74H142ZM150 73H151V72H150ZM167 73H168V72H167ZM176 73H178L177 70H176ZM176 73L173 72V76H174V74H176ZM198 73H199V72H198ZM206 73H208V72H206ZM223 73H224V72H223ZM225 73H226V72H225ZM225 73H224L223 77H225V75H226ZM238 73H239V72H238ZM246 73H247V72H246ZM249 73H248V74H249ZM251 73H252V72H251ZM256 73H257V72H256ZM256 73H255V75H259V74H260V73H258V74H256ZM262 73H263V71H262ZM13 74H14V73H13ZM24 74H25V72H24ZM24 74H23L22 76H24ZM26 74H25V76H26ZM41 74H43V73H41ZM46 74H48L47 71H46ZM52 74H53V73H51V75H52ZM54 74H55V72H54ZM62 74H63V73H62ZM75 74H76V73H75ZM75 74H74V75H75ZM79 74H80V73H79ZM98 74H99V72H98ZM98 74H97V75H98ZM102 74H101V75H102ZM107 74H108V70H107ZM124 74H125V73H124ZM126 74H128V73H126ZM131 74H132V75H130V76H133V73H131ZM135 74H136V76L138 75L137 73H135ZM163 74H165V73H163ZM163 74H162V75H163ZM170 74H171V73H169L168 75H169L170 77H172V76H171L172 74H171V75H170ZM184 74H185V72H184ZM191 74H193V73H191ZM209 74H210V73H209ZM216 74H217V73H216ZM240 74H241V77H244L243 75H245L244 73L242 74V72H240ZM8 75H9V74H8ZM20 75H21V74H20ZM36 75H37V77H38V72H37ZM49 75H50V74H49ZM77 75H78V73H77ZM84 75H85V74H84ZM108 75H111L110 71H109V74H108ZM108 75H107V76H108ZM117 75H119V74H117ZM165 75H166V74H165ZM168 75H167V76H168ZM178 75H179V73L177 74V76H178ZM185 75H186V74H185ZM201 75H204V74H201V73H200L199 78H200ZM212 75H213V74L211 73V76H212ZM221 75H222V74H221ZM221 75H220V76H221ZM234 75H235V73H234ZM253 75H254V74H253ZM260 75H261V74H260ZM27 76H28V75H27ZM32 76L35 77V78H37V77L35 76V74H34V75L32 74L31 77H32ZM40 76H41V75H40ZM45 76H46V75H45ZM55 76H56V75H55ZM78 76H79V75H78ZM78 76H77V77H78ZM81 76H82V75H81ZM92 76H93V75H92ZM114 76L116 77V75H114ZM121 76H122V74H121ZM127 76H129V75H125V77H127ZM138 76H139V75H138ZM141 76H142V75H141ZM141 76H139L138 78H140ZM156 76H157V75H156ZM187 76H188V75H187ZM193 76H194V75H193ZM196 76H197V75H196ZM217 76H218V75H217ZM226 76L233 77L232 74H231V76H230L229 74H227ZM247 76H248V75H247ZM250 76H252V74H251ZM2 77H4V76H2ZM9 77H10V76H9ZM28 77H29V76H28ZM28 77H27V78H28ZM47 77H48V76H47ZM53 77H54V76H53ZM77 77H76V78L74 77V80H75V79L77 80ZM86 77L88 78V74L86 75ZM98 77H99V76H98ZM111 77H112V76H111ZM118 77H119V76H118ZM142 77H144V75H143ZM150 77H151V76H150ZM153 77H154V78H153ZM174 77H176V76H174ZM188 77H190V76H188ZM204 77H205V76H204ZM214 77H216V76L214 75ZM214 77L212 76L213 81L211 80L210 84L213 83L215 79H216V80H220V79H218V78H222V77H216V78L214 79ZM236 77H237V76H236ZM0 78H1V77H0ZM19 78H20V77H19ZM38 78H39V77H38ZM41 78H42V77H41ZM54 78H55V77H54ZM57 78H60V77H57ZM96 78H97V77H96ZM107 78H108V77H107ZM119 78H120V81H121V80H122L121 77H119ZM119 78H118V79H119ZM151 78H152V79H155V75L152 76ZM157 78L159 79L160 77L158 76ZM165 78H166V77H165ZM165 78H164V79H165ZM167 78H168V77H167ZM172 78H173V77H172ZM177 78H178V77H177ZM180 78H182V77L179 75V79H180ZM184 78H185V77H184ZM192 78H193V77H192ZM225 78H226V77H225ZM234 78H235V77H234ZM234 78H231V80L234 79ZM239 78H240V76H239ZM239 78H236V80L238 81ZM244 78L246 79V77H244ZM248 78H249V76H248ZM251 78H253V76H252ZM4 79H5V78H4ZM4 79H1V80L3 81ZM6 79H7V78H6ZM20 79H21V78H20ZM67 79H68V78H67ZM67 79H66V80H67ZM72 79H73V77H72ZM83 79H84V78H83ZM97 79H98V78H97ZM111 79H114V77H112ZM125 79H126V78H125ZM190 79H191V77H190ZM190 79H189V81H190ZM207 79L209 80V79H211V78H207ZM13 80H14V79H13ZM21 80H22V79H21ZM24 80H25V79H24ZM33 80H34V79H32V81H33ZM43 80L45 81V79L42 78V82H43ZM46 80H47V78H46ZM60 80H63V79L61 78ZM66 80H65V81H66ZM69 80H71V79H69ZM85 80H88V79H85ZM104 80H105V79H104ZM129 80H132V78L129 79ZM129 80H128V81H129ZM135 80H136V79H135ZM146 80H147V79H146ZM175 80H176V79H175ZM180 80H181V79H180ZM180 80H178L179 83H180L181 81H183V80H181V81H180ZM184 80H185V79H184ZM201 80H202V79H201ZM204 80L206 81V79H204ZM208 80H207V81H208ZM222 80H223V78L221 79V81H222ZM228 80H230V79L228 78ZM242 80H243V79H240V81H242ZM8 81H9V79H8ZM8 81H7V82H8ZM25 81H26V80H25ZM27 81H28V79H27ZM50 81H53V79L49 80V82H50ZM89 81H90V80H89ZM100 81H101V80H100ZM100 81H95V82H98V83H99ZM106 81H108V79H107ZM106 81H105V82H106ZM114 81H115V80H114ZM122 81H123V80H122ZM128 81L126 80L125 84H126V83L128 84ZM144 81H145V80H144ZM154 81H156V79H155ZM159 81H160V79H159ZM159 81H156V83L158 82V84H159ZM167 81H168V79H167ZM169 81H170V78H169ZM171 81H173V80H171ZM176 81H177V80H176ZM205 81H204V82H205ZM221 81H220V83H221ZM225 81H227V80L225 79ZM237 81H236V82H237ZM250 81H252V80H250ZM250 81H249V82H250ZM262 81H264V80H262ZM4 82H5V81H4ZM19 82H21V81H19ZM35 82H36V79H35ZM35 82H34V83H35ZM42 82H41V83H42ZM49 82H48V83H49ZM53 82H54V81H53ZM86 82H87V81H86ZM86 82H85V83H86ZM91 82H93V84H94V81H90V83H91ZM116 82H117V81H116ZM118 82H119V81H118ZM118 82H117V84H118ZM138 82H139V81H138ZM142 82H143V80H142ZM145 82H146V81H145ZM161 82H162V80H161ZM164 82H166V81H164ZM187 82H188V81H187ZM195 82H196V81H195ZM218 82H219V81H218ZM223 82H224V81H223ZM244 82H246V81L244 80ZM5 83H6V82H5ZM22 83H23V82H22ZM24 83H26V82H24ZM24 83H23V85H24ZM36 83H38V82H36ZM43 83H44V85H47V82H46V83L43 82ZM65 83H66V82H65ZM77 83H78V81H77ZM81 83H83V80L81 81ZM85 83H84V84H85ZM98 83H97V84H98ZM102 83H104V82L102 81ZM109 83H110V85H112L111 82L108 81V84H109ZM112 83H113V81H112ZM122 83H123V82H122ZM129 83H130V82H129ZM151 83H153V80L151 81ZM167 83H168V86H167V88H168V87L170 86V83H169V82H167ZM171 83L173 84V82H171ZM184 83H185L184 87H185V86L188 87V86L190 85V83H189V85L186 84L185 81H184ZM192 83H194V82L192 81ZM196 83H198V82H196ZM199 83H202V85H204V84H203V81H200ZM205 83H207V82H205ZM214 83H215V86H216V84H218V83H216V82H214ZM214 83H213V84H214ZM225 83H227V82H225ZM228 83H229V81H228ZM228 83H227V85H228ZM230 83H231V81H230ZM234 83H235V82H234ZM242 83H243V82H242ZM247 83H248V82H247ZM261 83H262V82H261ZM0 84H1V82H0ZM3 84H4V83H3ZM19 84H20V83H19ZM30 84H33V83L30 82ZM38 84H39V83H38ZM56 84H57V83H56ZM66 84H67V83H66ZM68 84H69V83H68ZM79 84H80V83H79ZM87 84H88V82H87ZM97 84H96V85H97ZM106 84H107V82H106ZM113 84H114V83H113ZM120 84H121V82H120ZM130 84H131V87L133 88L132 83H130ZM134 84H135V83H134ZM140 84H142V83H140ZM140 84H139V85H140ZM144 84H145V83H144ZM161 84H162V83H161ZM172 84H171V86H172ZM176 84H178V82H177ZM208 84H209V81H208ZM221 84H222V83H221ZM243 84H245V83H243ZM251 84H253V82H251ZM4 85H5V84H4ZM17 85H18V84H17ZM17 85H16V86H17ZM21 85H22V84H21ZM23 85H22V86H23ZM34 85H35V84H34ZM41 85L43 86V84H41ZM41 85H40V86H41ZM57 85H60V82H59V84H57ZM62 85L65 86V84H62ZM80 85H82V84H80ZM89 85H90V84H89ZM89 85H87V87H88ZM98 85H99V84H98ZM101 85H102V84H101ZM103 85H104V84H103ZM145 85H146V84H145ZM148 85H149V84H148ZM164 85H165V84H164ZM195 85H196V84H195ZM199 85H200V84H199ZM205 85H206V84H205ZM229 85H230V84H229ZM232 85H233V83H232ZM247 85H248V84H247ZM259 85H260V81H259ZM18 86H19V85H18ZM25 86H26V85H25ZM29 86H31V85H29ZM29 86H28V87H29ZM50 86H53V85L51 84ZM54 86H55V85H54ZM78 86H79V85H78ZM125 86H126V85H125ZM127 86H128V85H127ZM135 86H138V85H135ZM171 86L169 87V89L171 88ZM174 86H175V82H174ZM176 86H177V85H176ZM176 86H175V88H179V85H178V87H176ZM181 86H182V85H181ZM190 86H191V85H190ZM206 86H207V85H206ZM220 86H221V85H220ZM223 86H224V85H223ZM236 86H238L237 83H236ZM243 86H244V85H243ZM243 86H242V87H243ZM245 86H246V85H245ZM245 86H244V88H245ZM261 86H262V85H261ZM261 86H260V87H261ZM5 87H6V86H5ZM28 87H26V88H28ZM33 87H34V86H33ZM48 87H49V86H48ZM55 87H57V86H55ZM61 87H62V90H63L64 87H63V86H61ZM70 87H71V86H70ZM70 87H68V88H70ZM81 87H83V86H81ZM85 87H86V86H85ZM90 87H92V85H91ZM96 87H97V86H96ZM101 87H104V86H100L99 88H101ZM109 87H110V86H109ZM111 87H112V86H111ZM115 87H117V85L113 86L114 89H115ZM118 87H119V89H120V94H121V88H120V86H118ZM121 87H122V84H121ZM147 87H148V86H147ZM198 87H200V86H198ZM204 87H205V86H204ZM209 87H210V85H209ZM211 87H214V86H211ZM217 87H218V86H217ZM225 87H226V85H225ZM22 88H23V87H22ZM36 88H37V85H36ZM49 88H50V87H49ZM66 88H67V86H66ZM97 88H98V87H97ZM125 88H126V87H125ZM129 88H130V86H129ZM134 88H135V90H136V87H134ZM150 88H151V87H150ZM156 88H157V87H156V85H155V90H156ZM164 88H165V86H164ZM175 88H174V89H175ZM185 88H186V87H185ZM188 88H189V87H188ZM202 88H203V87H202ZM202 88H200V89H202ZM207 88H208V87H206V90H207ZM214 88H215V87H214ZM218 88H219V87H218ZM218 88H215V89H218ZM221 88H222V86H221ZM223 88H224V87H223ZM228 88H230V87L228 86L227 89H228ZM249 88H250V87H249ZM249 88H247V91H248V92H249ZM257 88H258V87H257ZM16 89H17V88H16ZM20 89H21V88H20ZM24 89H25V87H24ZM24 89H23V91H24ZM43 89H44V87H43ZM45 89H48V88H45ZM45 89H44V90H45ZM50 89H51V88H50ZM52 89H53V88H52ZM52 89H51V94H50V95H52ZM72 89H73V87H72ZM75 89H76V88H75ZM86 89H87V88H86ZM104 89H106V88H104ZM110 89H111V88H110ZM119 89H118V91H119ZM123 89H124V88H123ZM123 89H122V90H123ZM126 89H128V88H126ZM139 89H140V88H139ZM147 89H148V88H147ZM153 89H154V88H153ZM153 89H152V90H153ZM181 89H182V88L180 87V89L177 90V92H179V91L181 92ZM183 89H184V88H183ZM193 89H194V88H193ZM193 89H191V90H193ZM209 89H210V88H209ZM215 89H214V90H215ZM224 89H226V88H224ZM224 89H223L222 91H224ZM230 89H231V88H230ZM237 89H239V88H237ZM240 89H241V88H240ZM258 89H259V88H258ZM258 89H257V91H258ZM34 90H35V89H34ZM38 90H39V89H38ZM41 90H42V89H41ZM57 90H58V88H57ZM64 90H65V89H64ZM64 90H63V91H64ZM69 90H70V89H69ZM79 90H80V89H79ZM82 90H83V89H82ZM84 90H85V89H84ZM87 90L89 91V89H87ZM92 90H93V89H92ZM92 90H91V91H92ZM106 90L108 91V89H106ZM106 90H105V91H106ZM135 90H134V92H135ZM141 90H142V89H141ZM157 90H159V87H158ZM170 90H171V89H170ZM172 90H173V89H172ZM172 90H171L170 92H172ZM184 90H185V89H184ZM184 90H183V91H184ZM198 90H199V88H198ZM202 90H203V89H202ZM204 90H205V89H204ZM204 90H203V93H202V91H200V92H201L202 94H205V93L208 94V92H205V93H204ZM206 90H205V91H206ZM211 90H213V89H211ZM228 90H229V89H228ZM241 90H243V88H242ZM259 90H261V89H259ZM263 90H264V89H263ZM21 91H22V89H21ZM23 91H22V92H23ZM29 91H30V90H29ZM54 91L56 92V90H54ZM75 91H76V90H75ZM93 91H94V90H93ZM100 91H101V90H100ZM102 91H103V90H102ZM118 91H117V92H118ZM150 91H151V90H150ZM150 91H149V93H151ZM162 91H163V90H162ZM165 91H166V88H165ZM193 91H195V90H193ZM208 91H209V90H208ZM220 91H221V90H220ZM230 91H231V90H230ZM22 92H21V93H22ZM26 92H28V91H25V93H26ZM34 92H35V91H34ZM42 92H43V91H42ZM47 92H48V94H49V91H47ZM55 92H54V94H55ZM68 92H69V91H68ZM78 92H79V91H78ZM89 92H90V91H89ZM94 92H98V91L95 90ZM94 92H93V93H94ZM111 92H113V91L111 90ZM114 92H116V90H114ZM124 92H125V91H124ZM142 92H143V91H142ZM146 92H147V90H146ZM159 92L161 93L160 90H159ZM159 92H158V93H159ZM173 92H174V91H173ZM173 92H172V93H173ZM180 92H179V93H180ZM186 92H189V90L186 91ZM186 92H183V93H181V94L183 95V94L186 93ZM196 92H197V91H196ZM210 92H211V91H209V93H210ZM225 92H226V91H225ZM225 92H224V93H225ZM228 92H229V91H228ZM248 92H247V93H248ZM5 93H6V92H4V94H5ZM12 93H13V92H12ZM18 93L21 94L20 92H18ZM66 93H67V92H66ZM70 93H72V92H70ZM73 93H74V92H73ZM85 93H86V92H84V94H85ZM98 93H99V92H98ZM102 93H104V91H103ZM108 93H110V92H108ZM108 93H107V94H108ZM118 93H119V92H118ZM155 93H156V92H155ZM189 93H190V92H189ZM197 93H198V92H197ZM197 93H196V94H197ZM216 93H218V91H217ZM216 93H215V94H216ZM219 93H220V92H219ZM219 93H218V94H219ZM238 93H239V92H238ZM242 93H243V92H242ZM244 93H245V92H244ZM247 93H246V95H247ZM263 93H264V92H263ZM31 94H33V93H31ZM35 94H37V93H35ZM41 94H42V93H41ZM46 94H47V93H46ZM79 94H81V93H79ZM82 94H83V93H82ZM90 94L93 95L92 93H90ZM96 94H97V93H96ZM153 94H154V92H153ZM156 94H157V93H156ZM161 94H162V93H161ZM163 94H164V93H163ZM199 94H200V93H199ZM202 94H201V95H202ZM215 94H214V95H215ZM230 94H231V92H230ZM235 94H236V92H235ZM253 94H254V93H253ZM5 95H6V94H5ZM25 95H26V94H25ZM42 95H43V94H42ZM61 95H62V94H61ZM85 95H86V94H85ZM85 95H84V96H85ZM94 95H95V93H94ZM98 95H99V94H97V99H98ZM100 95H101V93H100ZM105 95H106V94H105ZM105 95H104V96H105ZM122 95H124V94L122 93ZM125 95H126V94H125ZM144 95H145V93H144ZM144 95H143V96H144ZM159 95H160V94H159ZM169 95H173L172 98H171V99H173V97L175 96V93H174V94H168V95H166V96L168 97V99H169ZM177 95H180V94H177V93H176V97H177ZM184 95H185V94H184ZM189 95H192V94L190 93ZM189 95H188V96H189ZM194 95H195V94H194ZM208 95H209V94H208ZM210 95H211V93H210ZM216 95H217V94H216ZM232 95L234 96V94H232ZM237 95H238V94H237ZM239 95H240V94H239ZM239 95H238V96H239ZM243 95H244V94H243ZM6 96H7V95H6ZM35 96H36V95H35ZM35 96H33V97H35ZM37 96H38V95H37ZM44 96H45V95H44ZM54 96H55V95H54ZM54 96H53V97H54ZM57 96H58V95H57ZM59 96H60V95H59ZM62 96H63V95H62ZM72 96H74V95H72ZM75 96H76V95H75ZM79 96H80V95H79ZM79 96H78V97H79ZM101 96H102V95H101ZM101 96H100V97H101ZM126 96H128V94H127ZM126 96H125V97H126ZM132 96H134V95H132ZM135 96H138V95L135 94ZM139 96H140V95H139ZM146 96H147V93H146ZM163 96H164V95H163ZM163 96L160 95V97H162V98H163ZM180 96H181V95H180ZM180 96H178V97H180ZM195 96H196V95H195ZM198 96H199V95H198ZM198 96H197V97H198ZM205 96H206V94H205ZM211 96H212V95H211ZM217 96H218V95H217ZM217 96H216V99L220 98V97L217 98ZM230 96H231V95H230ZM240 96H242V95H240ZM240 96H239V97H240ZM259 96H260V95H259ZM33 97H32V98L30 97L31 101H32ZM38 97L40 98V95H39ZM45 97H46V96H45ZM45 97H43V98H45ZM47 97H48V96H47ZM60 97H61V96H60ZM60 97H58V99H59ZM65 97H67V96L65 95ZM65 97H64V98H65ZM94 97H96V95H95ZM100 97H99V98H100ZM108 97H109V96H108ZM116 97H117V96H116ZM119 97H120V95L118 96V98H119ZM149 97H150V95H149ZM149 97L147 96V98H149ZM155 97H156V99H157V96H156V95H155ZM178 97H177V99H178ZM182 97H184V96H182ZM186 97H187V96H186ZM186 97H184V98L186 99ZM197 97H195V98H197ZM201 97L205 98L204 95L201 96ZM206 97H207V96H206ZM228 97H229V96H228ZM234 97H236V96H234ZM5 98H6V97H5ZM24 98H26V97H24ZM28 98H29V97H28ZM28 98H27V99H28ZM43 98H42V99H43ZM55 98H56V97H55ZM55 98H54L53 101H55ZM79 98L81 99L82 97L80 96ZM87 98H88V92H87V97L85 98V100H87ZM89 98H90V96H89ZM103 98H104V97H103ZM110 98H112V97H110ZM110 98H108V99L110 100ZM118 98H117V99H118ZM212 98H215V97H211V99H212ZM222 98H224L223 95H222ZM225 98H226V97H225ZM229 98H230V97H229ZM243 98H244V97H243ZM51 99H53V98H50V100H51ZM58 99H57V100H58ZM60 99L62 100V97H61ZM83 99H84V98H83ZM92 99H93V98H92ZM97 99H96V100H97ZM120 99H121V97H120ZM120 99H118V101H117L118 104H120L119 102L122 101V100H120ZM123 99H125V98H123ZM129 99H130V98H128V100H129ZM135 99H136V101L138 100L137 98H135ZM144 99H145V98H144ZM144 99L141 100V102L143 101V104H144ZM149 99H150V98H149ZM153 99H154V98H153ZM156 99H154V100H156ZM158 99H159V98H158ZM171 99H170V100H171ZM181 99H182V98H181ZM185 99H182V100L185 101ZM189 99H190V98H189ZM200 99H202V98H200ZM200 99H197V100H200ZM236 99H237V98H236ZM240 99H242V98L240 97ZM246 99H248V98H246ZM6 100H7V99H6ZM6 100H5V101H6ZM34 100L36 101V99H34ZM34 100H33V101H34ZM45 100H46V99H45ZM89 100H90V99H89ZM99 100H100V99H98V101H99ZM113 100H114V99H113ZM119 100H120V101H119ZM130 100H132V99H130ZM150 100H152V99H150ZM150 100H149V101H150ZM175 100H176V99H175ZM175 100H172V101H175ZM178 100H180V99H178ZM178 100H176V101L178 102ZM191 100H192V99H191ZM193 100H194V98H193ZM207 100H208V99H207ZM218 100H219V99H218ZM221 100H222V99H221ZM221 100H219V101H221ZM224 100H226V99H224ZM224 100H223V101H224ZM229 100L231 101V98H230V99H227V102H228ZM233 100H234V99H233ZM257 100H258V98H257ZM2 101H3V99L1 100V102H2ZM5 101H3V102H4V103H7V102H8V100H7V102H5ZM29 101H30V100H28V102H29ZM35 101H34V102H35ZM38 101H39V99H37V102H38ZM48 101H49V100H48ZM48 101L46 100V103H47ZM64 101H65V100H64ZM76 101H78V100L76 99ZM81 101H83V103H84V100H81ZM81 101H79V102L81 103ZM91 101H92V100H91ZM91 101H90V102H91ZM98 101H97V102H98ZM104 101H105V100H104ZM115 101H116V99H115ZM134 101H135V100H134ZM138 101H139V100H138ZM159 101H160V99H159ZM162 101H163V100H162ZM186 101H188V97H187V100H186ZM186 101H185V103H186ZM201 101H203V100H201ZM201 101H200V103H201ZM214 101H215V99H214ZM214 101H213L212 103H213L214 107H216L217 105H216V102H215V104H214ZM223 101H222V102H223ZM237 101H238V100H237ZM239 101H240V100H239ZM239 101H238V103H239ZM244 101H245V100H244ZM260 101H261V100H259V102H260ZM37 102H36V103H37ZM87 102H88V100H87ZM95 102H96V101H95ZM106 102H107V101H106ZM109 102H110V101H109ZM109 102H108V103H109ZM113 102H114V101H113ZM125 102H126V100H125ZM156 102H157V101H156ZM168 102H169V101H168ZM177 102H175V104H174L173 106H175V105L177 104ZM179 102H183V101H179ZM189 102H190V101H189ZM203 102H204V101H203ZM208 102H209V100H208ZM208 102H207V103H208ZM210 102H211V101H210ZM231 102H232V101H231ZM231 102L229 103L230 105L232 104ZM4 103H2V104H4ZM44 103H45V102H44ZM51 103L53 104V102H51ZM51 103H50V104H51ZM56 103H58V102H56ZM60 103H61V101H60ZM63 103H64V102H63ZM63 103H62L61 106H63ZM76 103H77V102H76ZM88 103H89V102H88ZM108 103H107V104H108ZM111 103H112V102H111ZM123 103H124V101H123ZM123 103H122V104H123ZM133 103L135 104L136 102H133ZM133 103H131V104H133ZM137 103H138V102H137ZM139 103H140V102H139ZM146 103H147V102H146V100H145V104H146ZM150 103H151V101H150ZM153 103H155V102H153ZM157 103H158V102H157ZM162 103H163V102H162ZM170 103H171V102H170ZM172 103H173V102H172ZM185 103H184L183 105H185ZM212 103H211V104H212ZM217 103L219 104V102H217ZM225 103H226V102H225ZM234 103H235V102H234ZM236 103H237V102H236ZM242 103H243V101H242ZM242 103H241V104H242ZM245 103H246V102H245ZM245 103H244V104H245ZM31 104H32V102H31ZM48 104H49V103H48ZM58 104H59V103H58ZM77 104L80 105L79 103H77ZM84 104H86V102H85ZM98 104H101V105H102L103 103H98ZM131 104H130V106H131ZM145 104H144V105H145ZM147 104H148V103H147ZM159 104H160V103H159ZM164 104H166V103H164ZM164 104H163V105H164ZM167 104H168V103H167ZM186 104H187V103H186ZM189 104H190V103H189ZM189 104H188V105H189ZM191 104H192V103H191ZM197 104H199V102L197 103V101H196V104H195V105H197ZM211 104H210V106H211ZM220 104H221V103H220ZM244 104H243V105H244ZM246 104H247V103H246ZM32 105H34V104H32ZM32 105H31V106H32ZM35 105L37 106V104H35ZM38 105H39V104H38ZM40 105H43V104H40ZM59 105H60V104H59ZM78 105H77V107H78ZM81 105H82V103H81ZM88 105H89V104H88ZM90 105H91V103H90ZM94 105H96V103H95ZM101 105H99V106L101 107ZM115 105H116V104H115ZM135 105H136V104H135ZM135 105H134V107H135ZM139 105H140V104H139ZM139 105H138V106H139ZM163 105H162V106H163ZM170 105H171V104H170ZM193 105H194V101H193ZM203 105H204V104H203ZM215 105H216V106H215ZM226 105H227V103H226ZM233 105H234V104H233ZM235 105H236V104H235ZM7 106L9 107V109H12V108H11L12 106H9V105H7ZM43 106H44V105H43ZM46 106H48V105H46ZM51 106H52V105H51ZM53 106H54V105H53ZM53 106H52V107H53ZM56 106H57V104H56ZM86 106H87V105H86ZM92 106H93V105H91V107H92ZM96 106H97V105H96ZM99 106H98V107H99ZM103 106H104V108H106L105 105H103ZM103 106H102V107H103ZM108 106H109V105H108ZM111 106H114V104H113V105L111 104ZM142 106H143V105H142ZM159 106H160V105H159ZM162 106H161V107H162ZM166 106H167V105H166ZM168 106H169V105H168ZM176 106H177V105H176ZM176 106H175V107H176ZM180 106H181V105H180ZM200 106H201V105H200ZM204 106H205V105H204ZM204 106H203V108L201 107L203 110L207 107V106H206V107L204 108ZM224 106H225V104H224ZM228 106H229V105H228ZM238 106H239V105H238ZM0 107L2 108V105H1ZM4 107H5V106H4ZM33 107H34V106H33ZM37 107H38V106H37ZM41 107H42V106H41ZM48 107H49V106H48ZM57 107H58V106H57ZM80 107H81V106H80ZM82 107H83V106H82ZM87 107H88V106H87ZM102 107H101V108H102ZM114 107H115V106H114ZM116 107H117V106H116ZM116 107H115V110H116ZM126 107H127V106H126ZM146 107H147V106H146ZM156 107H157V105H156ZM156 107L154 106V108H156ZM161 107H158V108L161 109V110H164V109H162ZM163 107L165 108V105H164ZM175 107H174V109H175ZM181 107H182V106H181ZM189 107H190L189 109H188L187 107H186V108H187V110H190V111H191V108H192V107H191L190 105H189ZM212 107H213V106H212ZM222 107H223V106H222V104H221V108H222ZM230 107H231V106H230ZM232 107H234L233 109L236 110L235 108H236L237 106H232ZM243 107H244V106H243ZM5 108H6V107H5ZM21 108H22V107H21ZM30 108H31V107H30ZM38 108H39V107H38ZM54 108H55V107H53V109H54ZM60 108H61V107H60ZM60 108L58 107V108H55V109H60ZM78 108H79V107H78ZM84 108H86V107H84ZM96 108H97V107H96ZM117 108H118V107H117ZM131 108H133V107H131ZM172 108H173V107H172ZM198 108H200V107L198 106ZM201 108H200V109H201ZM207 108H208V107H207ZM217 108H219V110L221 109L220 106H217ZM217 108H216V109H217ZM6 109H7V108H6ZM42 109H43V108H42ZM44 109H46V107H44ZM44 109H43V110H44ZM50 109H52V108H50ZM55 109H54V110H55ZM61 109H62V108H61ZM93 109L95 110L94 106H93ZM106 109H107V111H109L111 108L108 107V108H106ZM108 109H109V110H108ZM112 109H113V108H112ZM112 109H111V110H112ZM135 109H136V108H135ZM141 109H142V108H139L140 111H141ZM143 109H144V107H143ZM166 109H167V107H166ZM176 109H177V108H176ZM179 109L181 110L182 108H179ZM184 109H185V108H184ZM194 109L196 110V108L193 106V109H192V110L194 111ZM200 109H199V110H200ZM202 109H201V110H202ZM209 109H210V108H209ZM211 109H212V108H211ZM211 109H210V111H212ZM228 109H229V108H228ZM228 109H227V110H228ZM233 109H232V110H233ZM237 109H238V107H237ZM0 110H1V109H0ZM4 110H5V109H4ZM31 110H32V109H31ZM37 110H38V109H37ZM43 110H42V111H43ZM46 110H47V109H46ZM46 110H44L43 112L48 113L47 111H48L49 109H48L47 111H46ZM81 110H82V108H81ZM87 110H88V109H87ZM120 110H121V109H120ZM137 110H138V109H137ZM137 110H136V111H137ZM153 110H154V109H153ZM185 110H186V109H185ZM187 110H186V113L188 112ZM205 110H206V109H205ZM205 110H204V111H205ZM217 110H218V109H217ZM217 110H216V111H217ZM219 110H218L217 112H219ZM222 110H223V108H222ZM222 110H221V112H223ZM227 110L225 109L226 112H227ZM240 110H241V108H240ZM240 110H239V111H240ZM10 111H12V110H10ZM35 111H36V109H35ZM50 111H51V110H50ZM56 111H58V110H55V112H56ZM79 111H80V110H78V112H76V113H79ZM100 111H102V109H101ZM113 111H114V110H113ZM113 111H112V112H113ZM121 111H122V110H121ZM127 111H128V110H127ZM129 111H130V110H129ZM146 111H147V110H146ZM154 111H156V114H157V112H159V114L161 113L160 110H159V111H158V110H154ZM175 111H176V110H175ZM175 111H174V112H175ZM178 111H179V110H178ZM243 111H244V109H242V112H243ZM258 111H259V110H258ZM0 112H2V111H0ZM3 112H4V111H3ZM32 112H34V109L32 110ZM38 112H39V111H38ZM43 112H42V113H43ZM58 112H59V111H58ZM60 112H61V111H60ZM60 112H59V113H60ZM115 112H117V110H116ZM115 112H113V116H114V113H115ZM119 112H120V111H119ZM124 112H125V111H124ZM124 112H122V113H124ZM142 112H143V111H142ZM164 112H167V111H165V110L162 111L163 114H164ZM180 112H182V111H180ZM180 112H179V114H180ZM196 112H198V110H197ZM212 112H213V111H212ZM221 112H220V114H222ZM234 112H235V111H234ZM237 112H238V110L236 111V113H237ZM240 112H241V111H240ZM8 113H9V111H8ZM36 113H37V112H35V114H36ZM51 113H52V112H50V114H51ZM56 113H57V112H56ZM85 113H86V112H85ZM90 113H91V112H90ZM99 113L101 114V112H99ZM99 113H98V115H99ZM103 113H105V110H104ZM110 113H111V112H110ZM128 113H129V112H128ZM138 113H139V112H138ZM145 113H146V112H145ZM167 113H168V114H166V116H165V114H164L163 116L167 117V116L169 115V112H167ZM177 113H178V112H176V115H177ZM186 113H184L185 115H183L185 118H186ZM191 113H193V112H191ZM203 113H204V112H203ZM203 113H202V114H203ZM213 113H216V112H213ZM213 113L210 114V115H212V117H213ZM223 113H224V112H223ZM227 113H228V112H227ZM230 113H231V112H230ZM230 113H228V114H230ZM232 113H233V112H232ZM258 113H259V112H258ZM4 114H5V113H4ZM4 114H3V115H4ZM11 114H13V111H12ZM18 114H20V113L18 112ZM33 114H34V113H33ZM38 114H41V113H38ZM44 114H45V113H44ZM60 114H61V113H60ZM62 114H63V113H62ZM79 114H80V113H79ZM81 114H82V113H81ZM83 114H84V113H83ZM91 114H92V113H91ZM107 114H108V113H107ZM116 114H117V113H116ZM120 114H121V113H120ZM142 114H143V113H142ZM159 114H158V115H159ZM196 114H197V113H196ZM196 114H195V115H196ZM204 114H205V113H204ZM204 114H203V115H204ZM228 114H226V115H228ZM239 114L241 115V113H239ZM0 115H2V114H0ZM5 115H6V114H5ZM53 115H54V114H53ZM57 115H58V114H57ZM57 115H55L54 117H57ZM77 115H78V114H77ZM85 115H86V114H85ZM102 115H103V114H102ZM139 115L141 116V113H140ZM143 115H144V114H143ZM143 115H142V116H143ZM146 115H147V114H146ZM149 115H150V114H149ZM153 115H154V114H153ZM158 115H157V116H158ZM172 115H173V113H172ZM190 115H191V114H190ZM203 115H201V112H200V115H199V116H203ZM205 115H206V114H205ZM208 115H209V114H208ZM210 115L208 116V118H209V120H212L213 118L211 119V116H210ZM214 115H215V114H214ZM217 115H218V113H217ZM222 115H223V114H222ZM224 115H225V113H224ZM232 115H233V114H232ZM244 115H245V113L243 114V116H244ZM257 115H258V114H257ZM6 116H7V115H6ZM8 116H9V115H8ZM8 116H7V117H8ZM13 116H15V115H13ZM62 116H63V115H62ZM91 116H92V115H91ZM103 116L106 117V115H103ZM123 116H124V114H123ZM128 116H129V115H128ZM142 116H141L139 119L142 118V119H143V122H144V119H145V118H143ZM160 116H161V114H160ZM163 116H162V117H163ZM173 116H174V118H175V114H174ZM180 116H181V115H180ZM180 116H178V117H180ZM196 116H197V115H196ZM259 116H260V115H258V117H259ZM10 117H11V116H10ZM35 117H36V116H35ZM38 117H39V115H38ZM40 117H41V116H40ZM47 117H48V116H47ZM95 117H96V116H95ZM99 117H101V116L99 115ZM107 117H108V116H107ZM119 117H121V116H119ZM131 117H132V116H131ZM144 117H146V116H144ZM155 117H156V115H155ZM162 117H161V119H162ZM170 117H171V116H170ZM170 117H169V118H170ZM176 117H177V116H176ZM189 117H190V116H189ZM193 117H194V116H193ZM206 117H207V116H206ZM220 117H221V116H220ZM220 117H219V118H220ZM222 117H223V116H222ZM222 117H221V118H222ZM229 117H230V116H229ZM236 117H237V116H235V114H234V118H236ZM240 117L243 118L242 115H241ZM240 117H239V118H240ZM2 118H3V117H2ZM4 118H5V117H4ZM11 118H12V117H11ZM42 118H43V117H42ZM58 118H59V120L62 119V118L60 119V117H58ZM58 118H56V119H58ZM78 118H79V117H78ZM80 118H81V115H80ZM110 118H111V117H110ZM116 118H117V115H115V119H116ZM124 118H127V117L124 116ZM128 118H129V117H128ZM137 118H138V117H137ZM146 118H147V117H146ZM151 118H152V117H151ZM158 118H159V117H158ZM174 118H172L171 121H172ZM185 118H184V119H185ZM202 118H203V117H202ZM232 118H233V117H232ZM260 118H261V117H260ZM5 119H6V118H5ZM5 119H4V120H5ZM9 119H10V118H9ZM17 119H18V118H17ZM36 119L39 120V118H35L34 121H36ZM47 119L49 120V117H48ZM47 119H46V121H47ZM90 119H91V118H90ZM104 119H105V118H104ZM121 119H122V118H121ZM121 119H120V121H121ZM134 119H135V118H134ZM159 119H160V118H159ZM184 119H183V120H184ZM187 119H188V118H187ZM190 119H191V118H190ZM193 119H194V118H193ZM204 119H205V118H204ZM204 119H203V121H204ZM215 119L217 120L218 118H214V121H215ZM222 119H224V118H222ZM225 119H226V118H225ZM236 119H237V118H236ZM257 119H259V118H257ZM4 120H3V121H4ZM12 120H13V118H12ZM80 120H81V119H80ZM82 120H83V117H82ZM92 120H93V119H92ZM96 120H97V118H96ZM99 120H100V119H99ZM99 120H98V121H99ZM102 120H103V118H102ZM110 120H114V117H113V119H110ZM122 120H124V119H122ZM129 120L132 121V119H129ZM135 120H136V119H135ZM135 120H134V121H135ZM146 120H147V119H145V121H146ZM168 120L170 121V119H167V122H168ZM177 120H179V119H175V121H177ZM181 120H182V119H181ZM185 120H186V119H185ZM188 120H189V119H188ZM188 120H187V121H188ZM199 120H200V117H199ZM206 120H207V119H206ZM227 120H228V119H227ZM230 120H231V117H230ZM240 120H241V119H240ZM244 120H245V119H244ZM259 120L261 121V119H259ZM5 121H6V120H5ZM18 121H19V120H18ZM44 121H45V120H44ZM50 121H51V119H50ZM78 121H79V120H78ZM93 121H94V120H93ZM106 121H109V119L106 120ZM118 121H119V120H118ZM127 121H128V120H127ZM137 121H138V120H137ZM156 121H159V120H156ZM156 121H155V122H156ZM160 121H161V120H160ZM187 121H186L185 123H183V125L186 124ZM190 121H191V120H189V122H190ZM197 121H198V120H197ZM207 121H208V120H207ZM212 121H213V120H212ZM218 121H219V120H218ZM218 121H217V127L220 126V125L218 124ZM228 121H229V120H228ZM231 121H232V120H231ZM237 121H238V120H237ZM0 122H2V119H1ZM8 122H9V121H8ZM16 122H17V121H16ZM22 122H23V121L21 120V123H22ZM51 122H52V121H51ZM56 122H57V121H56ZM61 122H62V120H61ZM61 122H60V123H61ZM63 122H64V121H63ZM63 122H62V123H63ZM87 122H88V121H87ZM89 122H90V120H89ZM89 122H88V123H89ZM111 122H112V121H111ZM113 122H114V121H113ZM129 122H130V121H129ZM132 122H133V121H132ZM143 122H142V125H143ZM163 122H164V118H163V120H162V123H160L159 126H161V124H163ZM177 122H178V121H177ZM241 122H244V121H241ZM250 122H251V121H250ZM5 123H6V122H5ZM9 123H10V122H9ZM12 123H13V121H12ZM21 123H20V122H17L16 125H17V124H21ZM45 123H46V122H45ZM54 123H55V121H54ZM58 123H59V122H58ZM79 123H80V122H79ZM85 123H86V122H85ZM85 123H84V124H85ZM88 123H86V124H88ZM102 123H103V124L105 123L104 125L107 124V126L109 125L107 122H102ZM115 123H116V121H115ZM117 123H119V122H117ZM122 123H123V121H122ZM124 123H125V122H124ZM124 123H123V124H124ZM152 123H153V122H152ZM190 123H191V122H190ZM193 123H195V120H194ZM201 123H203L202 126L205 127L204 122H201ZM209 123L211 124V122H209ZM215 123H216V122H215ZM215 123H214V126H213V127L216 126ZM228 123H230V122H228ZM234 123H235V122H234ZM238 123H239V122H238ZM2 124H3V127L6 126V125L4 126V123H2ZM7 124H8V123H7ZM10 124H11V123H10ZM10 124H9V125H10ZM22 124H24V123H22ZM31 124H32V123H31ZM31 124H30V125H31ZM34 124H35V123H34ZM39 124H40V123H39ZM43 124H44V123H43ZM43 124H41V126H42ZM48 124H49V122H48ZM48 124H47V125H48ZM50 124H51V123H50ZM84 124H83V125H84ZM97 124H99V123H97ZM100 124H101V122H100ZM103 124H102V125H103ZM131 124H132V123H131ZM140 124H141V123H140ZM146 124H149V123H146ZM155 124H157V122L154 123V125H155ZM172 124L174 125L173 122H172ZM175 124H176V123H175ZM177 124H178V123H177ZM188 124H189V123H188ZM188 124H187V126H186V125H185V126H186V127H189V126H190V128H191V124H189V126H188ZM195 124H196V123H195ZM207 124H208V123H207ZM220 124L222 125V123H220ZM223 124H224V123H223ZM241 124H243V123H241ZM241 124L239 123L240 127H241ZM11 125H12V124H11ZM13 125H14V123H13ZM16 125H15V127L17 128ZM55 125H56V124H55ZM60 125H61V124H60ZM110 125H113V124L111 123ZM110 125H109V126H110ZM124 125H125V124H124ZM126 125H128V123H127ZM134 125H136V124H134ZM163 125L166 126V124H163ZM170 125H171V124H170ZM181 125H182V123H179V126H181ZM212 125H213V123H212ZM225 125H226L225 127H226V130H227V129H228V128H227V123H225ZM236 125H238V124H236ZM239 125H238V126H239ZM245 125H246V124H245ZM24 126H25V124H24ZM41 126H39V127H41ZM53 126H54V125H53ZM56 126H57V125H56ZM64 126H65V124H64ZM84 126H85V125H84ZM90 126H91V125H90ZM109 126H108V127H109ZM114 126H115V125H114ZM114 126H111V127L114 128ZM116 126H117V125H116ZM116 126H115V127H116ZM129 126H131V125H129ZM129 126H128V127H129ZM132 126H133V124H132ZM132 126H131V127H132ZM137 126H138V123H137ZM144 126H145V127H149V126H146V125H144ZM156 126H157V125H156ZM156 126H155V127H156ZM179 126H178V128H179ZM196 126H197V124H196ZM198 126H199V125H198ZM200 126H201V125H200ZM207 126H208V125H207ZM222 126H223V125H222ZM229 126H230V125H229ZM3 127H2V128H3ZM13 127H14V126H13ZM13 127H12V128H13ZM22 127H23V126H22ZM25 127L28 128L27 124H26ZM25 127H24V128H25ZM32 127H33V126H32ZM39 127H37V128H39ZM43 127H45V126H42L41 128H43ZM51 127H52V126H50V128H51ZM59 127H60V126H59ZM78 127H79V125H78ZM111 127H110V128H111ZM123 127H124V126H123ZM125 127H126V126H125ZM125 127H124V128H125ZM145 127H143V129H144ZM155 127L153 126V128H155ZM157 127H158V126H157ZM167 127H168V126H167ZM167 127H166V128H167ZM169 127L171 128V126H169ZM169 127H168V128H169ZM225 127H224V128H225ZM249 127H250V125H249ZM5 128H6V127H5ZM12 128H11V129H12ZM18 128H19V127H18ZM29 128H31V127H29ZM29 128H28V130L31 131L30 133L32 134V130H30ZM54 128H55V126H54ZM61 128H62V127H61ZM64 128H65V127H64ZM66 128H67V126H66ZM91 128H92V127H91ZM93 128H94V127H93ZM93 128H92V130H93ZM112 128H111V129H112ZM120 128H122V127H119V129H120ZM126 128H127V127H126ZM132 128H133V127H132ZM132 128H131V129H132ZM138 128H141V126L139 125ZM170 128H169V130H170ZM174 128H175V126L173 127V129H174ZM190 128H189V129H190ZM195 128H196V127H195ZM211 128H212V127H211ZM221 128H222V127H221ZM221 128H220V129H221ZM224 128H223V130H224ZM233 128H235V127H233ZM241 128H242V127H241ZM243 128H244V127H243ZM6 129L8 130V128H6ZM9 129H10V128H9ZM11 129H10V130H11ZM14 129H15V128H14ZM20 129H21V127H20ZM20 129H19V132H20ZM44 129L46 130V128H44ZM107 129H108V128H107ZM115 129H117V128H115ZM119 129H118V131H119ZM135 129H136V127L134 126L133 130H135ZM148 129H149V128H148ZM151 129H152V128H151ZM161 129H162V126H161ZM180 129H182V128H180ZM180 129H179V130H180ZM185 129H186V128H185ZM189 129H188V131H190ZM201 129L206 130V129H204L203 127H201ZM216 129H217V128H216ZM229 129H230V128H229ZM229 129H228V130H229ZM1 130H2V129H1ZM4 130H5V129H4ZM4 130H3V131H4ZM7 130H6V131H7ZM10 130H8V131H10ZM12 130H13V129H12ZM34 130H36V129H34ZM34 130H33V131H34ZM38 130H39V129H37L36 131H38ZM42 130H43V129H42ZM59 130H61V129H59ZM90 130H91V129H90ZM90 130H89V131H90ZM123 130L126 131V129H123ZM138 130H139V129H138ZM145 130H147V128H145ZM154 130H155V129H154ZM165 130H166V129H164V130L162 129V131H165ZM191 130H192V128H191ZM193 130H194V126H193ZM196 130H197V129H196ZM198 130H200V129H198ZM203 130H202V131H203ZM207 130H208V133H207V132H206V133L209 134V129H208V127H207ZM207 130H206V131H207ZM210 130H211V129H210ZM212 130H213V128H212ZM236 130H237V129H236ZM239 130H240V129H239ZM16 131H17V130H16ZM23 131H24V130H23ZM23 131H22V133H24ZM40 131H41V130H40ZM61 131H62V130H61ZM61 131H60V132H61ZM83 131H84V129H83ZM87 131H88V130H87ZM104 131H105V130H104ZM107 131H108V130H106V132H107ZM114 131H115V130H114ZM118 131H117V133H120V131H119V132H118ZM124 131H123V132H124ZM147 131H148V130H147ZM147 131H146V132H147ZM162 131H160V132H161V135H164V134H162V133H164V132H162ZM171 131H173V130L171 129ZM214 131H215V133H216V130H214ZM218 131H219V130H218ZM229 131H230V130H229ZM0 132H1V131H0ZM4 132H5V131H4ZM13 132H14V131H13ZM13 132L10 131L9 133H13ZM19 132H18V135H19ZM26 132H27V129H26V131H25V135L28 134V133H26ZM46 132H47V130H46ZM48 132H49V130H48ZM60 132H59V133H60ZM81 132H82V131H81ZM127 132H128V130H127ZM129 132H131V131L129 130ZM132 132H133V131H132ZM140 132H141V131H140ZM143 132H145V131H143ZM148 132H150V131H148ZM155 132H156V130H155ZM174 132H176V131H174ZM183 132H184V131H183V129H182V132H181V133L183 134ZM186 132H187V131H186ZM190 132H193V131H190ZM194 132H195V131H194ZM224 132H225V130L223 131V133H224ZM14 133H15V132H14ZM14 133H13V136H14ZM43 133H44V132H43ZM49 133H50V132H49ZM52 133H54V131H52ZM56 133H57V132H56ZM56 133H55V135H56ZM73 133H74V132H73ZM83 133H84V132H82L81 134H83ZM92 133H93V132H92ZM102 133H103V132H101V134H102ZM121 133H122V132H121ZM124 133L126 134V132H124ZM134 133H135V132H134ZM136 133H137V131H136ZM136 133H135V134L132 133V136L136 135ZM152 133H153V131L151 132V134H152ZM156 133H157V132H156ZM158 133H159V132H158ZM165 133H166V132H165ZM176 133H177V132H176ZM178 133H179V132H178ZM178 133H177V134H178ZM181 133H179V134H181ZM187 133H188V132H187ZM196 133H197V131H196ZM199 133H202V132L200 131V132H198V134H199ZM211 133H214V132L211 131ZM211 133H210V135H211ZM218 133H220V131H219ZM226 133H227V132H226ZM228 133H232V132H228ZM228 133H227V134H228ZM237 133H239V131H238ZM237 133H236V134H237ZM242 133H243V132H242ZM0 134H2V132H1ZM60 134H61V133H60ZM60 134H59V135H60ZM128 134L130 135V133H128ZM128 134H126V135H128ZM141 134H142V133H141ZM141 134H140V135H141ZM145 134H146V133H145ZM154 134H155V133H154ZM166 134H169V133H166ZM170 134H171V132H170ZM174 134H175V133H174ZM188 134H190V133H188ZM193 134H195V133H193ZM198 134H196V135H198ZM203 134H205V133H203ZM203 134H202V135H203ZM216 134H217V133H216ZM221 134H222V133H221ZM233 134H235V133H233ZM236 134H235V136H236ZM240 134H241V133H240ZM25 135H23V136L25 137ZM36 135H37V134H36ZM36 135H34V136L36 137ZM40 135L42 136V134H40ZM44 135H45V134H44ZM44 135H43L42 137H44ZM57 135H58V134H57ZM59 135H58V137H60ZM63 135H64V133H63ZM65 135H66V134H65ZM87 135L90 136L89 134H87ZM95 135H96V133H95ZM110 135H112L111 132H110ZM115 135H116V134L113 133V137H114ZM119 135H120V134H119ZM121 135H122V134H121ZM126 135H125V136H126ZM137 135H138V134H137ZM149 135H150V134H149ZM184 135H185V134H184ZM199 135H201V134H199ZM205 135H206V134H205ZM214 135H215V134H214ZM223 135H224V134H223ZM238 135H239V134H238ZM5 136H7V135H5ZM5 136H4V137H5ZM9 136H10V134H9ZM11 136H12V134H11ZM21 136H22V134H20V137H21ZM26 136H27V135H26ZM34 136H33V137H34ZM41 136H40V137H41ZM45 136H46V135H45ZM47 136H48V135H47ZM49 136H50V135H49ZM52 136H54V135H52ZM52 136H50V137H52ZM61 136H62V135H61ZM66 136L68 137V135H66ZM74 136H76V135H74ZM78 136H79V135H77V137H78ZM122 136H123V135H122ZM138 136H139V135H138ZM147 136H148V135H147ZM150 136H151V135H150ZM152 136H153V135H152ZM159 136H160V135H159ZM164 136H166V135H164ZM167 136H168V135H167ZM167 136H166V138H167ZM169 136H170V135H169ZM169 136H168V137H169ZM180 136H181V135H180ZM189 136H190V135H189ZM203 136H204V135H203ZM207 136H208V135H207ZM221 136H222V135H221ZM225 136H226V135H225ZM2 137H3V136L1 135L0 138H2ZM24 137H23V138H24ZM29 137H30V135H29ZM40 137H39V138H40ZM50 137H49L48 140H49V141H52L53 138L50 139ZM67 137H65V138L67 139ZM69 137H70V136H69ZM72 137H73V136H72ZM77 137H76V139H77ZM104 137H105V135H104ZM108 137H109V136H108ZM108 137H107V138H108ZM113 137H112V138H113ZM120 137H121V136H120ZM120 137H119V138H120ZM130 137H131V135H130ZM140 137H141V136H140ZM154 137H155V138H153V139L157 140V139H156L157 136H154ZM160 137H161V136H160ZM160 137H159V138H160ZM187 137H188V135H187ZM199 137H200V136H199ZM210 137H211V136H210ZM210 137H209V140H208V141H210V139L212 138V137H211V138H210ZM215 137H216V135H215ZM222 137H224V136H222ZM227 137H228V136H227ZM227 137H226V138H227ZM232 137L234 138V136H232ZM241 137H243V136H241ZM15 138L17 139V134L15 135ZM18 138H19V137H18ZM23 138H22V139H23ZM74 138H75V137H74ZM74 138H73V140H74ZM80 138H81V137H80ZM83 138H84V136H83ZM126 138H127V137H123V139H126ZM132 138H134V137H132ZM142 138H146V137H145V136H144V137L142 136ZM148 138H149V137H148ZM157 138H158V137H157ZM169 138H170V137H169ZM174 138H175V136H174ZM180 138H181V137H180ZM180 138H178V139H180ZM184 138H186V136H185ZM191 138H193V136H192ZM195 138H196V137H195ZM205 138H207V137H205ZM217 138H218V136H217L215 139H217ZM239 138H240V137L238 136V140H240ZM10 139H11V138H10ZM16 139H15V140H16ZM19 139H20V138H19ZM24 139L26 140V137H25ZM28 139H30V138H28ZM28 139L26 140V142L28 141ZM31 139H32V138H31ZM44 139H45V137H44ZM55 139H56V137L54 138V140H55ZM59 139H60V138H59ZM87 139H89V138H87ZM90 139H92V138H90ZM90 139H89V140H90ZM105 139H106V138H105ZM105 139H104V140H105ZM110 139H111V137H110ZM136 139H137V138H136ZM138 139H140V138H138ZM146 139H147V138H146ZM153 139H152V140H153ZM161 139H162V138H161ZM161 139H160V141H161ZM167 139H168V138H167ZM207 139H208V138H207ZM213 139H214V138H213ZM221 139L224 140V138H221ZM221 139H220L219 141H221ZM243 139H245V138H243ZM2 140H4V139H2ZM5 140H6V139H5ZM32 140H33V139H32ZM38 140H39V139H38ZM48 140H46V141H48ZM54 140H53V141H54ZM61 140H63V139H61ZM95 140H96V139H95ZM116 140H118V139L116 138ZM128 140H129V136H128ZM128 140H127V141H128ZM132 140H133V139H132ZM164 140H165V139H163L162 141H164ZM170 140H171V141L173 140L172 137L170 138ZM170 140H168L169 142H167V143H171ZM175 140H176V143H177V146H176V148H177L179 144H178L176 138H175ZM188 140H189V139L187 138V141H188ZM190 140L192 141L193 139H190ZM199 140H200V138H199ZM203 140H204V139H203ZM203 140H202V142H203ZM13 141H14V140H13ZM17 141H18V140H17ZM35 141H36V140H35ZM35 141H33V144H35ZM56 141H57V140H56ZM68 141H69V140H68ZM68 141H67V142H68ZM79 141H81V140H79ZM96 141H97V140H96ZM106 141H107V140H106ZM108 141H109V140H108ZM127 141H125V142H127ZM133 141H134V140H133ZM135 141H137V140H135ZM153 141H154V140H153ZM157 141H158V140H157ZM165 141H166V140H165ZM214 141H215V140H214ZM217 141H218V140H217ZM217 141H216V142H217ZM232 141H233V140H232ZM234 141H236V138H235ZM9 142H10V141H9ZM14 142H16V141H14ZM18 142H19V141H18ZM18 142H17V143H18ZM21 142H24V141H21V139H20V143H21ZM29 142H30V141H29ZM39 142H40V141H38V143H39ZM57 142H58V141H57ZM59 142H60V141H59ZM63 142H64V141H63ZM63 142L61 141V145L63 144ZM81 142H82L83 144H85L83 141H81ZM90 142H91V140H90ZM93 142H94V141H93ZM93 142H92V144H93ZM99 142H100V139H99ZM99 142H98V143H99ZM111 142H112V139H111V141H110V144H111ZM113 142H114V139H113ZM123 142H124V141H123ZM131 142H132V141L130 140V141H129V144H130ZM137 142H138V141H137ZM144 142H145V139H144ZM146 142H147V140H146ZM154 142H155V141H154ZM173 142H174V143H172V144H175V141H173ZM179 142H182V140H181V141L179 140ZM184 142H185V141H184ZM184 142H183V143H184ZM196 142L199 143L198 139H197ZM204 142H205V140H204ZM204 142H203V144H204ZM206 142H207V141H206ZM210 142H213V141H210ZM236 142H238V141H236ZM241 142H242V143H240V144L243 145V141H242V140H241ZM5 143H6V142H5ZM42 143H43V142H42ZM42 143H40V144H42ZM55 143H56V142H55ZM71 143H72V142H71ZM103 143H104V142H103ZM121 143H122V141H121L119 144H121ZM133 143H134V142H133ZM133 143H132V144H133ZM135 143H136V142H135ZM149 143H150V140H149ZM149 143H148V144H149ZM152 143H153V142H152ZM159 143H163V142H159ZM187 143H188V144H189V143H194V145L196 144L194 140H193L192 142L189 141V142H187ZM219 143H221V142H219ZM219 143L217 142V144H218V147H217V148L221 151L220 148H222V146L224 145V141H223V145H219ZM227 143H228V142H226V145H227ZM0 144H1V143H0ZM2 144H4V142H3ZM8 144H9V143H8ZM12 144H13V142H12ZM12 144H11V145H12ZM18 144H19V143H18ZM24 144H25V142H24ZM36 144H37V143H36ZM43 144H44V143H43ZM53 144H54V143H53ZM65 144H66V142H65ZM73 144H74V143H73ZM75 144H76V143H75ZM106 144H108V142H106ZM123 144H125V143H123ZM126 144H127V143H126ZM129 144H128L127 147H129ZM148 144L146 143V146H147ZM153 144H154V143H153ZM156 144L158 145V142H157V143L155 142L154 146H156ZM164 144H165V143H164ZM185 144H186V143H185ZM208 144H210V143L208 142ZM214 144H215V142L212 143V145H214ZM221 144H222V143H221ZM231 144H232V142H231ZM234 144H235V142H234ZM234 144H233V145H234ZM245 144H247V143H245ZM245 144H244V145H245ZM252 144H253V143H252ZM252 144H250V146H251ZM4 145H5V144H4ZM9 145H10V144H9ZM11 145H10V146H11ZM13 145H14V144H13ZM22 145H23V144H22ZM27 145H29V144H27ZM30 145H31V144H30ZM46 145H47V144H46ZM46 145H45V147H46ZM55 145H56V144H55ZM57 145H58V144H57ZM59 145H60V144H59ZM69 145H70V143H69ZM71 145H72V144H71ZM77 145H78V143H77ZM79 145H80V144H79ZM81 145H82V144H81ZM86 145H87V144H86ZM102 145H103V144H102ZM115 145H116V144H113V147H114ZM138 145H140V144H138ZM142 145H143V144H142V142H141L140 148L142 147ZM144 145H145V143H144ZM150 145H151V144H150ZM162 145H163V144H162ZM175 145H176V144H175ZM194 145L192 144V145H190V146L193 147ZM196 145H198V144H196ZM196 145H195V146H196ZM199 145H202V144H199ZM229 145H230V144H229ZM6 146H7V145H6ZM15 146H16V144H15ZM23 146H26V145H23ZM31 146H32V145H31ZM37 146H39V145H37ZM63 146H65V145L63 144ZM111 146H112V145H111ZM116 146L118 147V145H116ZM124 146H125V145H124ZM124 146L122 145L123 148H124ZM131 146H132V145H131ZM135 146H136V145H135ZM135 146H134V149H136ZM166 146H167V145L165 144V147H166ZM169 146H170V145H169ZM180 146H181V145H180ZM184 146H186V145H184ZM227 146H228V145H227ZM236 146L242 147L241 145H236ZM250 146H249V147H250ZM2 147H3V146H2ZM7 147H8V146H7ZM33 147H35V146H33ZM43 147H44V145H43ZM47 147H48V145H47ZM47 147H46V150L48 151L49 149H47ZM49 147H50V146H49ZM58 147H59V146H58ZM74 147H75V146H74ZM81 147L85 148L84 145L81 146ZM92 147H93V146H92ZM94 147H95V145H94ZM120 147H121V146H120ZM137 147L139 148V146H137ZM156 147H157V146H156ZM160 147H162V146L159 144L158 148L161 149ZM167 147H168V146H167ZM173 147H175V146L173 145ZM182 147H183V146H181V149H180V147H179L178 151L183 150L184 147H183V149H182ZM187 147H188V146H187ZM187 147H185V148H187ZM192 147H191V148H192ZM199 147H200V146H199ZM202 147H204V149L206 150V149H208L209 146H207V144L205 143V146L202 145ZM205 147H206V148H205ZM210 147H211V145H210ZM210 147H209V148H210ZM219 147H220V148H219ZM223 147H224V146H223ZM254 147H255V145H254ZM254 147H253V148H254ZM8 148H9V147H8ZM25 148H27V147H25ZM30 148H32V147H30ZM38 148H39V147H38ZM38 148H37V149H38ZM40 148H41V147H40ZM50 148H52V146H51ZM64 148H65V147H64ZM68 148H70V146H68L67 149H68ZM79 148H80V147H79ZM89 148H90V145H89ZM95 148H96V147H95ZM102 148H104V146H103ZM106 148H107V146H106ZM129 148H130V147H129ZM140 148H139V149H140ZM148 148H149V147H148ZM151 148H153V147H151ZM158 148H157V149H158ZM168 148H169V147H168ZM194 148H196V147H194ZM197 148H198V147H197ZM212 148H213V146H212L210 149H212ZM225 148H226V146H225ZM225 148H224V150H225ZM228 148H231V147H228ZM228 148H226L227 151H229ZM232 148H233V147H232ZM253 148H252V149H253ZM9 149L12 150V148H9ZM19 149H20V148H19ZM21 149H24V148H21ZM21 149H20V153H21ZM32 149H34V148H32ZM32 149H30V151H31ZM53 149H54V148H53ZM61 149H62V148H61ZM70 149H71V148H70ZM70 149H69V151H70ZM73 149H74V148H73ZM99 149H100V148H99ZM108 149H109V144H108ZM108 149H107V151H108ZM111 149H112V147H111ZM143 149H144V148H142L141 150H142V152L145 153L146 148H145V151H143ZM153 149H154V148H153ZM169 149H171V148H169ZM192 149H193V148H192ZM201 149H202V148H201ZM201 149L199 148V150H201ZM210 149H208V150L210 151ZM233 149H235V148H233ZM244 149H245V148H244ZM250 149H251V147H250ZM255 149L257 150L256 147H255ZM255 149H254V150H255ZM258 149H259V148H258ZM260 149H261V148H260ZM260 149H259V150H260ZM14 150H15V147H14ZM28 150H29V149H28ZM51 150H52V149H51ZM55 150H56V149H55ZM71 150H72V149H71ZM74 150H76V149H74ZM77 150H78V149H77ZM77 150H76V151H77ZM91 150H93V148H92ZM94 150H95V149H94ZM101 150H102V149H101ZM104 150H105V148H104ZM113 150H114V149H113ZM120 150H121V149H120ZM126 150H127V149H126ZM137 150H138V149H137ZM147 150H148V149H147ZM150 150H151V149H150ZM165 150H166V149H164V153H165ZM171 150H172V149H171ZM188 150H189V149H188ZM188 150H185V151H186V154H187V151H188ZM194 150H195V149H194ZM205 150H204V151H205ZM208 150H207V151H208ZM226 150H225V151H226ZM235 150H236V152H238V151H237V150H238L237 147H236ZM235 150H234V151H235ZM254 150H253V151H254ZM1 151H2V150H1ZM3 151H4V148H3ZM3 151H2V152H3ZM5 151H6V150H5ZM7 151H8V150H7ZM12 151H13V150H12ZM15 151H18V149L15 150ZM33 151H34V150H33ZM38 151H40V149H39ZM43 151H44V149H43ZM43 151H42V152H43ZM47 151H45V152L47 153ZM49 151H50V150H49ZM62 151H63V149H62ZM96 151H97V150H96ZM98 151H99V150H98ZM105 151H106V150H105ZM105 151L102 150V152H105ZM109 151H110V150H109ZM117 151H118V149H117ZM148 151H149V150H148ZM154 151L156 152V148H155ZM161 151H162V150H160V152H161ZM175 151H176V149H175ZM196 151H197V149H196ZM217 151H218V150H217ZM230 151H231V150H230ZM250 151L252 152V150H249V152H250ZM9 152H10V150L8 151V153H9ZM23 152H24V150H23ZM26 152H29V151H27V149H26ZM31 152H32V151H31ZM35 152H37V150H35ZM73 152H74V151H73ZM86 152H87V150H86ZM94 152H95V151H94ZM111 152H112V150H111ZM113 152L116 153V150H114ZM113 152H112V153H113ZM132 152L137 153L135 150L132 151ZM138 152H139V150H138ZM157 152H158V151H157ZM160 152H159V153H160ZM167 152H168V151H167ZM172 152L174 153V151H172ZM176 152H177V151H176ZM181 152H182V151H181ZM189 152H191V151H189ZM197 152H198V151H197ZM197 152H196L195 154H197ZM201 152H202V150H201ZM221 152L224 153V151H221ZM236 152H234L233 154H236ZM255 152H256V151H255ZM3 153H6V152H3ZM29 153H30V152H29ZM69 153H70V152H69ZM92 153H93V152H92ZM108 153H109V152H108ZM124 153H125V152H124ZM124 153H123V154H124ZM128 153H130V150H129V152H127V154H128ZM149 153H150V152H149ZM162 153H163V151H162ZM173 153H172V154H173ZM179 153H180V152H179ZM182 153H183V152H182ZM191 153H192V152H191ZM193 153H194V152H193ZM198 153H199V152H198ZM209 153H210V152H208V154H209ZM214 153H216V152H214V150H213L212 154H209V155H213ZM228 153H229V152H227V154H226L227 156L230 155V153H229V154H228ZM6 154H7V153H6ZM9 154H10V153H9ZM9 154H8V155H9ZM18 154H19V153H18ZM44 154H45V153H44ZM61 154H62V153H61ZM83 154H84V153H83ZM83 154H82V157H83ZM87 154H89V153H87ZM93 154H95V153H93ZM93 154H92V156H93ZM102 154H103V153H102ZM105 154H106V153H105ZM109 154H110V153H109ZM125 154H126V153H125ZM157 154H158V153H157ZM160 154H161V153H160ZM160 154H159V155H160ZM170 154H171V153H170ZM201 154H202V153H201ZM205 154H206V152H205ZM219 154H220V153L217 154V157L219 156ZM224 154H225V153H224ZM224 154H223V155L221 154V156H224ZM233 154H231V155H233ZM1 155H2V153H1ZM1 155H0V157H1ZM11 155H12V153H11ZM22 155H23V153H22ZM24 155H26L25 152H24ZM32 155H33V154H32ZM32 155L30 154L29 156L31 157ZM34 155H35V154H34ZM37 155H38V154H37ZM39 155L42 156V153L39 154ZM39 155H38V156H39ZM47 155H48V153H47ZM56 155H57V156L59 155L58 152H57ZM70 155H71V153H70ZM70 155H69V156H70ZM72 155L74 156V154H72ZM72 155H71V156H72ZM89 155H90V154H89ZM100 155H101V154H100ZM100 155H99V157H100ZM114 155H115V154H114ZM120 155H121L120 158L123 157V159H124V158L126 157L125 155H122V154H120ZM131 155H133V154H131ZM131 155H129V156H127V157H130ZM137 155H138V154H137ZM137 155H136V157H137ZM152 155H154L153 152H152ZM173 155H175V153H174ZM183 155H184V154H183ZM191 155H193V154H191ZM209 155H207V156H209ZM231 155H230V156H231ZM252 155H253V154H252ZM6 156H7V155H6ZM13 156H14V155H13ZM13 156H12V158H13ZM43 156H44V155H43ZM53 156H54V155H51V156L49 155V158H50V157H53ZM80 156H81V155H80ZM97 156H98V154H97ZM101 156H102V155H101ZM103 156H104V155H103ZM111 156H112V155H111ZM124 156H125V157H124ZM142 156H143V154L141 155V157H142ZM150 156H151V154H150ZM155 156H157L156 153H155ZM166 156H168V154H167V155L165 154V158H166ZM177 156H178V154L176 155V157H177ZM180 156H181V155H180ZM189 156H190V155H189ZM193 156H194V155H193ZM193 156H192V157H193ZM199 156H200V153H199ZM207 156H205V158H206ZM221 156H220V157H221ZM250 156H251V155H250ZM253 156H254V155H253ZM253 156H252V157H253ZM17 157H18V156H17ZM17 157H16V155L14 156V158H17ZM21 157L23 158V156H21ZM27 157H28V156H27ZM54 157H55V156H54ZM67 157H68V156H67ZM112 157H114V156H112ZM115 157H116V156H115ZM117 157H119V156H117ZM131 157H132V156H131ZM134 157H135V156H134ZM134 157H132V158H134ZM136 157H135V158H136ZM152 157H153V156H152ZM168 157H169V159H170V155H169ZM183 157H184V156H183ZM194 157H195V156H194ZM194 157H193V158H194ZM196 157H197V156H196ZM200 157H201V156H200ZM200 157H198V158H200ZM212 157H213V156H212ZM214 157H216V155H215ZM217 157H216V158H217ZM233 157H234V156H232V158H233ZM235 157H236V155H235ZM2 158H3V157H2ZM7 158L9 159V156H7ZM14 158H13L12 160H14ZM24 158H26V157H24ZM28 158H29V157H28ZM28 158H27V159H28ZM34 158H35V157H34ZM55 158H56V157H55ZM65 158H66V157H65ZM68 158H69V157H68ZM77 158H78V157H77ZM79 158H80V157H79ZM84 158H86V157H84ZM90 158H91V160L93 161V159H92L91 156H90ZM90 158H89V159H90ZM95 158H96V157H95ZM95 158H94V159H95ZM135 158H134V160H135ZM137 158H138V157H137ZM146 158L148 159V158H150V157L148 156V157H146ZM155 158H156V157H155ZM155 158H154V159H155ZM157 158H158V157H157ZM157 158H156V161H157ZM173 158H174V157H173ZM179 158H181V157H179ZM179 158H177V159L179 160ZM186 158H188V157L186 156ZM193 158H191V159L193 160ZM225 158H226V160H228V159H227L228 157H225ZM230 158H231V157H230ZM17 159H18V158H17ZM20 159H21V158H20ZM20 159H19V160H20ZM27 159H25V160H27ZM29 159H30V158H29ZM36 159H37V158H36ZM51 159H52V158H50V159H48V160H51ZM53 159H54V158H53ZM69 159H70V158H69ZM89 159H87L88 162H89ZM101 159H102V158H101ZM109 159H110V158H109ZM128 159H129V158H128ZM139 159H141V158L139 157ZM150 159H151V158H150ZM160 159H162V158H160ZM163 159H164V157H163ZM191 159H190V160H191ZM211 159H213V158H211ZM222 159H223V158H222ZM10 160H11V159H10ZM10 160L8 161V163H9V162L12 163V161H10ZM23 160H24V159H23ZM57 160H59V159H57ZM75 160H76V159H75ZM75 160H74V161H75ZM81 160H82V159H81ZM111 160H112V159H111ZM111 160H110V161H111ZM114 160H115V159H114ZM121 160H122V159H121ZM121 160H120V162H121ZM124 160H125V159H124ZM129 160H130V159H129ZM145 160H146V159H145ZM158 160H159V158H158ZM180 160H181V159H180ZM182 160H183V159H182ZM184 160H185V159H184ZM184 160H183V161H184ZM190 160H189V162H190ZM192 160H191V161H192ZM199 160H200V159H199ZM201 160H202V159H201ZM206 160H208V159H206ZM229 160H230V159H229ZM231 160H232V159H231ZM233 160H235V159H233ZM233 160L231 161V163L233 162ZM4 161H5V160H4ZM30 161L32 162L33 160L30 159ZM52 161H53V160H52ZM52 161H51V162H52ZM63 161H65V160H63ZM99 161H101V160H99ZM106 161H107V159H106ZM106 161H105V162H106ZM136 161H138V159H137ZM139 161H140V160H139ZM147 161H148V160H147ZM151 161H152V159H151ZM151 161H149V162L151 163ZM153 161H154V160H153ZM166 161H168V160H166ZM203 161H204V157H203ZM213 161H214V160H212L211 163L209 162V164H212ZM219 161L222 162V160H221L220 158H219ZM235 161H236V160H235ZM6 162H7V160H6ZM17 162H18V161H17ZM19 162H20V161H19ZM23 162H24V161H23ZM25 162H26V161H25ZM25 162H24V163H25ZM35 162H36V161H35ZM61 162H62V160H61ZM72 162H73V161H72ZM77 162H78V161H76V163H77ZM80 162H82V161H79V164H80ZM83 162H84V161H83ZM85 162H86V161H85ZM94 162H95V161H94ZM117 162H118V159H117ZM126 162L128 163V160H127V161H124V162H122V163H126ZM141 162H142V161H141ZM157 162H158V161H157ZM175 162L178 163L177 161H175ZM181 162H182V161H181ZM187 162H188V161H187ZM196 162H197V161H196ZM207 162H208V161H207ZM207 162H206V163H207ZM225 162H227V161H225ZM11 163H10V164H11ZM26 163H27V162H26ZM33 163H34V162H33ZM43 163H44V162H43ZM45 163H46V162H45ZM45 163H44V164H45ZM56 163H57V162H56ZM59 163H60V162H59ZM59 163H58V164H59ZM95 163H96V162H95ZM101 163H102V162H101ZM111 163H112V162H111ZM111 163H110V164H111ZM114 163H115V162H114ZM127 163H126V164H127ZM129 163H130V162H129ZM134 163H135V162H134ZM153 163H154V162H153ZM159 163H161V162L159 161ZM159 163H158V165H159ZM167 163H168V162H167ZM171 163H172V160H171ZM185 163H186V162H185ZM198 163H199V162H198ZM215 163H216V162H215ZM222 163H224V162H222ZM227 163H228V162H227ZM231 163H230V164H231ZM0 164H1V163H0ZM2 164H4V163H2ZM2 164H1V166H0V168L2 167L1 169H3ZM6 164H7V163H6ZM15 164H16V162H14V165H15ZM19 164H20V166H23V165H21V162H20ZM28 164H29V163H28ZM36 164H37V163H36ZM36 164H35V166H36ZM51 164H52V163H51ZM53 164H54V163H53ZM61 164H62V163H61ZM66 164H67V163H66ZM70 164H71V163H70ZM70 164H69V165H70ZM72 164H73V163H72ZM77 164H78V163H77ZM77 164H76V165H77ZM98 164L100 165V162H99ZM120 164H121V163H120ZM126 164H125V165H126ZM130 164H131V163H130ZM137 164H138V163H137ZM139 164H140V163H139ZM145 164H148V163H145ZM156 164H157V163L155 162V166H156ZM161 164H162V163H161ZM165 164H166V163H165ZM169 164H170V163H169ZM179 164H180V163H179ZM181 164H184V162L181 163ZM192 164H193V163H192ZM194 164H195V163H194ZM199 164H200V163H199ZM203 164H204V162H203ZM216 164H218V163H216ZM228 164H229V163H228ZM17 165H18V163H17ZM30 165H31V164H30ZM56 165H57V164H56ZM63 165H64V164H63ZM63 165H61V166L63 167ZM74 165H75V164H74ZM74 165H73V166H74ZM80 165H81L80 167H82L83 164H80ZM93 165H94V164H93ZM96 165H97V163H96ZM99 165H98V166H99ZM102 165H103V164H102ZM102 165H100V166H102ZM127 165H128V164H127ZM11 166H13V165L11 164ZM20 166H18V167L21 168ZM33 166H34V165H33ZM45 166H46V164L44 165V167H45ZM50 166H51V165H50ZM50 166H48V167H50ZM85 166H86V165H85ZM87 166H88V165H87ZM90 166H92V164H90ZM100 166H99V168H100ZM122 166H123V165H122ZM129 166H130V165H129ZM131 166H132V165H131ZM131 166H130V167H131ZM141 166H142V165H141ZM149 166H150V164H149ZM155 166H154V167H155ZM163 166H165V165H163ZM175 166H176V165H175ZM175 166H173V167H174V168H177V167H178V165H177V167H175ZM5 167H7V165H5L4 168H5ZM14 167H16V166H14ZM24 167H26V166H24ZM27 167H28V166H27ZM27 167H26V168H27ZM40 167H41V166H40ZM40 167H39V168H40ZM42 167H43V166H42ZM76 167H77V166H76ZM93 167H95V169H96V166H93ZM93 167H91V168H93ZM102 167H104V166H102ZM142 167H144V164H143ZM142 167H140V168L142 169L141 171H143V173H144L145 171L143 170L144 168H142ZM145 167H146V166H145ZM8 168H9V167H8ZM31 168H32V167H31ZM35 168H36V169H35ZM35 168H34L35 170L33 171V170H31V169L28 167V169H29L30 171H33V172H35V174H36V173L39 171V169H37V167H35ZM66 168H67V167H66ZM66 168H65V169H66ZM82 168H85V167H82ZM89 168H90V167H89ZM104 168H105V167H104ZM104 168H102V170H103ZM108 168H109V167H108ZM127 168H128V166H127ZM158 168H159V167H158ZM158 168H156V170H158ZM160 168H161V167H160ZM162 168L165 169V167H162ZM162 168H161L160 170H162ZM5 169H6V168H5ZM12 169H13V167H12ZM21 169H22V168H21ZM40 169H41V168H40ZM50 169H51V168H50ZM85 169H86V168H85ZM87 169H88V168H87ZM95 169H93V170H95ZM125 169H126V168H125ZM129 169H130V168H129ZM148 169H149V168H148ZM178 169H180V167H178ZM207 169H208V168H207ZM8 170H9V169H7V170H5V171H8ZM22 170H23L22 172H25V173L27 172V170L25 171V169H22ZM37 170H38V171H37ZM43 170H45V169H43ZM76 170H77V169H76ZM78 170H80V169H78ZM88 170H89V169H88ZM96 170H98V168H97ZM102 170L99 169V171H102ZM107 170H108V169H107ZM130 170H132V168H131ZM149 170H151V169H149ZM152 170H153V169H152ZM152 170H151V171H152ZM165 170H166V169H165ZM3 171H4V170H3ZM10 171H11V170H10ZM12 171H13V170H12ZM14 171H15V168H14ZM18 171H19V170H18ZM36 171H37V172H36ZM46 171H47V169H46ZM52 171H54L53 168H52ZM55 171H56V170H55ZM55 171H54V172H55ZM71 171H72V170H71ZM85 171H86V170H85ZM105 171H106V170H105ZM105 171L103 170V172H105ZM110 171H111V170H110ZM127 171H128V170H127ZM153 171H155V169H154ZM153 171H152V174H153ZM162 171H163V170H162ZM162 171H161V174H162ZM176 171H177V170H176ZM179 171H180V170H179ZM20 172H21V171H20ZM47 172H48V171H47ZM47 172H46V173H47ZM50 172H51V171H50ZM63 172H64V171H63ZM66 172H67V171H66ZM75 172H77V171H75ZM80 172H81V171H80ZM83 172H84V170H83ZM87 172H88V171H87ZM96 172H97V171H96ZM124 172H125V171H124ZM146 172H147V171H146ZM156 172H157V174H159L158 171H156ZM156 172H155V174H156ZM164 172H165V171H164ZM177 172H178V171H177ZM1 173H2V172H1ZM14 173H15V172H13V174H14ZM25 173H24V174H25ZM43 173H44V172H43ZM43 173H42V175L45 176L46 173H44V174H43ZM51 173H52V172H51ZM51 173H50V174H51ZM72 173H73V172H72ZM85 173H86V172H85ZM85 173H82V175H85ZM89 173H90V172H89ZM101 173H102V172H101ZM109 173H110V172H109ZM131 173H132V172H131ZM182 173H183V172L181 171L180 174L182 175ZM10 174H11V173H10ZM58 174H59V173H58ZM76 174H77V173H76ZM86 174H87V173H86ZM90 174H91V173H90ZM92 174H93V173H92ZM92 174H91V176H92ZM99 174H100V173H99ZM103 174H104V173H103ZM114 174H115V173H114ZM114 174H113V175H114ZM117 174H118V173H117ZM145 174H146V173H145ZM155 174H154V175H155ZM178 174H179V173H178ZM8 175H9V173H8ZM27 175H28V173H27ZM29 175H31V173H29ZM37 175H38V173H37ZM46 175H48V174H46ZM52 175H53V174H51V177H52ZM60 175H61V174H60ZM70 175H71V174H70ZM88 175H89V174H88ZM88 175H86V177H88ZM101 175H102V174H101ZM104 175H105V174H104ZM11 176H12V175H11ZM11 176H10V178H11ZM38 176H39V175H38ZM40 176H41V175H40ZM54 176H55V175H54ZM56 176H57V174H56ZM63 176H64V175H63ZM65 176H66V173H65ZM74 176H75V175H74ZM74 176H73V177H74ZM91 176H89V177H90L91 179H94V178H92ZM95 176H96V175H95ZM98 176H99V175H98ZM102 176H103V175H102ZM102 176H101V178H102ZM108 176H109V174H108ZM108 176L106 175V178H107ZM117 176H118V175H117ZM150 176H151V174H150ZM183 176H184V174H183ZM185 176H186V174H185ZM6 177H7V176H6ZM8 177H9V176H8ZM13 177H14V176H13ZM15 177H17L16 174H15ZM28 177H29V176H28ZM33 177H34V175H33ZM61 177H62V175H61ZM68 177H69V175H68ZM73 177H72V178H73ZM84 177H85V176H84ZM89 177H88V179H89ZM113 177H114V179H115L116 176H113ZM118 177H119V176H118ZM118 177H117V178H118ZM155 177H156V175H155ZM157 177H158V176H157ZM170 177H171V176H170ZM21 178H22V177H21ZM21 178H18V179H21ZM24 178H25V177H24V175H23V179H24ZM42 178H43V177H42ZM45 178H47V177L45 176ZM57 178H58V176H57ZM70 178H71V177H70ZM74 178H75V177H74ZM78 178H80L79 175H78V177L75 178V179H78ZM99 178H100V177H99ZM18 179H17V180H18ZM35 179H36V178H35ZM35 179H34V180H35ZM38 179H41V178H38ZM53 179H55V178H53ZM59 179H60V177H59ZM59 179H58V180H59ZM83 179H84V178H83ZM88 179L86 178V180H88ZM11 180H12V179H11ZM24 180H25V179H24ZM26 180H27V179H26ZM28 180H29V179H28ZM28 180H27V181H28ZM30 180H32V179H30ZM30 180H29V183H30ZM46 180H48V179H45V181H46ZM49 180H52V179H49ZM66 180H67V179H66ZM68 180H71V179H68ZM80 180H81V179H80ZM80 180H79V182H80ZM95 180H96V179H95ZM97 180H98V179H97ZM97 180H96V181H97ZM105 180H106V179H105ZM118 180H119V178H118ZM147 180H148V179H147ZM151 180H153V183L155 182L154 178L151 179ZM159 180H160V178H159ZM209 180H210V179H209ZM36 181H37V180H36ZM43 181H44V180L41 179V184L39 183V185H42V186H43V185H44V183H42ZM54 181H55V180H54ZM54 181L52 180V181H51V184H53L52 182H54ZM62 181H63V180L60 179L59 183H62ZM71 181H74V179L71 180ZM83 181H84V182H87V181H85V179H84ZM103 181H104V180H103ZM103 181H101V183H102ZM195 181H197V180H195ZM195 181L193 180V183H192V184H194ZM19 182H20V181H19ZM39 182H40V181H39ZM64 182H65V181H64ZM75 182L77 183V180H76ZM93 182H94V181H92V182H90V183L92 184ZM98 182H99V181H98ZM112 182H113V184H114V181H112ZM115 182H116V181H115ZM117 182H118V181H117ZM119 182H120V181H119ZM157 182H158V181H157ZM157 182H156V183H157ZM20 183H21V182H20ZM20 183H19V184H20ZM37 183H38V182H37ZM45 183H46V182H45ZM56 183H58V181H56ZM69 183H70V182H69ZM87 183H88V182H87ZM104 183H105V181H104ZM133 183H134V182H133ZM146 183H147V182H146ZM195 183H196V182H195ZM22 184L25 185V188L27 187V186H26L27 182H26V184L22 182ZM22 184H21V186H22ZM51 184H50V186L53 188V185H51ZM62 184H63V183H62ZM66 184H67V183H66ZM71 184H72V182H71ZM79 184H80V183H79ZM94 184H95V183H93V185H94ZM120 184H121V183H120ZM147 184H148V183H147ZM157 184H158V183H157ZM189 184H190V183H189ZM17 185H18V184H17ZM31 185H33V184H31ZM34 185H37V184H34ZM45 185H46V184H45ZM57 185H58V184H56V186H57ZM64 185H65V184H64ZM83 185H85V184L83 183ZM106 185H107V183L104 184L105 187H106ZM108 185H109V184H108ZM108 185H107V186H108ZM115 185H116V183H115ZM21 186H20V188H21ZM48 186H49V185H48ZM62 186H63V185H62ZM74 186H76V185L73 184V187H71L72 190H73V188H76V187H74ZM77 186H78V185H77ZM88 186H89V184H88ZM95 186H96V185H94L93 188H94ZM97 186H98V185H97ZM111 186H113V185L111 184ZM133 186L136 187V185H133ZM153 186H155V185H153ZM1 187H2V186H1ZM15 187H17V186H15ZM37 187H38V185H37ZM60 187H61V186H60ZM83 187H84V186H83ZM85 187H86V186H85ZM99 187H100V186H99ZM99 187H97V188H99ZM101 187L103 188V186H101ZM101 187H100V188H101ZM108 187H109V186H108ZM108 187H106V188L108 189ZM123 187H124V185H123ZM127 187H128V186H126V188H127ZM131 187H132V185L130 186V188H131ZM144 187H145V186H144ZM148 187H149V184L147 185V188H148ZM150 187H151V186H150ZM158 187H159V186H158ZM22 188H24V187H22ZM27 188H28V187H27ZM30 188H31V187H30ZM34 188H35V186H34ZM47 188H48V187H47ZM55 188H56L55 191H57V190H58V189H57L58 187H55ZM67 188H68V187H67ZM78 188H79V187H78ZM102 188H101V189H102ZM128 188H129V187H128ZM128 188H127V189H128ZM130 188H129V189H130ZM154 188H155V187H154ZM159 188H160V187H159ZM2 189H4V188H2ZM18 189H19V187H18ZM42 189H43V188H42ZM65 189H66V188H65ZM80 189H83V188L80 187ZM80 189L78 190V192L80 191ZM88 189H89V188H87L86 191H88ZM90 189H91V187H90ZM90 189H89V190H90ZM94 189H95V188H94ZM107 189H106V190H107ZM127 189H126V191H127ZM135 189H136V188H135ZM138 189H139V188H138ZM141 189H143V187H142ZM141 189H140V191H141ZM156 189H158L157 186H156ZM22 190H25V189H22ZM59 190H60V188H59ZM74 190H75V189H74ZM74 190H73V191H74ZM91 190H92V189H91ZM95 190H96V189H95ZM99 190H100V189H99ZM117 190H118V189H117ZM145 190H146V191H144V193L147 192L148 189H145ZM150 190H151V189H150ZM160 190H162V188H161ZM5 191H6V190H5ZM29 191L32 192L33 190L29 189ZM38 191H40V189H39ZM49 191H50V190H49ZM75 191H76V190H75ZM81 191H82V190H81ZM119 191H120V189H119ZM136 191H137V189H136ZM138 191H139V190H138ZM138 191H137V193H138ZM151 191H152V190H151ZM151 191H150V193L152 194ZM6 192H7V191H6ZM25 192H26V190H25ZM27 192H28V191H27ZM33 192H34V191H33ZM35 192H36V191H35ZM46 192H47V191H46ZM59 192H61V191H59ZM63 192H64V191H63ZM88 192H89V191H88ZM97 192L100 194V191H97ZM105 192H106V191H105ZM111 192H112V191H111ZM111 192H109V193H111ZM120 192H121V191H120ZM120 192H119V193H120ZM122 192H124V189H123ZM130 192H131V191H130ZM158 192H159V191H158ZM21 193H22V192H21ZM28 193H29V192H28ZM41 193H43V192H41ZM47 193H49V192H47ZM51 193H52V192H51ZM53 193H54V192H53ZM73 193H74V192H73ZM76 193H77V192H76ZM76 193L73 194V195L75 196ZM89 193H92V194H93V190H92V192L90 191ZM116 193H117V192H116ZM128 193H129V192H128ZM133 193H135V191H133ZM137 193H135V194H137ZM139 193H141V195L143 196V192H139ZM139 193H138V194H139ZM156 193H157V191H156ZM164 193H165V192H164ZM24 194H25V193H24ZM35 194H36V193H35ZM56 194H58V193L56 192ZM63 194H65V192H64ZM63 194H62V195H63ZM70 194H71V193H70ZM85 194H87V193H85ZM85 194L83 193V195H85ZM94 194H97V193H94ZM94 194H93V195H94ZM129 194H131V193H129ZM135 194H134V195H135ZM158 194H159V193H158ZM161 194H163V193H161ZM165 194H166V193H165ZM32 195H33V194H32ZM37 195H38V192H37L36 196H37ZM54 195H55V194H54ZM54 195H51V198H52V196H54ZM60 195H61V194H60ZM77 195H78V194H77ZM77 195H76L74 198L77 197V199H78L79 196H77ZM89 195H90V194H89ZM89 195H88V196H89ZM131 195H132V194H131ZM139 195H140V194H139ZM139 195H138V196H139ZM141 195H140V197H141ZM154 195H155V194H154ZM9 196H10V195H8V197H9ZM24 196H25V195H24ZM26 196L28 197V195H26ZM29 196H31V194H30ZM38 196H40V195H38ZM41 196H42V194H41ZM55 196H56V195H55ZM57 196H59V195H57ZM68 196H69V195H68ZM88 196H87V197H88ZM100 196H101V195H100ZM104 196H105V193H104ZM111 196H112V195H111ZM132 196H133V195H132ZM146 196L149 197L148 194H147ZM150 196H151V198H152L153 195H150ZM158 196H159V197H162V196H160V195H158ZM163 196H164V195H163ZM166 196H167V195H166ZM27 197H24V198L27 199ZM33 197H35V196H33ZM46 197H48V194L46 195ZM46 197H45V198H46ZM63 197H64V196H63ZM71 197H72V195H71ZM84 197H85V196H84ZM98 197H99V195H98ZM143 197H144V196H143ZM28 198H29V197H28ZM35 198H37V197H35ZM41 198L43 199V201L45 200V199H44V196L41 197ZM41 198H40V199H41ZM56 198H57V197H56ZM61 198H62V197H61ZM90 198H91V197H90ZM109 198H110V197H109ZM113 198H114V196H113ZM117 198H118V197H117ZM133 198H136V197L134 196ZM133 198H132V199H133ZM138 198H139V197H138ZM149 198H150V197H149ZM162 198H163V197H162ZM166 198H167V197H166ZM166 198H165V200H166ZM29 199H30V198H29ZM33 199H34V198H33ZM59 199H60V197H59ZM67 199L69 200V198H67ZM84 199H86V198H84ZM100 199H102V197H101ZM105 199H106V198H105ZM144 199H145V197H144ZM158 199H160V198H158ZM163 199H164V198H163ZM37 200H39V197H38ZM47 200H48V198H47ZM56 200H57V199H55V201H56ZM62 200H63V201L65 200L66 203H67L66 198H64V199L62 198ZM71 200H73V199H71ZM88 200H89V199H88ZM94 200H95V199L93 198L92 201H94ZM109 200H110V199H109ZM111 200H112V203H113V199H111ZM139 200H140V198H139ZM147 200H148V199H146V200H145L146 202H144V203H147V204H148L149 201H147ZM156 200H157V199H156ZM48 201H49V200H48ZM48 201H47V202H48ZM52 201H54V199H53ZM52 201H51V202H52ZM57 201H59V200H57ZM57 201H56L55 203H57ZM65 201H64V202H65ZM78 201H79V203H80V201H82V197H81V199L78 200ZM95 201H98L97 198H96ZM105 201H106V200H105ZM157 201H158V200H157ZM203 201H204V200H203ZM41 202H42V201H41ZM45 202H46V201H45ZM49 202H50V201H49ZM51 202H50V204H53V202H52V203H51ZM59 202H60V201H59ZM86 202H87V201H86ZM114 202H115V201H114ZM131 202H132V201H131ZM136 202L138 203L137 200H136ZM139 202H140V201H139ZM141 202H142V199H141ZM152 202H153V201H152ZM166 202H168V201H166ZM34 203H35V202H34ZM61 203H62V202H61ZM61 203H60V204L58 203L57 205L60 206V205H62ZM77 203H78V202H77ZM87 203H89V202H87ZM97 203H98V202H97ZM104 203H105V202H104ZM106 203H107V201H106ZM132 203H133V204L135 203L134 200H133ZM45 204H46V203H45ZM50 204H49V205H50ZM67 204H68V203H67ZM94 204H95V203H94ZM98 204H99V203H98ZM117 204H118V202H117ZM135 204H136V203H135ZM147 204H146V205H147ZM153 204H154V202L152 203V205H153ZM166 204H167V203H166ZM170 204H171V203H170ZM32 205H33V204H32ZM57 205H56V206H57ZM65 205H66V204H65ZM65 205H62V206H65ZM69 205H70V203H69ZM80 205H81V204H80ZM80 205H79V206H80ZM95 205H96V204H95ZM99 205H100V204H99ZM110 205H112V204H110ZM115 205H116V203H115ZM152 205H150V206H152ZM39 206H40V205H39ZM42 206H43V205H41V207H42ZM52 206H53V205H52ZM52 206H51V207H52ZM77 206H78V205H77ZM77 206H76V207H77ZM83 206H84V204H83ZM92 206H93V205H92ZM96 206H97V205H96ZM113 206H114V205H113ZM116 206H117V205H116ZM116 206H115V207H116ZM118 206H120V205L118 204ZM140 206L142 207V205H140ZM170 206H172V205H169V207H170ZM36 207H37V206H36ZM43 207H44V206H43ZM43 207H42V208H43ZM46 207H47V206H46ZM76 207L74 206L73 210H74V209L76 210ZM89 207H90V204H89ZM93 207H94V206H93ZM98 207H99V206H98ZM98 207H97V208H98ZM110 207H111V206H110ZM132 207H134V205H133ZM137 207H139V205H138ZM144 207H145V206H144ZM148 207H149V206H148ZM154 207H155V206H153L152 209H153ZM77 208H78V207H77ZM97 208H96V209H97ZM107 208H109V207H107ZM149 208H150V207H149ZM36 209L39 210L40 208H36ZM44 209H46V208H44ZM52 209H53V208H52ZM56 209L59 210V208H57V207H56ZM66 209H67V207H66ZM79 209H80V208H79ZM99 209H100V207H99ZM99 209H98V210H99ZM109 209H110V208H109ZM143 209H144V208H143ZM154 209H156V208H154ZM91 210H92V209H91ZM102 210H103V211H106V208H105V210H104V209H102ZM107 210H108V209H107ZM117 210H118V209H117ZM140 210H141V209H139L138 211L140 212ZM42 211H43V210H42ZM50 211H51V212L54 211V214L56 215L55 212H56L57 210L55 211V209H54V210L52 211V210L50 209ZM50 211L47 210L48 213H49ZM66 211H67V210H66ZM80 211L82 212V211H84V209H83V210H80ZM80 211H79V212H80ZM85 211L87 212L86 209H85ZM143 211H144V210H143ZM143 211H142V212H143ZM154 211H155V210H154ZM39 212H40V210H39ZM51 212H50V213H51ZM81 212H80V213H81ZM97 212H98V211H97ZM107 212H108V211H107ZM135 212H136V211H135ZM43 213L46 214L45 212H42V214H43ZM64 213H65V212H64ZM73 213H74V212H73ZM102 213H103V212H102ZM104 213H106V212H104ZM113 213H114V211H113ZM113 213H112V214H113ZM118 213H119V210H118ZM120 213H121V212H120ZM120 213H119V214H120ZM132 213H133V212H132ZM132 213H131V215H132ZM137 213H138V212H137ZM143 213H145V212H143ZM151 213H152V212H151ZM157 213H158V212H157ZM165 213H166V212H165ZM44 214H43V215H44ZM51 214H53V213H51ZM51 214H50L49 216H52ZM57 214H58V213H57ZM106 214H108V213H106ZM106 214H105V215H106ZM112 214H110V215H112ZM127 214H129V213H127ZM152 214H153V215H152ZM152 214H151L152 217H150V218H152V220H153L154 213H152ZM70 215H71V214H70ZM83 215H84V214H83ZM85 215H86V214H85ZM85 215H84V217H85ZM88 215H89V214H88ZM101 215H102V214H100V216H101ZM110 215H109V217H111ZM116 215H117V213H116ZM134 215H136V214L134 213ZM138 215H139V214H138ZM158 215H159V214H158ZM46 216H47V214H46ZM46 216H45V217H46ZM49 216H47L48 220H49V218H50ZM56 216L60 217L59 215H56ZM65 216H66V214H65ZM65 216L62 215L61 217H62V218L64 217V219H66ZM73 216H74V215H73ZM75 216H77V213H76ZM75 216H74V217H75ZM78 216H80V215L78 214ZM90 216H92V215H90ZM114 216H115V215H114ZM122 216H123V214H122ZM140 216H141V212H140ZM156 216H157V214H156ZM52 217H53V216H52ZM58 217H55V218H58ZM61 217H60V218H61ZM66 217L68 218V216H66ZM71 217H72V216H71ZM71 217H70V218H71ZM82 217H83V216H82ZM86 217H87V216H86ZM92 217H93V216H92ZM101 217H102V216H101ZM105 217H107V219H108V215L105 216ZM117 217H118V216H117ZM119 217H121V214L119 215ZM132 217H133V216H132ZM72 218H73V217H72ZM77 218H78V217H77ZM77 218H76V219H77ZM80 218H81V217H80ZM87 218H88V217H87ZM96 218H98V217H96ZM96 218H94V220H95ZM134 218H135V216H134ZM138 218H139V217H138ZM148 218H149V217H148ZM64 219H62L63 222H66V221H64ZM73 219H74V218H73ZM98 219H99V218H98ZM110 219H111V218H110ZM136 219H137V218H136ZM136 219H135V221H136ZM50 220H51V219H50ZM50 220H49V221H50ZM53 220H54V218H53ZM60 220H61V219H60ZM62 220H61V221H62ZM78 220H79V219H78ZM80 220H81V219H80ZM92 220H93V219H92ZM100 220H101V219H100ZM113 220H115V219L113 218L111 221H113ZM120 220H121V219H120ZM149 220H151V219H149ZM152 220H151V222H152ZM155 220H156V219H155ZM155 220H154V221H155ZM54 221H55V220H54ZM58 221H59V220H58ZM67 221L69 222V218H68ZM71 221H72V219H71ZM75 221H77V220H74V222H75ZM87 221H88V220H87ZM95 221H96V220H95ZM102 221H103V217H102L101 223H104V221H103V222H102ZM106 221H107V220H106ZM117 221H119V220L117 219ZM125 221H127V218L125 219ZM129 221H130V222H133L134 220L131 221V220L129 219ZM129 221H128V223H129ZM139 221H141V219H140ZM139 221H138V222H139ZM143 221H144V219H143ZM145 221H147V220L145 219ZM156 221H157V220H156ZM156 221H155V223H156ZM59 222H60V221H59ZM59 222H57V223H58V226H60ZM78 222H79V221H78ZM96 222H97V221H96ZM98 222H100V221H98ZM151 222L149 221V223H151ZM53 223H54V222H53ZM60 223H62V222H60ZM66 223H67V222H66ZM66 223H64V224H66ZM69 223H70V222H69ZM93 223H94V221H93ZM107 223H108V222H107ZM115 223H116V221H115ZM155 223H154V224H155ZM67 224H68V223H67ZM76 224H77V222H76ZM98 224H99V223H98ZM104 224H105V223H104ZM108 224H111V223H108ZM122 224L126 225L127 223L125 224V222H124V223H122ZM129 224H131V223H129ZM132 224H133V223H132ZM152 224H153V223H152ZM54 225H55V224H54ZM73 225H74V224H73ZM80 225H83V227H84V224L82 223V221H81V224H80ZM85 225H86V226H89V224L87 225V223H85ZM102 225H103V224H102ZM116 225H117V224H116ZM119 225H120V224H119ZM135 225H136V224H135ZM137 225H139V223H137ZM137 225H136L135 227H139V226H137ZM144 225H145V224H144ZM63 226H64V225H63ZM91 226H92V224H91ZM93 226H95V224H94ZM109 226H110V225H109ZM111 226H112V227H115V224H114V226L111 224ZM121 226H123V225H121ZM128 226L130 227L131 225H128ZM141 226H142V225H141ZM146 226H147V225H146ZM146 226H145V227H146ZM152 226H153V225H152ZM61 227H62V226H60V228H61ZM76 227H77V225H76ZM78 227H81V226H78ZM96 227H97V226H96ZM98 227H99V226H98ZM100 227H101V225H100ZM105 227H107V226H105ZM117 227H119V226H117ZM131 227H133V226H131ZM135 227H134V228H135ZM87 228H88V227H87ZM89 228H93V227H89ZM89 228H88V229H89ZM115 228H116V227H115ZM115 228H114V231H116ZM140 228H141V227H140ZM147 228H149V227H147ZM33 229H35V228H33ZM56 229H57V228H56ZM64 229H65V228H64ZM64 229H63V227L60 229L62 235H64V236H69V235H68L69 233L67 234V232H66V229H67V228H66L65 230H64ZM69 229H70V226H69V228H68V231H69ZM73 229H74V228H73ZM85 229H86V228H85ZM88 229H86V230H88ZM109 229H110V228H109ZM120 229H121V228H120ZM120 229L118 228V230H120ZM126 229H127V228H126ZM128 229H129V228H128ZM128 229H127V230H128ZM136 229H137V228H136ZM70 230H71V229H70ZM75 230H76V229H75ZM93 230H94V229H93ZM96 230H98V229H96ZM96 230H95V231H96ZM138 230H139L140 232H144L145 230L147 231V229L144 230V228H143V230L141 229L142 231H141L140 229H138ZM148 230H149V229H148ZM77 231H78V230H77ZM79 231H83V232H78L79 234L81 233V234H80V236H81V235L84 233L85 230H84V228H83L82 230H81V228H80ZM90 231L92 232V229H91ZM95 231H94V232H95ZM102 231H103V230H101L100 233H101ZM112 231H113V228H112L111 232H112ZM120 231H121V230H120ZM123 231H124V230H123ZM136 231H137V230H136ZM139 231H137V232H139ZM146 231H145V232H146ZM150 231H151V229H150ZM150 231H148V233H149ZM87 232H88V231H87ZM118 232H119V231H118ZM121 232H122V231H121ZM133 232H134V231H133ZM145 232H144V233H145ZM58 233H59V231H58ZM88 233H90V232H88ZM88 233H87V234H88ZM97 233H98V232H97ZM102 233H104V231H103ZM116 233H117V232H116ZM126 233L128 234V232L125 231V233H122V235L124 234V235L126 236V235H127ZM144 233H141V234H144ZM150 233H152V231H151ZM153 233H154V232H153ZM70 234H71V232H70ZM84 234H85V233H84ZM93 234H94V233H93ZM98 234H99V233H98ZM130 234H135V233H130ZM138 234H139V233H138ZM141 234H140V235H141ZM40 235H42V234H40ZM59 235H60V234H59ZM62 235H61V236H62ZM88 235H89V234H88ZM109 235H110V233H109ZM113 235H114V234H113ZM113 235H112V236H113ZM124 235H123L122 237H124ZM145 235H146V233H145ZM145 235H144V237H145ZM151 235H152V234H151ZM64 236H63V237H64ZM77 236H79V235H77ZM84 236H85V235H84ZM84 236H83V237H84ZM119 236L121 237V235H119ZM128 236H129V237H128ZM134 236H135V235H134ZM138 236H139V235H138ZM141 236L143 237V235H141ZM155 236H156V235H155ZM4 237H5V236H4ZM63 237H62V238H63ZM69 237H71V235H70ZM69 237H68V238H69ZM81 237H82V236H81ZM83 237H82V238H83ZM91 237H93V236H90V238H91ZM95 237H96V236H95ZM98 237H99V236H98ZM101 237H102V236H101ZM101 237H100V239H101ZM104 237H105V236H104ZM109 237H110V236H109ZM109 237H108V238H109ZM114 237H115V236H114ZM114 237H113V239H115ZM120 237H119V238H120ZM130 237L133 238V236H131V235H127L126 238H128V239L130 240V239H131ZM146 237L149 238V234H148V236H146ZM153 237H154V236H153ZM41 238H42V237H41ZM47 238H48V237H47ZM85 238L87 239V235L85 236ZM90 238H89L88 240H90ZM106 238H107V237H106ZM147 238H146V239H147ZM151 238H152V236H151ZM156 238H157V236H156ZM12 239H13V237H12ZM63 239L66 240V237L63 238ZM63 239H61V240H63ZM69 239H70V238H69ZM77 239L79 240L80 237H79V238L77 237ZM91 239H92V238H91ZM96 239H97V237H96ZM109 239H111V238H109ZM123 239H124V238H123ZM123 239L121 238V240H123ZM128 239H127V240H128ZM133 239H134V238H133ZM138 239H139V237H138ZM138 239H136V240L138 241ZM140 239H141V238H140ZM144 239H145V238H144ZM154 239H155V238H154ZM42 240H43V239H42ZM46 240H47V239H46ZM46 240H45V241H46ZM48 240H49V239H48ZM48 240H47V242H48ZM50 240H52V239H50ZM53 240H54V239H53ZM82 240H83V239H82ZM84 240H85V239H84ZM92 240H93V239H92ZM101 240H103V238H102ZM104 240H105V239H104ZM117 240H119V239H117ZM152 240H153V238H152ZM156 240H158V238H157ZM3 241H4V240H3ZM6 241H8V239H6ZM9 241H10V240H9ZM14 241L16 242V239H15ZM18 241H20V240H18ZM76 241H77V240H76ZM109 241H110V240H109ZM149 241H151V240H149ZM154 241H155V240H154ZM15 242H14L13 246H11V247H14V245L17 244V243H15ZM49 242H52V241H49ZM67 242H68V241H67ZM69 242H72V241L69 240ZM73 242H74V241H73ZM77 242H78V241H77ZM77 242H76V243H77ZM84 242H86V241H84ZM89 242H90V241H89ZM98 242H99V241H98ZM101 242L103 243V241H101ZM114 242H116V241H114ZM119 242H120V241H119ZM130 242H131V241H130ZM141 242H142V241H141ZM1 243H2V242H1ZM20 243H22V242L20 241ZM42 243H43V242H42ZM55 243H57V242L54 241V244H55ZM86 243H87V242H86ZM91 243L93 244V241H92ZM104 243H105V242H104ZM106 243H107V242H106ZM106 243H105V244H106ZM121 243L123 244V242H121ZM127 243H129V242H127ZM144 243L147 244L148 242L144 241ZM150 243H151V242H150ZM4 244H5V243H4ZM10 244H11V243H10ZM46 244H47V243H46ZM57 244H58V243H57ZM70 244H71V243H70ZM87 244H88V243H87ZM95 244H96V246H97L98 243H96V241H95ZM100 244H101V243H100ZM112 244H113V243H112ZM136 244H137V243H136ZM136 244H135V245H136ZM151 244L153 245V244H155V243L153 242V243H151ZM181 244H182V243H181ZM2 245H3V244H2ZM62 245H63V243H62ZM74 245H75V243H74ZM76 245H78V244H76ZM88 245H89V244H88ZM106 245H108V247H109V244H106ZM106 245H102L101 247L106 246ZM114 245H115V244H114ZM117 245L119 246L118 243H116V246H117ZM131 245H132V244H131ZM131 245H130V246H131ZM144 245H145V244H142V246H144ZM0 246H1V245H0ZM42 246H43V245H42ZM50 246H51V245H50ZM91 246H92V245H91ZM98 246H99V245H98ZM123 246L126 248L125 245H123ZM142 246H141V248H144V251H146V246H147V245H145V247H142ZM148 246H149V244H148ZM150 246H151V245H150ZM9 247H10V245H9ZM44 247H46V246H44ZM74 247L76 248V246H74ZM87 247H88V246H87ZM87 247H85V248L87 249ZM89 247H90V246H89ZM89 247H88V248H89ZM106 247H107V246H106ZM14 248H15V247H14ZM14 248H11V249H14ZM51 248H52V247H51ZM55 248H56V246H55ZM60 248H61V246H60ZM77 248H78V246H77ZM80 248H81V245H80ZM82 248L85 249L83 246H82ZM98 248H100V247H98ZM103 248H104V247H103ZM109 248H110V247H109ZM112 248H113V247H112ZM112 248H110V249H112ZM114 248H116V247H114ZM117 248H118V247H117ZM117 248L113 250L114 253H113L112 255H114V254L116 253L115 250H117ZM127 248H128V247H127ZM148 248H149V247H148ZM18 249H19V248H18ZM46 249H48V248H46ZM105 249H106V248H105ZM119 249H120V248H119ZM119 249H118V250H119ZM137 249H138V247H137ZM153 249H154V248H153ZM5 250H7V249H5ZM5 250H4V251H5ZM16 250H17V249H16ZM16 250H15V252H16ZM19 250H20V249H19ZM36 250H37V249H36ZM36 250H34V251H36ZM54 250H55V249H54ZM60 250H61V249H60ZM79 250H81V249H79ZM89 250H90V252H91L93 249L90 248ZM94 250H95V249H94ZM100 250H102V248H101ZM103 250H104V249H103ZM122 250H123V248H122ZM134 250H135V249L133 248V251H132V252H135ZM139 250H140V249H139ZM148 250H149V249H148ZM150 250H152V248H151ZM154 250L156 251L157 249H154ZM8 251H9V249H8ZM8 251H7V252H8ZM12 251H13V250H12ZM20 251H21V250H20ZM23 251H25L24 246H23ZM76 251H77V250H76ZM87 251H88V250H87ZM95 251H98V249L95 250ZM124 251H125V249H124ZM127 251H128V249H127ZM140 251H141V250H140ZM142 251H143V250H142ZM155 251H153L155 254H156V253H159V252H155ZM58 252H59V251H58ZM58 252H57V250H56V253H58ZM77 252H78V251H77ZM85 252H86V250H85ZM101 252H102V251H101ZM104 252L107 253V255H104V256H103L102 254H103ZM104 252H102L101 255H102L103 257L106 256V257L109 259L107 249H106V251L104 250ZM130 252H131V251H130ZM132 252H131V253H132ZM16 253H20V252H16ZM33 253H34V252H33ZM78 253H80V252H78ZM87 253H88V252H87ZM119 253H120V252H119ZM142 253H143V252H142ZM3 254H6V251H5V253H3ZM20 254H21V255H24V254H22V252H21ZM58 254H59V253H58ZM64 254L66 255L67 253H64ZM81 254H84V253H81ZM81 254H80V255H81ZM92 254H93V253H92ZM99 254H100V253H99ZM125 254H127V253H125ZM144 254H145V253H144ZM150 254H151V253H150ZM14 255H15V254H14ZM18 255H19V254H18ZM88 255L90 256L89 253H88L86 256H88ZM109 255H110V250H109ZM115 255H116V254H115ZM115 255H114V256H115ZM132 255H133V254H132ZM132 255H129V256L133 257ZM147 255H148V254H147ZM84 256H85V255H84ZM86 256H85V257H86ZM97 256H98V255H94L95 259H96ZM119 256H120V255H119ZM137 256H141V255H140V254H137ZM143 256H144V255H143ZM143 256H142V257H143ZM148 256H149V255H148ZM153 256H154V254H153ZM1 257H3V256H1ZM15 257H17V256H15ZM71 257H72V256H71ZM92 257H93V256H92ZM99 257H100V256H99ZM111 257H112V256H111ZM120 257H123L124 259H125V258L128 259V256H127V257H124V255H123V251H122V254H121ZM142 257H141V258H142ZM4 258H5V256H4ZM69 258H70V257H69ZM69 258H68V259H69ZM97 258H98V257H97ZM107 258H106V259H107ZM123 258H121V259H123ZM135 258H138V257H135ZM145 258H147V257H145ZM151 258H153V260H156V259H157V258L154 259V257H151ZM151 258H150V259H151ZM1 259H3V258H0V260H1ZM6 259L9 260L8 258H6ZM6 259H5V260H6ZM99 259H101V258H99ZM99 259H98V261H97V259L94 260V258H93V259H92L93 264H99V263L101 262V260H102V259H101V260L99 261ZM106 259L103 258L104 261H105ZM116 259H117V258H116ZM116 259H115V260H116ZM124 259H123V260H124ZM130 259H131V258H130ZM132 259H133V258H132ZM38 260H40V259H38ZM71 260H72V259H71ZM73 260H74V259H73ZM110 260H111V259H110ZM136 260H137V259H136ZM151 260H152V259H151ZM3 261H4V259H3ZM69 261H70V260H69ZM74 261H75V260H74ZM108 261H109V260H108ZM125 261H126V260H125ZM141 261H142V260H141ZM141 261H140V262H141ZM148 261L150 262L149 259H148ZM6 262H7V261H6ZM29 262H30V261H29ZM39 262H40V261H39ZM44 262H45V261H44ZM75 262H76V261H75ZM98 262H99V263H98ZM105 262H106V261H105ZM119 262H120V261H119ZM122 262H123V261H122ZM129 262H130V261H129ZM133 262H134V260H133ZM142 262H144V264H146L145 261H142ZM146 262H147V260H146ZM149 262H148V263H149ZM152 262H153V261H152ZM152 262H151V263H152ZM155 262H156V261H155ZM1 263H2V260H1ZM22 263H23V262H22ZM24 263H25V262H24ZM30 263H31V262H30ZM30 263H29V264H30ZM33 263H35V262H33ZM42 263H43V261H42ZM103 263H104V262H103ZM114 263H115V262H114ZM123 263H124V262H123ZM123 263H122V264H123ZM126 263H127V262H126ZM126 263H125V264H126ZM136 263H137V262H136ZM138 263H139V259H138ZM2 264H3V263H2ZM7 264H8V262H7ZM27 264H28V263H27ZM37 264H39V263H37ZM44 264H45V263H44ZM77 264H78V263H77ZM108 264H110V263H108ZM111 264H112V261H111ZM120 264H121V263H120ZM130 264H131V262H130ZM140 264H141V263H140Z\"/></svg>",
	"mask_w": 264,
	"mask_h": 264
}]
</instances>
